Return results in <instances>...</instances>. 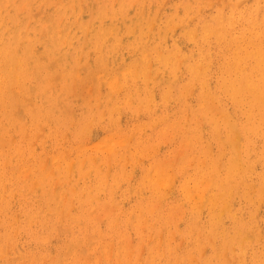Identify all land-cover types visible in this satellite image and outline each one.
Here are the masks:
<instances>
[{
  "label": "rangeland",
  "instance_id": "rangeland-1",
  "mask_svg": "<svg viewBox=\"0 0 264 264\" xmlns=\"http://www.w3.org/2000/svg\"><path fill=\"white\" fill-rule=\"evenodd\" d=\"M7 1H8V3H7ZM14 1H17V2H14ZM22 1H23V3H22ZM4 0V4L2 3V0H0V15L2 14L1 12H3L4 14L3 15H1V17H0V47L2 46V45H4L3 44V42L1 41V40H5V37H6V40H10V42H11V44L13 45V47H15V48H18L19 50H18V53H19V55H18V57L19 58H21V59H25V58H27L28 57V55L26 56L25 54H22V52H23V50H26L27 51V53H29L30 55H31V65L33 66V70H32V72H30L28 69H24V70H21V66L19 65V63H17L16 61H14V65L15 66H13V74H15V76L17 75L18 77H15L14 78V80H13V82L9 85V87H8V93H7V97H6V99H5V102H7L8 104L6 105V107L8 108H6L4 105H3V103L0 101V123L2 122H6V121H8V122H6V123H4V124H0V137H4V139L2 138V141H0L1 142V144L2 145H0V147L2 146V149L0 148V178H2V179H0V202L2 203L1 205H0V208H1V211H2V214L0 215V217L2 218L4 215H5V213L7 212V214H8V217L10 218V220L12 221V223H11V227H10V230L11 231H15L16 229H15V227H17V231H15V232H13L12 234H13V236H12V238H5L4 239V241H3V243H4V245L6 244H8L7 246L5 245V254L4 255H1L0 256V264H4L6 261V263L7 264H14L15 262V264H18V262H20V263H22L23 264V262H22V260L24 261V264H32L31 263V260H32V262H34V260H35V264H41V262H42V264H82V262H83V264H96V263H98V262H95L94 261V258L95 257H97V259H95L96 261H99V264H113V263H115V261H117L116 262V264L118 263V264H129V262L128 263H126L127 262V259H129V261H131L130 262V264H132V261H134L133 259H135V261L133 262V264H138V262H140V264H148L149 263V261H150V257H152V255H151V253L152 254H154V258L152 257L151 258V261H153V263L151 262V264H158V262H159V264H180L179 262H180V257L182 256V255H185V256H187L188 257V255H189V249H190V255H192V253H193V255H194V257H195V260H198V262L196 261V262H193V256H192V258H190V256L188 257V260L189 261H191V262H188V263H191V264H199L200 263V261H202V259H205V258H207V256L209 255V254H207V253H212V251L213 250H216L217 249V247H218V240L216 241V235H215V237H214V244H212L213 243V240H212V237H210V235H209V233L208 232H205L207 229H208V225H210V216L209 217H207L208 216V214L210 215V211H211V207L210 206H215L216 205V203L217 204H219L220 203V200L218 199V197L216 196V194H214V193H212V191H214V188H212L211 186H210V184H211V182H212V180H213V177H214V175H215V173H214V171L212 170V165H211V161H215V163L217 164V162L219 163V164H217V166H215L217 169H218V172L219 173H222L223 171H224V164H225V160H227V158L229 157V155H230V146H229V144H228V142H227V140H226V134L224 135V131L226 130V128L225 127H223V119H222V122L221 121H219V120H221V118H222V115H220L219 116V114H220V112H221V108L224 110V111H227L228 112V114H230V115H232V117L234 118V119H236V120H239V121H243V120H245L246 119V111H248L249 109H250V107H249V105L247 104V103H241V105L239 106V108L237 107H234V105L232 106V104H233V100L230 98V96L229 95H227V94H225V93H222V94H220L218 97H213L212 96V91L213 90H215L216 89V87H217V82L219 81L218 79H219V74L218 73H220L219 71L220 70H218L219 68H218V65L220 66V65H222V62H221V55H222V52H220L221 50H224L223 49V47L225 48V46H224V44H223V42L221 41V39H219L218 38V36L222 33H224L226 30H228V29H234V31H239L240 29H239V26H240V24L242 23L241 21H240V19H237V18H239V16H238V13L240 12V10H241V8L240 7H242V10L241 11H244L243 13H245V12H247V11H249V10H252V12H253V10L254 11H256V12H253L255 15L257 14V12H259L256 16L258 17V22L259 23H261L262 25H264V0H250V2H249V0L247 1H245V0H233V2L234 1H236V2H234V3H236V5L235 4H231L232 6H230V3L229 2H232V0H222L223 2H226V3H224V5H222V7H219L220 5H221V0H218V2H217V0H211L212 2L210 3V4H208V6H207V10H205L206 9V6L205 5H207L206 4V2H208L207 0H177V2H176V0L174 1V0H158L157 2H156V0H151V1H149V0H145V1H143V0H138V3L139 2H143V3H140V5L138 4V3H136L137 2V0H128L129 2H132V3H128L126 0L124 1H122V0H89V2H88V0H75V1H73V0H66V1H63V0H48V1H46V0ZM29 1V2H28ZM41 1V2H40ZM47 3H46V2ZM55 1V2H54ZM60 1H61V3H60ZM71 1V2H70ZM82 1V2H81ZM87 1V2H86ZM95 1V2H94ZM100 1V2H99ZM121 1V2H120ZM135 1V2H134ZM146 1H148L147 3H145ZM169 1H171L170 3H169ZM174 1V2H173ZM192 1H194V2H192ZM205 1V2H204ZM210 1V0H209ZM227 1H228V3H227ZM241 1V2H240ZM36 4H35V3ZM50 2V3H49ZM52 2V3H51ZM58 2V3H57ZM63 2V3H62ZM70 2V3H69ZM75 2V4H73V6H74V8H73V6H72V4L71 3H74ZM113 2V3H112ZM160 2V3H159ZM190 2H191V5H190ZM199 2V3H198ZM222 2V3H223ZM239 2V3H238ZM5 3H6V5H5ZM38 3H40V6L39 5H37ZM46 3V4H45ZM49 3V6L47 5ZM55 3H57V4H55ZM86 3H87V6H86ZM91 3H92V5H91ZM95 3V4H94ZM107 3V4H106ZM110 3H112V5L110 4ZM153 3H155V4H153ZM157 3H159V7H158V4ZM177 3V4H176ZM194 5H193V4ZM203 3V4H202ZM243 3V4H242ZM250 3V4H249ZM3 6H2V5ZM13 4H15V5H17L18 4V6H12ZM33 4H35V5H33ZM43 4V5H42ZM54 4V5H53ZM61 4V5H60ZM71 5V7H70V5ZM124 4H126V7H123V6H125ZM142 4H143V7H142ZM147 4H148V6H147ZM163 4V5H162ZM166 4V5H165ZM185 4H186V6H185ZM189 4V5H188ZM202 4V5H201ZM205 4V5H204ZM214 4V5H213ZM216 4H219V5H216ZM225 4H227V5H225ZM246 4V5H245ZM258 4V5H257ZM11 5V6H10ZM20 5H22V7H23V9L22 10H20L21 9V7L19 8V6ZM24 5V6H23ZM57 5V6H56ZM85 5V6H84ZM88 5H90V6H88ZM122 5V6H121ZM127 5H131V6H127ZM136 5V6H135ZM162 5V6H161ZM165 5V6H164ZM168 5V6H167ZM176 5H177V8H179V9H177L176 8ZM180 5V6H179ZM215 7V8H213V6ZM249 5H251V6H249ZM253 5H255L254 7H253ZM263 5V6H262ZM8 8H6V7ZM10 6V7H9ZM37 6H39V7H37ZM42 6V7H41ZM47 6V7H46ZM54 6V8L52 9V7ZM59 6V7H58ZM65 6H67V8L65 7ZM84 6V7H83ZM123 7V8H120V7ZM134 6H135V8H134ZM138 6V7H137ZM147 6V7H146ZM150 6V7H149ZM153 6H156L155 8H157V9H155L154 8V10H153ZM171 6V7H170ZM189 6V7H188ZM226 6V7H225ZM245 6V7H244ZM259 8H258V7ZM18 7V8H17ZM37 7V8H36ZM44 7V8H43ZM61 7V8H60ZM62 7H64V10H62L63 8ZM89 7V8H88ZM107 7V8H106ZM129 7V8H128ZM142 7V8H141ZM205 9H204V8ZM211 7V8H210ZM237 7V8H236ZM263 9H262V8ZM11 8V9H10ZM13 8V9H12ZM58 10H57V9ZM66 8V9H65ZM76 8V9H75ZM81 8H83V9H81ZM125 8V9H124ZM136 8H139L140 9V11H141V9H143L144 11H142L141 13L138 11V10H135ZM146 8H147V10H146ZM149 8V9H148ZM169 8V9H168ZM185 8V9H184ZM190 8V9H189ZM203 8V9H202ZM208 8H210V9H208ZM220 8H222L221 10H220ZM228 8V9H227ZM239 8V9H238ZM244 8H245V10H244ZM16 9H17V12H15L16 11ZM24 9L26 10V11H24ZM33 9V10H32ZM35 9H37V10H39V11H42L41 13L39 12V13H37L36 11H35ZM41 9V10H40ZM68 9V10H67ZM88 9V10H87ZM104 9V10H103ZM115 9V10H114ZM120 9V10H119ZM134 9V10H133ZM199 9H201L200 11H199ZM239 10V12H238V10ZM5 10V11H4ZM7 10H8V12H7ZM19 10V11H18ZM30 10V11H29ZM81 10V11H80ZM84 10V11H83ZM105 10L108 12H106L107 13V15H106V13H105ZM111 10V11H110ZM156 10V11H155ZM178 10V11H177ZM184 10V11H183ZM195 10H198L199 12H197V11H195ZM203 10V11H202ZM210 10V11H209ZM216 10L218 11L217 12V15L218 16H216L215 15V13H216ZM227 10V11H226ZM231 10V11H230ZM263 10V11H262ZM15 12V14L13 13V12ZM35 11V12H34ZM44 11V12H43ZM61 11H62V14H60L61 13ZM65 11V12H64ZM67 11V12H66ZM87 11H88V13H87ZM134 11V12H133ZM137 11V12H136ZM145 11H146V14H145ZM155 13H154V12ZM159 11V12H158ZM192 11H194V12H192ZM214 11V12H213ZM229 11V12H228ZM25 12V14H23L22 16H21V14L22 13H24ZM53 12V13H52ZM55 12V13H54ZM74 12V13H73ZM78 14H77V13ZM111 12V14H109ZM117 12V13H116ZM127 12V13H126ZM156 14V17H154L155 15L153 14ZM208 14H207V13ZM220 12H222L221 14H220ZM231 12V13H230ZM235 12V13H234ZM237 12V13H236ZM263 12V13H262ZM9 13V14H8ZM14 15H13V14ZM30 13V14H29ZM34 13V15H32V14ZM63 13H65V14H63ZM72 13L74 14V15H72ZM76 13V14H75ZM85 13V14H84ZM96 13H97V15H96ZM102 13V14H101ZM131 13H133V14H131ZM192 13L194 14V16L192 15ZM214 15H213V14ZM224 13H225V15H226V19L225 20H223L224 19ZM233 13V14H232ZM20 14V15H19ZM28 14V15H27ZM41 14V15H40ZM79 14H80V18H79ZM113 14H115V15H113ZM119 14V15H118ZM145 14V15H144ZM159 14H160V16H159ZM176 14V15H175ZM182 14H183V16H186V17H182ZM197 14V15H196ZM203 14V15H202ZM222 14H223V16H222ZM229 14V15H228ZM232 14V16H230ZM10 15V16H9ZM13 15V16H12ZM38 15V16H37ZM48 15H50V16H48ZM190 15H192V17H190ZM205 15V16H204ZM210 15V16H209ZM3 16V17H2ZM18 16V18H16ZM36 16V17H35ZM45 16V17H44ZM53 16H54V19H53ZM58 16V17H57ZM59 16H60V18H59ZM77 16V17H76ZM107 16V18H105ZM119 16H120V19H119ZM149 16V17H148ZM169 16H172V17H169ZM215 16L217 17V18H215ZM219 16H221V17H219ZM236 16V17H235ZM238 16V17H237ZM244 16V15H243ZM19 17H21V18H19ZM63 17H64V20H63ZM94 17V18H93ZM100 17H102L101 19H102V22L104 21V23H102L100 20ZM151 17H153L152 19H154V20H151ZM171 18L170 20L171 21H169V18ZM177 17V18H176ZM180 17H182V18H180ZM196 17V18H195ZM204 17V18H203ZM218 17H219V20H218ZM227 17H230V19L232 20V21H234V22H232L230 19H228ZM232 17L234 18V19H236V20H233L232 19ZM3 18V19H2ZM9 19V20H7V19ZM16 18V19H15ZM29 20H28V19ZM39 18V19H38ZM59 18V20L60 21H58L57 19ZM79 18V19H78ZM105 18V19H104ZM111 18H113L112 20H111ZM115 18H117L116 20H115ZM133 18V19H132ZM166 18H167V20H166ZM175 18V19H174ZM186 18V19H185ZM188 18V19H187ZM191 18V19H190ZM195 18V19H194ZM215 18V19H214ZM221 18V19H220ZM11 19H13V20H11ZM26 19H27V22H26ZM65 19H67V21L65 20ZM73 19V20H72ZM74 19H76V21L74 20ZM78 19V20H77ZM178 21H177V20ZM202 19V20H201ZM211 19H213V20H211ZM5 20H6V22L8 23V26H7V23H5ZM16 22H15V21ZM23 20V23L21 22ZM38 20V21H37ZM41 22H40V21ZM44 21V24H42V27H43V25H44V28H41L39 25H41V23H43V21ZM71 20L74 22V26H72L73 25V22H71ZM93 20V21H92ZM125 20V21H124ZM143 20V21H142ZM153 22V24L151 25V21ZM159 20V21H158ZM176 20V21H175ZM183 20H186V21H183ZM188 20V21H187ZM191 20V21H190ZM194 20V22H193V24H192V21ZM204 20V21H203ZM210 20V21H209ZM215 20V21H214ZM224 22H223V21ZM241 22H239V21ZM36 23H35V22ZM49 21H52V22H49ZM55 21H57L56 23L57 24H55ZM78 21V22H77ZM89 21V22H88ZM96 21V22H95ZM121 21V22H120ZM130 21H131V24H130ZM142 21V22H141ZM162 22V25L164 26V27H160V24H161V22ZM181 21L183 22V23H181ZM190 21V22H189ZM208 21V22H207ZM236 21H238V22H236ZM21 22V23H20ZM48 22H49V24H48ZM54 22V23H53ZM62 22H64V23H62ZM76 22V23H75ZM106 22H109V23H106ZM140 22V23H139ZM157 22H158V24H157ZM163 22H165L166 23V25H165V23H163ZM174 22V23H173ZM177 22L178 23H180V25L179 24H177ZM215 22H216V24H215ZM33 23H35V24H33ZM51 23V24H50ZM61 23V24H60ZM87 23V24H86ZM94 23V24H93ZM114 23H117L116 25H114ZM119 23V24H118ZM172 23H173V25H172ZM188 23H189V25H188ZM194 23H195V25H194ZM200 23V24H199ZM207 23H210V24H208L210 27H211V25H212V27L211 28H214L212 31H213V33H211V32H209V33H207L206 35H202V34H200V30H201V33H202V29H204V27H206L207 25ZM225 23V24H224ZM228 23H229V25H228ZM239 23V24H238ZM6 24V25H5ZM13 24V25H12ZM20 24V25H19ZM23 24V25H22ZM25 24H26V26H25ZM31 24V25H30ZM55 24V25H54ZM64 24V25H63ZM67 24V25H66ZM69 24V25H68ZM87 26H86V25ZM102 26L103 24V26H105V27H101L100 25ZM111 24H113V25H111ZM147 24V25H146ZM155 24V25H154ZM176 24L178 25L177 27H176ZM182 24H185V25H182ZM198 24V25H197ZM237 24V25H236ZM16 25V26H15ZM19 25V26H18ZM38 25V26H37ZM46 25H47V28H46ZM52 26V28H51V26ZM60 25V26H59ZM62 25V26H61ZM80 25V26H79ZM84 25L88 28V26H90L88 29H85L86 27H84ZM98 25V26H97ZM145 25V26H144ZM161 25V26H162ZM170 25V26H169ZM171 25H172V27L174 28H172L171 27ZM213 25H215V26H213ZM218 25V26H217ZM222 27H221V26ZM224 25V26H223ZM232 25V26H231ZM5 28H4V27ZM19 28H18V27ZM28 26H30V27H28ZM56 26H58V27H56ZM64 26V27H63ZM69 26V27H68ZM92 26V27H91ZM113 27V29H112V27ZM124 29H122L121 27ZM134 26H136V27H134ZM143 26V27H142ZM186 26V27H185ZM201 26V27H200ZM7 27V28H6ZM12 27V28H11ZM24 27V29H21V28H23ZM53 27H54V29H53ZM69 29H68V28ZM71 27V28H70ZM93 27H97V28H93ZM120 27V28H119ZM132 27V28H131ZM142 27V28H141ZM145 27V29H143ZM153 29H152V28ZM168 27H169V29L170 28H172V31L171 30H169L168 29ZM176 27V28H175ZM194 27H196L195 28V31L196 32H193V28ZM208 27V26H207ZM217 27V28H216ZM228 27V28H227ZM25 28H26V30H27V32H26V30H25ZM34 28V29H33ZM38 28V29H37ZM60 28V29H59ZM83 28V29H82ZM99 28V29H98ZM102 28V29H101ZM109 28H110V30H109ZM149 28V29H148ZM216 28V29H215ZM31 29V30H30ZM35 29H37V30H35ZM43 29L45 30V31H43ZM58 29V30H57ZM76 29V30H75ZM79 29V30H78ZM80 29H81V31H80ZM87 30L88 32H89V34H88V32L86 31L85 33H84V31L85 30ZM95 31H94V30ZM104 29V31H102ZM176 29V30H175ZM185 29V30H184ZM193 29V30H192ZM239 29V30H238ZM17 30V31H16ZM18 30H19V32H18ZM34 30H35V32H34ZM56 30H57V33H59V32H61V31H63V33H65L67 30V34L65 33L64 35H63V33L61 32L60 34L61 35H59V34H56ZM60 30V31H59ZM78 30V31H77ZM93 30V31H92ZM100 30L102 31V33H99L100 32ZM107 31V33H105L106 31ZM130 30L132 31V32H130ZM145 30V31H144ZM148 30H149V32H148ZM183 30V31H182ZM192 30V31H191ZM30 31V32H29ZM38 31H43V32H45V34H43L42 32V34H40V32H38ZM75 31V32H74ZM80 31V32H79ZM98 32L97 34L95 33V32ZM121 31H123L122 33H121ZM136 31V32H135ZM159 31V32H158ZM171 31V32H170ZM176 31H177V33H176ZM184 31H186V32H184ZM188 31V32H187ZM189 31H191L190 33H189ZM199 31V32H198ZM219 31V32H218ZM221 31H224V32H221ZM15 32H16V34H19V35H16L15 34ZM18 32V33H17ZM34 32V33H33ZM50 32V33H49ZM74 32V33H73ZM78 32V33H77ZM91 32H92V34H93V36H91L92 34H91ZM103 32H104V34H103ZM109 32L111 33V35L109 34ZM125 32H128V33H125ZM135 32V33H134ZM142 32V33H141ZM148 32V33H147ZM151 32V33H150ZM155 32H156V34H155ZM162 32H165V34H161ZM167 32V33H166ZM217 32H218V34H217ZM221 32V33H220ZM47 33H49V34H47ZM72 33V35H70ZM130 33V34H129ZM132 33V34H131ZM148 35H147V34ZM150 33V34H149ZM169 33V34H168ZM173 33V34H172ZM179 33V34H178ZM184 33V34H183ZM195 33L196 34H198L199 33V35L197 36V37H194V36H196L195 35ZM9 34L11 35V34H13V36L12 37H9ZM15 34V35H14ZM25 34V35H24ZM39 34V35H38ZM80 34V35H79ZM99 34V35H98ZM103 34V35H102ZM105 34H107V36L105 35ZM109 34V35H108ZM121 34V35H120ZM125 34V35H124ZM127 34V35H126ZM171 34V35H170ZM189 34V35H188ZM208 34H211V35H208ZM212 34H213V36H212ZM5 35V37H3ZM22 35V36H21ZM26 35H27V39H23V37L25 38L26 37ZM35 35V36H34ZM46 35H47V37H46ZM52 35V36H51ZM56 35V36H55ZM77 35V36H76ZM100 38V40L102 39V38H104L105 37V39H102L104 42L106 41L108 44H106V42L104 43L102 40H101V42L100 43H102V44H99V38L97 37V36ZM123 35V36H122ZM135 35H137V36H135ZM141 35V36H140ZM151 35V36H150ZM156 35V36H155ZM159 35H160V37H159ZM162 35V36H161ZM193 35V36H192ZM200 35H202V36H200ZM218 35V36H217ZM15 36H18V37H15ZM28 36H29V38H28ZM37 36V37H36ZM40 36V37H39ZM49 36H51V37H49ZM57 36H60V37H58V38H60V39H58L57 38ZM66 38H65V37ZM70 38H69V37ZM90 36V37H89ZM101 36H103L102 38H101ZM112 36V37H111ZM119 36H120V38H119ZM170 36V37H169ZM173 36V37H172ZM189 36V37H188ZM190 36H191V38H192V40H194V41H190ZM217 36V37H216ZM34 37V38H33ZM42 37V38H41ZM65 38V39H63V38ZM85 37V38H84ZM128 37V38H127ZM136 37V38H135ZM142 39H141V38ZM172 37V38H171ZM174 37H176V38H174ZM180 37V38H179ZM184 39H183V38ZM200 37V38H199ZM208 37H210V38H208ZM14 38V39H13ZM31 38H33V39H31ZM47 38H48V40L50 41H48L47 40ZM51 38V39H50ZM77 38V39H76ZM87 38V39H86ZM88 38L90 39L89 41H88ZM121 39V40H119V39ZM132 40H131V39ZM135 38V39H134ZM151 38V39H150ZM165 40H164V39ZM205 38H207L206 40H204ZM212 38V39H211ZM216 38V39H215ZM20 39V40H19ZM23 39V40H22ZM65 40V42L63 41V40ZM70 39V40H69ZM79 39V40H78ZM83 39H85V41L86 42H84L83 41ZM93 39H94V41H93ZM98 39V40H97ZM119 40V42H118V40ZM124 39V40H123ZM169 39V40H168ZM183 39V40H182ZM199 39H201V40H199ZM16 40V41H15ZM19 40V41H18ZM31 40V41H30ZM54 40V41H53ZM57 40H58V43H57ZM62 40V41H61ZM67 40L69 41V43H70V45H71V43H73L71 46L69 45V43H68V45H67ZM72 40V41H71ZM97 40V41H96ZM109 40V41H108ZM130 40V42L132 43H127L128 41ZM136 40H138V41H136ZM141 40V41H140ZM143 40V41H142ZM145 40H146V42H148V43H146L145 42ZM160 40H162V41H160ZM187 42H186V41ZM213 40V41H212ZM13 41H15V42H13ZM23 41L25 42L26 41V44H27V46L25 45V44H23ZM49 43H48V42ZM80 41V43H78ZM91 41H93V42H91ZM118 43H117V42ZM156 43H155V42ZM166 41V42H165ZM175 41V42H174ZM182 41H183V43H182ZM200 41V42H199ZM205 41V42H204ZM217 41H220V42H217ZM54 42V43H53ZM62 42V43H61ZM63 42H64V45H62L63 44ZM95 42H96V44H95ZM114 42V43H113ZM121 42V43H120ZM124 42H125V44H124ZM137 42V43H136ZM142 42H143V44H142ZM145 42V43H144ZM149 42H150V46L147 48V46L149 45ZM152 42V43H151ZM160 42H161V44H160ZM176 42H178V43H176ZM199 44H198V43ZM213 42H215V43H213ZM222 42V43H221ZM22 43V44H21ZM65 43H66V46H65ZM94 43V44H93ZM99 45H98V44ZM115 43H117L116 45H115ZM120 43V44H119ZM135 43V44H134ZM140 43H141V45H140ZM167 43L169 44V43H171V44H169V45H167ZM183 45H182V44ZM220 43H221V46H220ZM48 44H50V46H51V48L53 49H51L50 48V46L48 47ZM106 44V45H105ZM122 44V45H121ZM138 44V45H137ZM156 44V45H155ZM157 44H159L160 45V48L158 47L159 45H157ZM166 44V45H165ZM172 44H173V46H172ZM181 44V45H180ZM186 44V45H185ZM206 44V46H202V45H205ZM214 44V45H213ZM215 44H218V45H216L215 46ZM32 45V46H31ZM78 45V46H77ZM93 45H94V47H93ZM123 45H124V47H123ZM155 45V46H154ZM165 45V48H163V46ZM174 45H177V47L176 46H174ZM180 45V46H179ZM195 45V46H194ZM200 47H199V46ZM87 46V47H86ZM100 46V47H99ZM116 46V47H115ZM130 46V47H129ZM136 46H137V48H136ZM139 46H140V48H139ZM144 46V47H143ZM145 46H146V48H145ZM157 46V47H156ZM219 46V47H218ZM26 47V48H25ZM33 47H35V48H33ZM63 47V48H62ZM68 48V49H65L64 50V48ZM70 47H72V48H70ZM81 47V48H80ZM118 47V48H117ZM175 47V48H174ZM184 48L185 50H186V52H185V50L183 51V49L182 48ZM205 47H206V49H205ZM25 48V49H24ZM62 48V49H61ZM77 48V49H76ZM83 48V49H82ZM89 48V49H88ZM94 48V49H93ZM109 50H108V49ZM132 48H134V49H132ZM141 48H142V50L143 51H141L140 52V50H141ZM150 48V50H147V49H149ZM157 48V49H156ZM172 48H174V49H172ZM198 50H197V49ZM37 49H39V50H37ZM40 49H42V50H40ZM52 51H51V50ZM55 49H57V50H55ZM61 49V50H60ZM106 49V50H105ZM151 49L153 50V51H151ZM158 49H160V51H162V52H160ZM161 49H163V50H161ZM170 49V50H169ZM176 49L178 50V51H176ZM179 49L181 50L180 52H179ZM191 49V51L190 52H188L189 50ZM201 49H203L202 51H200ZM208 49H209V51H208ZM214 49V50H213ZM63 50H64V52H63ZM82 50V51H81ZM102 50V51H101ZM104 50V51H103ZM124 50V51H123ZM126 50V51H125ZM134 50V51H133ZM137 50V51H136ZM157 51V52H155V51ZM172 50H175V52H176V54L174 53V52H172ZM194 50V51H193ZM219 50V51H218ZM55 51V52H54ZM72 51V52H71ZM76 51V52H75ZM89 51V52H88ZM107 51L109 52V53H107ZM128 51H130V52H128ZM196 51V52H195ZM205 51V52H204ZM208 53H207V52ZM39 52V53H38ZM54 52V53H53ZM60 52H61V54H60ZM68 52V53H67ZM76 54H75V53ZM87 52H88V54H87ZM99 52V53H98ZM101 52V53H100ZM112 52V53H111ZM128 54H127V53ZM133 52V53H132ZM144 52H145V54H144ZM150 52V53H149ZM153 52V53H152ZM159 52V53H158ZM169 52H171L172 54V56H170L169 54ZM184 52V53H183ZM199 52L201 53V54H199ZM32 53H34V54H32ZM53 53V54H52ZM80 53V54H79ZM94 55H93V54ZM96 53H98V54H96ZM114 53V54H113ZM122 53V54H121ZM161 53V54H160ZM165 55V57H166V54L168 55V57H166L167 59H168V61H167V64L168 65H166V63H165V61H166V58L164 57V56H162L163 54ZM169 53V54H168ZM182 53H183V55H182ZM190 53V54H189ZM206 53L208 54V55H206ZM213 53V54H212ZM37 54V55H36ZM39 54H40V56L41 55H43V57L41 56L40 58H39ZM62 55L61 57H59V55ZM86 54V55H85ZM100 54V55H99ZM101 54H102V56H101ZM110 54H111V56H110ZM117 54V55H116ZM126 54V55H125ZM130 54V55H129ZM142 54H143V56H142ZM149 54H150V56H149ZM160 54V55H159ZM173 54H175L174 56H173ZM182 56V60H184V61H181V63L178 65V59H180L179 58V56ZM192 54V55H191ZM197 54V55H196ZM216 54H219L218 56L216 55ZM24 55L26 56V57H24ZM50 55V56H49ZM58 58H56L55 56ZM75 55H76V57H75ZM81 55V56H80ZM107 57H106V56ZM129 55V56H128ZM140 55V56H139ZM200 55V56H199ZM204 55V56H203ZM38 56V57H37ZM47 57V58H44V57ZM78 56H79V58H78ZM87 56V57H86ZM103 56H105V57H103ZM122 56V57H121ZM137 56V57H136ZM142 56V57H141ZM146 56H148V57H146ZM159 56H161L160 57V60L157 58V57H159ZM176 56H178V59L176 58ZM180 56V57H181ZM35 59H34V58ZM53 57H55L54 58V60H57V61H54L53 59H51V58H53ZM64 57V58H63ZM99 57H101L102 59L104 58V59H106L105 61H103V60H101V58H99ZM111 57H113V58H111ZM114 57H116V58H114ZM130 57V58H129ZM141 57V58H140ZM145 57H146V59H145ZM171 57V58H170ZM198 57V59H196ZM42 58H43V60H42ZM69 58V59H68ZM86 58V59H85ZM124 58V59H123ZM133 58V59H132ZM154 59V61H152L153 59ZM175 58H176V60H175ZM200 58L201 59H203V60H200ZM207 58V59H206ZM220 58V59H219ZM34 59V60H33ZM61 59V60H60ZM78 59V60H77ZM80 59H82V60H80ZM89 59V60H88ZM114 59H116V60H114ZM123 59V60H122ZM126 59V60H125ZM128 59V60H127ZM140 59H142L143 61H144V63L142 62V60H140ZM162 59H164V61L162 60ZM172 59H174V60H172ZM180 59V60H181ZM188 59V60H187ZM218 59V60H217ZM51 60V61H50ZM63 60H65V61H63ZM109 60V61H108ZM114 62H113V61ZM149 60V61H148ZM158 60V61H157ZM197 62H196V61ZM200 60V61H199ZM48 61V62H47ZM52 61H54V63H52ZM68 61V62H67ZM71 61V62H70ZM89 61V62H88ZM100 61H103V62H100ZM198 61H199V63H198ZM219 61V62H218ZM0 62H1V58H0ZM43 62H44V64H43ZM51 62V63H50ZM55 62H56V64H55ZM60 62H62L63 63V65L65 64V66H63L62 64L61 65H59V63ZM77 62V63H76ZM82 62V64H80ZM91 62V63H90ZM93 62H96V63H93ZM106 62V64H104ZM119 62V63H118ZM128 62V63H127ZM132 62H133V65L135 66H133L132 65ZM177 62V64L176 65H173V63L175 64ZM180 62V61H179ZM194 62V63H193ZM200 62H202V63H200ZM221 62V63H220ZM48 63V64H47ZM90 64V66H89V64ZM101 63V64H100ZM107 63H109V64H107ZM147 63H150L149 65L151 66V67H149L148 66V64ZM152 63V64H151ZM159 63V64H158ZM188 63V64H187ZM189 63L191 64V65H195V66H190L189 65ZM193 63V64H192ZM208 63V64H207ZM16 64L18 65V66H16ZM50 64H54L53 65V67H52V65H50ZM67 64H68V66H67ZM87 64H88V66H87ZM118 64V65H117ZM128 64L129 65V72H131V71H133L131 74L128 72V68H126L127 66L126 65ZM131 64V65H130ZM183 64V65H182ZM201 66V67H203V65H204V67L203 68H201V67H199V65ZM208 65V66H206V68H205V65ZM74 65H78V70L80 71V69L81 68H83L84 66H87V67H84L83 69H84V71H87L86 72V74H84L85 72L83 71V69L81 70V72H79V71H77L76 70V66H74ZM80 65H81V67H80ZM99 65V66H98ZM104 65L106 66V67H104ZM117 65V66H116ZM138 65V66H137ZM143 65V66H142ZM159 66V68H158V66ZM166 65V66H165ZM173 67H172V66ZM213 65V66H212ZM43 66V67H42ZM49 66V67H48ZM55 66H58V67H55ZM73 66L75 67V68H73ZM91 66H93V67H91ZM96 66V67H95ZM142 66V67H141ZM146 66H148V67H146ZM162 68H161V67ZM171 66V67H170ZM177 66H181V67H178L177 69L179 70H177L176 69V67ZM189 67V68H191V69H188L187 67ZM15 67V68H14ZM41 67H42V69H41ZM49 69H48V68ZM51 67H52V69H51ZM55 67V68H54ZM60 67H63L62 69H63V71H64V73H61L60 74V76H58L57 75V73L56 72H52V71H54L55 69L57 70V72H59V68ZM65 67H67V68H69V70H67V68H65ZM115 67V68H114ZM119 67V68H118ZM126 70H124L123 68ZM132 67V68H131ZM137 67V68H136ZM143 67H145V69H143ZM154 67V68H153ZM165 67V69H163ZM183 67V68H182ZM186 67V68H185ZM193 67H195L199 72L200 71H203V69H204V72H202V73H199L195 68H193ZM214 67V68H213ZM44 68H46L45 70L47 71H45L44 70ZM98 70V73H100V74H98L97 75V73H96V69ZM104 68V69H103ZM109 68V69H108ZM131 68V69H130ZM136 68V69H135ZM142 68V69H141ZM149 68H151L150 70H149ZM174 68L176 69V70H174ZM193 68V69H192ZM214 70H213V69ZM61 68H60V70H62ZM73 69L74 70H76V75H79L80 74V76H75V75H69V74H72V73H74V71H73ZM86 69V70H85ZM101 69V70H100ZM103 69V70H102ZM112 69V70H111ZM137 69H138V71L140 72V74H139V72L137 71ZM18 70V71H17ZM44 70V71H43ZM49 70H51V72H49L48 73V71ZM55 70V71H56ZM96 70V71H95ZM105 70V71H104ZM115 70H117V71H115ZM123 71L124 70V72L122 73V74H120V71ZM131 70V71H130ZM135 70V71H134ZM142 70H144V71H146V72H143ZM149 70V75L147 74V71ZM155 72H154V71ZM160 70V71H159ZM167 71V73H166V71ZM186 72H185V71ZM190 70H194L195 71V75H196V77H197V79L200 81H198V80H195V81H193L194 80V78L196 79V77H195V75L193 74V73H191V76H190V74H189V72H190ZM207 71V73H205L206 71ZM17 71V72H16ZM66 71V72H65ZM68 71V72H67ZM90 71V72H89ZM95 71V72H94ZM99 71H103L102 73L101 72H99ZM115 71V72H114ZM171 73H170V72ZM173 71H177L176 73H173ZM213 71V72H212ZM215 71H216V73H215ZM61 72V71H60ZM59 72V73H60ZM70 72V73H69ZM78 72H79V74H78ZM109 73L110 74V79H109V74L107 75V73ZM128 72V73H127ZM135 72H138V74H136ZM152 72H154L155 74H157V75H154ZM158 72H160L159 74H158ZM165 72V73H164ZM181 74H180V73ZM184 72V73H183ZM212 72V73H211ZM23 73V74H22ZM27 73V74H26ZM42 73V74H41ZM45 73H47V74H45ZM67 73V74H66ZM82 73V74H81ZM88 73V74H87ZM94 73V74H93ZM115 75V73H117L116 75L118 76H116L115 75V77L116 78H114V80L112 81V79L111 78H113L114 77V75ZM134 73H135V75H138V76H136L137 77V79H136V77L134 78L133 76H134ZM143 73H146V74H143ZM164 73V74H163ZM173 73V74H172ZM178 73V74H177ZM209 73V74H208ZM49 74H51L50 76H49ZM63 74V75H62ZM75 74V73H74ZM84 74V75H83ZM91 74V75H90ZM95 75V76H93V75ZM123 74H125L124 76H121V75H123ZM141 74H143V76L141 75ZM177 76V78H175L176 76ZM188 74V75H187ZM197 74H199V75H197ZM200 74H202V75H200ZM217 74V75H216ZM44 75V76H43ZM66 75V76H65ZM82 75H83V77H82ZM105 75H106V77H105ZM128 75V76H127ZM133 75V76H132ZM152 75H154L155 77H153ZM169 75V76H168ZM185 75H186V77H185ZM210 75V76H209ZM26 76V77H25ZM34 76H37L36 78H38L37 80L38 81H42L43 83L45 82V81H47V82H45L44 84H42L41 82H37V80H36V78H34ZM44 78H43V77ZM46 76V77H45ZM69 76H75L76 77V79H75V77H74V80H73V78L72 77H70V79H69ZM92 76V77H91ZM102 76V77H101ZM142 76V77H141ZM145 76H146V78L149 76V78H150V80L148 79V80H146V78H145ZM152 76V77H151ZM158 76V77H157ZM159 76L162 78H159ZM162 76H165V77H162ZM174 76V77H173ZM184 76V77H183ZM194 76V77H193ZM198 76H201V77H198ZM20 77H21V80H20ZM63 77H65V80H66V83H65V81L63 80L62 81V79H64ZM67 77V78H66ZM79 77H81V79L79 78ZM87 77V78H86ZM90 77H91V79H90ZM94 77H96V79H95V82L96 81H100L99 83L102 85V88H101V85L100 84H98V82H96L97 84H95V82H94ZM97 77H99V78H97ZM119 77L122 79H119ZM129 78V79H124V78ZM132 77V79H130ZM192 77H193V80H192ZM214 77V78H213ZM25 78V79H24ZM53 78V79H52ZM61 80V82H60V80ZM106 80H105V79ZM139 78V79H138ZM145 78V79H144ZM174 78V79H173ZM181 80H180V79ZM189 78H191L190 80H189ZM204 78H205V81H204ZM209 78V79H208ZM33 79V80H32ZM39 79H41V80H39ZM54 79H58L57 81H55V83L52 85H50L49 84V82L48 81H53L54 82ZM72 79V81H74V82H76L77 83V85H76V83H74L75 85H74V87L72 86V88H74V90L75 91H73V89L71 88V86H70V84L72 83V82H70V80ZM83 79V80H82ZM99 79V80H98ZM102 79H103V81H102ZM109 79V81H110V83H112V84H110L109 83V85L107 86V80ZM115 79H117L116 80V82H118L117 84H115ZM120 81H119V80ZM143 79H144V82H145V84H144V82H143ZM160 79V80H159ZM165 81H164V80ZM172 79H173V81H172ZM184 79V80H183ZM79 80V81H78ZM85 80V81H84ZM89 80H91L90 82H89ZM127 81V83H126V81ZM157 80V81H156ZM161 80L162 81H164L163 83L161 82ZM169 80V81H168ZM177 80V81H176ZM214 80V81H213ZM25 81V82H24ZM28 81V82H27ZM51 81V82H52ZM82 81V82H81ZM84 81V82H83ZM93 81V82H92ZM122 81V83H119V82H121ZM147 81V82H146ZM151 81V82H150ZM173 82V84H172V82ZM176 81V82H175ZM179 81H181V82H179ZM184 81H187L186 83L184 82ZM18 82H20L19 84H18ZM31 82H34V84L33 83H31ZM50 82V83H51ZM64 82V83H63ZM68 82H70V83H68ZM79 82H81L82 84H80ZM87 82H89V85H88V83ZM92 82V83H91ZM103 82V83H102ZM106 82V83H105ZM123 82H124V84H126V85H123ZM140 82V83H139ZM152 83V85L150 84V83ZM156 82H158V83H156ZM170 82H171V84H170ZM175 82V83H174ZM178 82V83H177ZM184 82V83H183ZM190 82H191V84H190ZM193 82V83H192ZM201 82H203V83H205V84H203V86H202V84H201ZM206 82H208V83H210V84H207ZM22 83H23V85H22ZM25 83H28V84H25ZM30 83H31V86H30ZM36 83H38V84H36ZM40 83V84H39ZM60 83V84H59ZM78 83L81 85V86H79L78 85ZM106 85H105V84ZM130 83V84H129ZM136 83V84H135ZM141 83H142V86H141ZM156 83V84H155ZM162 84V86H161V84ZM177 83V84H176ZM189 83V84H188ZM196 83H197V85H196ZM200 83V84H199ZM212 83H214V85L212 84ZM16 84V85H15ZM47 84H49L50 86H48ZM58 84L60 85V86H62L63 87V89L65 90V92H64V90L62 91V88H61V90H60V86L58 87ZM62 84V85H61ZM69 86H68V85ZM86 84H87V86H86ZM91 84H92V86H93V89H95V90H93V89H91L92 88V86H91ZM118 84H120V86H121V90L120 89H118L117 90V88H119L120 86L118 85ZM122 84V85H121ZM143 84H144V86H143ZM150 84V85H149ZM171 85L170 87H169V85ZM178 84H183V85H179V86H177L179 89H180V91L183 93L182 94V96H181V93H178L179 92V89L176 87V85H178ZM189 85V87H188V85ZM28 86V88L27 87H23V86ZM46 85H47V87H46ZM56 85V86H55ZM66 85H67V87H66ZM72 85H73V83H72ZM84 85H85V87H86V89H85V87H84ZM97 85H98V88L100 89V91H99V94L97 95L96 93H97ZM105 85V86H104ZM129 85V86H128ZM136 85V86H135ZM138 85V86H137ZM164 85V86H163ZM190 89H187L186 88V86ZM14 86V87H13ZM16 86V87H15ZM19 86V89L20 90H18L17 89V87ZM96 86V87H95ZM110 86V87H109ZM113 86V87H112ZM119 86V87H118ZM126 86H128V87H126ZM133 86V87H132ZM137 87V91H136V88L135 87ZM146 86H147V88H146ZM149 86V87H148ZM150 86H152V87H150ZM158 88H156V87ZM159 86V87H158ZM174 86V87H173ZM209 86V87H208ZM11 87H13V88H11ZM30 87H32V88H34L35 87V89H31ZM45 87V88H44ZM49 87V88H48ZM51 87V88H50ZM53 87V88H52ZM65 87V88H64ZM83 87H84V89H83ZM109 87V88H108ZM114 87H115V89H114ZM126 87V88H125ZM131 87V88H130ZM139 87H141V88H139ZM165 87H166V89H165ZM173 87V89H171ZM183 87V89L185 88L186 90H187V92H186V90L184 91L183 89L181 90V88ZM192 87H194L195 88V90L192 88ZM199 87V88H198ZM206 87V88H205ZM11 88V89H10ZM15 88V89H14ZM24 88H26L25 90H24ZM37 88H38V91L40 92L39 94L43 97H39V94L38 93H36L37 91H35V90H37ZM44 88V89H43ZM70 88V89H69ZM110 88H112V89H110ZM133 88V89H132ZM177 88V89H176ZM193 89V91H192V89ZM203 88V89H202ZM39 89H43V91H45V92H43L42 90H39ZM49 89L51 90V89H53V91L51 92V91H49ZM58 89V90H57ZM72 89V90H71ZM79 89V90H78ZM81 89V90H80ZM91 89V90H90ZM98 89V90H99ZM114 89V90H113ZM126 89H127V91H126ZM129 89V90H128ZM142 89V90H141ZM146 89H147V91H146ZM150 91H149V90ZM153 89V90H152ZM199 89H200V91H199ZM208 89H210V90H208ZM13 90V91H12ZM21 90H23V91H21ZM55 90V91H54ZM59 92H57V91ZM61 91V93H60V91ZM70 90H71V92H73V93H71L70 95H69V93L68 92H70ZM76 90H78V91H76ZM83 90V92H80V91H82ZM111 90H113V91H111ZM138 90H141V92L140 91H138ZM155 90V91H154ZM156 90H158V91H156ZM18 91V92H17ZM31 91V92H30ZM32 91H33V93L35 94H32ZM35 91V92H34ZM86 91V92H85ZM109 91V92H108ZM111 91V92H110ZM170 91V93H169V95H167V94H165V93H168ZM190 91H192V93H189ZM206 91H208L209 93H206L207 95H205L204 93L206 92ZM19 92H20V95H19ZM25 92V93H24ZM46 92H48V93H46ZM51 92V93H50ZM55 92H56V95H55ZM89 94H88V93ZM91 92H92V95H90L91 94ZM96 92V93H95ZM113 92V94H111ZM127 92H129L128 94H127ZM139 92L140 93H142V94H139ZM147 92V94H149V92H151L150 94H149V99H150V102H149V99H147L148 97H146V96H148L147 94H145V93ZM159 92V93H158ZM196 92H198V93H196ZM202 92H203V94H202ZM10 93V94H9ZM22 93V94H21ZM53 93V94H52ZM65 93L66 94H68V95H65ZM76 93V94H75ZM80 93V94H79ZM83 93V94H82ZM94 93L97 95V96H99V97H96V95H95V97L93 96L94 95ZM107 93V94H106ZM108 93H110L111 95H112V97H111V95L109 94V99L108 100H110V101H108L107 100V95H108ZM117 93H119V94H121V95H117ZM125 93V94H124ZM132 93V94H131ZM135 93V94H134ZM143 93L145 94V98H144V95H143ZM157 93V94H156ZM184 93H185V95H184ZM189 93V94H188ZM195 93H196V95H197V98H195L196 97V95H195ZM38 94V95H37ZM43 94V95H42ZM48 94V96L46 97L45 95H47ZM52 96H51V95ZM64 94V95H63ZM73 94V95H72ZM79 94V95H78ZM85 94V95H84ZM103 94H105V95H103ZM155 94V95H154ZM162 94V95H161ZM167 95V96H165V95ZM192 96H191V95ZM200 94H202L205 98V103H204V99H203V96L201 95L200 96ZM15 95V96H14ZM17 95V96H16ZM33 95V98L31 97ZM61 97H63L62 98V100H65L64 98H66V96H67V99L65 100L66 102H64V101H61L62 103V105H60V100H58L57 98H61ZM75 95H76V99L75 98H72V96L73 97H75ZM82 95V97L80 98V96ZM90 95V96H89ZM118 97H116V96ZM127 95H128V97L130 96V98H128L127 97ZM138 95V96H137ZM173 95V96H172ZM194 95V96H193ZM209 95V96H208ZM10 96V97H9ZM12 96V97H11ZM14 96V97H13ZM21 98H19V97ZM25 96H26V98H25ZM27 96L30 98V100L32 99H34V97H35V99L32 101H30L29 99H27ZM50 96V97H49ZM162 96V97H161ZM164 96L165 97H167L166 99H168L169 98V102H168V100H166L165 98H164ZM169 96V97H168ZM172 96V97H171ZM185 96V97H184ZM188 96V97H187ZM199 96V97H198ZM212 97V99H211V97ZM17 97V98H16ZM23 97V98H22ZM38 97V98H37ZM45 97H46V102H45ZM49 97V98H48ZM52 97V98H51ZM54 97V98H53ZM55 97H56V99H55ZM79 97V98H78ZM84 97V98H83ZM90 97V98H89ZM92 97V98H91ZM116 97V98H115ZM122 97V98H121ZM125 97H126V99H127V101H128V103H127V101L125 100ZM143 97V98H142ZM152 99H151V98ZM156 97V98H155ZM182 97V98H181ZM185 99H184V98ZM202 97V98H201ZM207 97H209V98H207ZM9 98V99H8ZM12 98V99H11ZM15 98V99H14ZM25 98V99H24ZM40 98V99H39ZM112 98V99H111ZM136 98V99H135ZM162 98L164 99V100H166V102H164V100H162ZM175 98V99H174ZM178 98V99H177ZM187 98V99H186ZM191 98V99H190ZM8 99V100H7ZM13 101H11V100ZM14 99V100H13ZM18 99H19V101H18ZM23 99V100H22ZM43 99V100H42ZM55 100L54 102H53V100ZM115 99V100H114ZM120 100V102L118 103V101ZM132 99H134L133 101H132ZM143 99V101H140V100H142ZM158 99H159V101H158ZM171 99H173L172 101H171ZM180 99V100H179ZM194 99V100H193ZM203 99V100H202ZM209 99V100H208ZM211 99V100H210ZM217 99V100H216ZM7 100V101H6ZM17 100V101H16ZM25 100H28V101H25ZM38 102H37V101ZM52 102L51 104H50V101ZM69 100H71V101H69ZM74 100H75V102H74ZM82 100V101H81ZM87 100V101H86ZM89 100H90V103H89ZM97 100H99V101H97ZM102 100H103V102H102ZM118 100V101H117ZM124 100L126 101L125 103L128 105H125L123 102H124ZM129 100H131V102H129ZM137 100H139V101H137ZM146 100H148V101H146ZM152 100H154V101H152ZM200 100V101H199ZM212 100H213V107H211V105H212ZM10 101L12 102V103H10ZM17 103H16V102ZM36 101V102H35ZM48 101H49V103H48ZM71 102L70 103V106H69V102ZM76 101H78V102H76ZM81 101V102H80ZM84 101V102H83ZM95 101H97V103L95 102ZM112 101H114V103L112 102ZM122 101V102H121ZM136 101L138 102V103H136ZM146 101V103H144ZM154 102V103H152V102ZM181 101H183V102H181ZM199 101V102H198ZM202 101V103H200ZM229 101V102H228ZM24 102H25V104H24ZM33 102V104H31ZM40 102V103H39ZM55 102H57V103H55ZM67 103L68 105H65L64 103ZM83 102V103H82ZM94 102L96 103V105H97V107H96V105H94V107H93V104H94ZM109 102V103H108ZM135 102V103H134ZM139 102H140V104H139ZM148 102H149V104H148ZM177 102V103H176ZM185 102V103H184ZM194 102V103H193ZM198 102V103H197ZM36 103H39V104H36ZM57 105V108H54V107H56V106H54L53 107V105H55V104ZM72 103H73V105H72ZM76 103V104H75ZM88 103H89V105H88ZM108 103V104H107ZM123 103V104H122ZM151 103H152V105H151ZM168 103H170V104H168ZM188 103V104H187ZM193 103V104H192ZM214 103H216V104H214ZM17 104H21V105H18L17 106ZM41 104V105H40ZM64 104V105H63ZM79 104V105H78ZM90 104L92 105V107L90 106ZM104 104H107L106 105V107H104L105 105ZM119 105V104H121V105H119V106H117L116 105V108H115V111H114V107H113V105ZM136 104H138V105H140V107L141 106H144L143 108L141 107V110H140V108H139V110L137 109L138 108V105H137V108H136ZM143 104V105H142ZM145 104V105H144ZM150 105V106H148V107H145L146 105ZM154 104V105H153ZM172 104V105H171ZM186 106L187 105V107H184V105ZM200 104H203L202 106H204V107H201V106H199ZM207 104H210V105H207ZM218 104V105H217ZM225 104V105H224ZM3 105V106H2ZM46 105V106H45ZM50 105V106H49ZM58 105H60V106H58ZM85 105H88L89 107H90V110H89V113H88V110L86 109L88 106H84ZM100 105V106H99ZM114 105V106H115ZM157 107H156V106ZM161 105H163V107L161 106ZM193 105V106H192ZM214 105H216L217 107H214ZM231 105V106H230ZM248 105V106H247ZM16 106L18 107V109L20 108V113H19V111H17V113H16ZM20 106V107H19ZM31 106H34V108H35V110H33L34 112H30V111H32V109H34L33 107L31 108ZM67 108H66V107ZM68 106H69V109H70V107H71V111H69V110H67L68 109ZM72 106H73V108H72ZM74 106H76V108L74 107ZM99 106V107H98ZM125 106H126V108H125ZM133 106V107H132ZM153 106V107H152ZM160 106V107H159ZM191 106V107H190ZM205 106H207L208 107V109H207V107H205ZM209 106L212 108V110L215 112L216 110H214V108L215 109H218V112L216 111L215 113L211 110V108H209ZM16 108L15 110H11V109H14V108ZM40 107V108H39ZM53 107V108H52ZM80 108V111H78L79 110V108ZM89 107H88V109H89ZM127 107H129V108H127ZM132 107V108H131ZM135 107V108H134ZM219 107H221V108H219ZM42 108V109H41ZM45 110H44V109ZM47 108V109H46ZM78 108V109H77ZM81 108H84V109H81ZM93 108V109H92ZM98 109V110H96V109ZM101 109V111L103 112L104 111V116H103V113L101 114L99 111H100V109ZM103 108H105V110L103 109ZM110 110V111H112L111 113L109 112V111H107L106 112V110H108V109ZM111 108L113 109V110H111ZM125 108V109H124ZM145 108H146V110L147 111H145ZM149 108V109H148ZM153 108V109H152ZM202 108H204V110H202ZM205 108H206V110H205ZM245 108V109H244ZM40 109V110H39ZM52 109V110H51ZM54 109V110H53ZM77 109V110H76ZM92 109V110H91ZM119 109V110H118ZM121 109V110H120ZM136 109V110H135ZM143 109V110H142ZM154 109H156V110H154ZM240 109V110H239ZM6 110H8V112L6 111ZM43 110V111H42ZM60 110H61V112H60ZM129 110V111H128ZM134 110V111H133ZM138 110V111H137ZM159 110V111H158ZM168 110V111H167ZM220 110V111H219ZM242 110V111H241ZM11 111H13V112H15V114L13 113V112H11ZM55 111V112H54ZM78 111V112H77ZM96 111V112H95ZM120 113V114H118V112ZM127 111V112H126ZM136 111H137V113H136ZM143 111V112H142ZM207 111H209V112H207ZM29 112V113H28ZM41 112H44V113H42L41 114ZM48 112V113H47ZM59 112V113H58ZM63 112V113H62ZM69 112V113H68ZM106 112V113H105ZM114 112V113H113ZM123 114H122V113ZM130 112V113H129ZM160 112H162V114L160 113ZM178 112V113H177ZM5 113V114H4ZM13 114V116H12V114ZM31 113V114H30ZM45 113H46V116L47 115H49V116H45L44 117V115H45ZM55 113V114H54ZM59 115H58V114ZM72 113V115H70ZM92 113H95L97 116H99V117H97L95 114H93V115H91ZM182 113V114H181ZM186 113V114H185ZM189 113V114H188ZM196 113H197V115H196ZM211 113H213V114H211ZM234 113V114H233ZM3 114V115H2ZM9 114H10V116H9ZM27 114V115H26ZM33 114V115H32ZM63 114H65V115H63ZM99 114V115H98ZM100 114H101V116H103V118H101L100 119ZM108 114H111V117L108 115ZM117 114V116H119L118 117V119L120 120V123H118V121L119 120H117V119H115L116 121H117V123L121 126V129L119 128V127H115L116 125L118 126V124H114V122L116 123V121L114 120V119H112V117H113V115H114V117L113 118H116L115 117V115ZM132 114V115H131ZM158 114V115H157ZM166 114V116L163 118L162 116H164ZM177 114H178V116H177ZM180 114V115H179ZM7 115H8V117H7ZM40 115V116H39ZM42 115V116H41ZM71 116V118H70V116ZM75 115V116H74ZM123 115H124V118H123ZM126 115V116H125ZM162 115V116H161ZM169 117H168V116ZM172 117H171V116ZM175 115H176V117H175ZM188 115V116H187ZM192 115V116H191ZM195 115H196V117H195ZM201 115V116H200ZM211 115H215L216 117L217 116H219V117H217L216 119H217V121H219L218 123H220V124H218V126H215V125H213V124H211L209 121H210V119H214L215 117L214 116H211ZM5 116V118L7 117L9 120H6V119H4V118H2V117H4ZM20 116V117H19ZM23 116H25V119H24V117ZM37 116H39V118L41 119V117H42V119L40 120ZM55 116V117H54ZM63 116V117H62ZM91 116H94V117H91ZM108 116L110 117V119L113 121H111L112 122V128H110L111 127V122H110V119L108 118ZM140 116V117H139ZM144 118H143V117ZM184 116H187L185 119L184 118H181V117H184ZM198 116V117H197ZM36 117V118H35ZM65 117H66V119H65ZM76 117H78V118H76ZM87 117H89L88 119H87ZM128 117V118H127ZM130 117V118H129ZM157 117V118H156ZM162 117V118H161ZM214 117V118H213ZM21 118V119H20ZM23 118V119H22ZM27 118V119H26ZM76 118V119H75ZM91 118V119H90ZM100 120H99V119ZM139 118H140V120H139ZM146 118V119H145ZM152 118H153V120H152ZM158 118H159V120H158ZM161 118V119H160ZM187 118H188V120H187ZM198 119L199 120V122H198V120H194V119ZM200 118H201V120H200ZM203 118H204V122H203ZM208 118V119H207ZM220 118V119H219ZM242 118V119H241ZM3 119H4V121H3ZM31 119V120H30ZM34 119H35V121H34ZM44 119V120H43ZM49 119V120H48ZM88 120V124L90 123L89 122V119H90V121L92 120V124L90 123L87 127L90 129V132H89V129L86 127L85 128V126L87 125H83L84 124V122H87V120ZM108 119V120H107ZM128 119V120H127ZM133 119H134V121H133ZM177 119V120H176ZM183 119V120H182ZM216 119H214V121H216ZM6 120V121H5ZM16 122H15V121ZM22 120H23V122L24 121H26V122H24V124H22L21 125V127H19L20 125L19 124H17V122L19 121V122H22ZM38 121V123H37V121ZM46 120V121H45ZM67 120V121H66ZM77 120H78V122H77ZM86 120V121H85ZM99 120V121H98ZM123 120L125 121V122H123ZM132 120V121H131ZM136 120V121H135ZM151 120H152V124L150 123L151 122ZM154 120H156V122H154ZM157 120L158 121H160V122H158L157 123ZM173 120H174V124H173ZM34 121V122H33ZM47 121H49V127L45 124V123H47L48 124V122ZM84 121V122H83ZM94 121H95V123H94ZM130 121V124L128 123ZM178 121V122H177ZM179 121H181V122H179ZM192 123H191V122ZM200 121H201V123H200ZM216 121V122H217ZM10 122V123H9ZM18 122V123H19ZM31 122V123H30ZM45 122V123H44ZM69 122H71L70 124H69ZM80 122V123H79ZM83 122V123H82ZM109 122V123H108ZM131 122H133L132 123V125H131ZM137 123V122H140V123H137V125H136V127L134 128V123ZM154 122V123H153ZM185 122V123H184ZM14 125H13V124ZM36 123L38 126L40 125V123H41V125H40V129L39 128H36L37 126H36V124L34 125V124ZM73 123V124H72ZM94 123V124H93ZM108 123V124H107ZM124 124V126H123V124ZM144 123V124H143ZM148 123H149V125H148ZM156 123V124H155ZM181 123V124H180ZM199 123V124H198ZM21 124V123H20ZM33 124V125H32ZM43 124V125H42ZM69 124V125H68ZM105 124V125H104ZM106 124H107V127H106ZM109 124H110V126H109ZM152 126H151V125ZM153 124H155V125H153ZM183 124V125H182ZM185 124V125H184ZM203 124V125H202ZM11 127H10V126ZM29 125V126H28ZM32 125V126H31ZM83 125V127H82V129H86V130H88V134L86 133V130H82V129H80V127ZM92 125V126H91ZM128 126V128H130L131 126L134 128V130L133 131H135L134 133L133 132H131L132 130L131 129H133L132 127L130 128V130L126 127V126ZM131 125V126H130ZM144 125V126H143ZM147 125H148V127H150V129H151V131H153V132H151L150 130H149V128L147 127ZM164 125V128L162 127V126ZM171 125V126H170ZM181 126L180 128H182V131H181V129L178 127H176V126ZM198 125V126H197ZM201 125V126H200ZM14 126V127H13ZM16 126H18V128L16 127ZM22 126H24V127H22ZM48 128H47V127ZM57 127V128H55V127ZM65 126H67V127H65ZM97 126V127H96ZM106 128H105V127ZM122 126H123V129L124 130H122ZM142 126H143V129H142ZM166 126V127H165ZM170 128H169V127ZM173 126H175V127H173ZM213 126V127H212ZM9 127V128H8ZM42 127H44V128H42ZM46 127V128H45ZM61 127V128H60ZM91 127V128H90ZM138 127H140V128H138ZM145 127H147V128H145ZM157 127H159L160 128V130L163 128L164 130H166V131H169V132H171L170 134H169V132H163L166 136H168V135H170V139H171V137H172V140L170 141V140H168V141H170L171 143H168V141H166L167 139H169L168 137H166V136H164V134L163 135H161L162 133V130H161V132L159 131V130H156L155 131V128L156 129H159V128H157ZM162 127V128H161ZM187 127V128H186ZM194 127V128H193ZM207 127V128H206ZM219 127V128H218ZM223 127V128H222ZM12 128V129H11ZM13 128H15V130L17 131V132H14L15 130L13 129ZM23 128L25 129V130H23ZM27 128H28V130H27ZM50 128V129H49ZM52 128V129H51ZM101 128V129H100ZM138 128V129H137ZM144 128H145V130H144ZM168 128H169V130H168ZM173 128V131L171 130ZM174 128H176V129H174ZM200 128H202L203 130H204V132H202L203 130L202 129H200ZM212 128V129H211ZM7 129H8V132H7ZM22 130V132H21V136H18V135H20V134H18L17 135V133H19L21 130ZM31 129H32V131H31ZM47 129H49V130H47ZM55 129V130H54ZM58 129V130H57ZM102 129H104V130H102ZM115 129H116V131H115ZM186 129V130H185ZM195 129V130H194ZM213 129H218V131H216V130H213ZM222 129H225L224 131L222 130ZM5 130H6V132L8 133V134H3V132H5ZM27 130V131H26ZM43 130V131H42ZM51 130V131H50ZM64 130V131H63ZM163 130V131H164ZM175 130V131H174ZM192 130V131H191ZM197 130H198V132H197ZM213 131V133H215V134H213L212 133V131ZM39 131V132H38ZM40 131H42V132H40ZM49 131V132H48ZM69 131V132H68ZM81 131H83L84 133H82ZM113 131V132H112ZM130 131V132H129ZM146 131V132H145ZM148 131V132H147ZM155 131V132H154ZM159 132V133H157V135H156V132ZM178 133H181L182 134V136L180 135V134H178ZM181 131V132H180ZM189 131V132H188ZM11 132V133H10ZM33 132H38V133H41V135H38V137L36 136V135H33L34 133ZM52 132V133H51ZM74 132V134H72ZM114 133L113 135H112V133ZM116 132V133H115ZM175 132V133H174ZM206 132V133H205ZM218 132V133H217ZM22 133H23V135H24V133H25V135H26V133H27V136H25V137H27V138H30V137H34L35 139H29L30 140V142H33V144L35 143V145L33 146V144H32V146H33V150L31 149V147H28L29 145V141H28V139L27 138H23L22 137ZM29 133H31V134H29ZM46 133V134H45ZM54 133V134H53ZM55 133H57L56 135H55ZM61 133V134H60ZM85 133H86V135H85ZM106 133V135H108L107 137H106V135H104ZM110 133H111V135H110ZM122 133H125L124 135H125V137L122 135ZM126 133L128 134H134V135H131V137L129 136L128 137V135L126 136ZM137 133V134H136ZM139 133V134H138ZM141 133V134H140ZM149 133V134H148ZM168 135H167V134ZM173 133H174V135H173ZM9 134H11L10 136H9ZM12 134L14 135V139H15V141L16 142H14V139H13V136H12ZM36 134V133H35ZM44 134V135H43ZM51 134H53L54 136H52ZM65 135L66 137H68V138H66V140H65V137H64V140H63V137H62V135ZM76 134H77V136H76ZM79 134H81V135H79ZM89 134H91V135H89ZM118 134V135H117ZM135 134H136V136H135ZM145 134V135H144ZM146 134H148L147 136H146ZM154 134V135H153ZM159 134V135H158ZM178 134V135H177ZM186 136H185V135ZM192 134V135H191ZM223 134V135H222ZM3 135H5V136H3ZM61 136L62 137V140H63V142L64 143H67V144H64V143H62V140H61V142L59 141V142H57L56 140H60V138L61 137H59V136ZM63 135V136H64ZM73 135V136H72ZM85 135V136H84ZM88 135V136H87ZM116 135V136H115ZM123 136L124 137V140H122L123 138H121V136ZM189 135H191V137H189ZM202 135V136H201ZM204 135V136H203ZM214 135V136H213ZM239 136H238V138L239 137H241L240 139H239V143H243L244 142V136L242 135V134H238ZM16 136H18V137H16ZM36 136V137H35ZM56 136V137H55ZM59 138H58V137ZM79 136L81 137L80 139H79ZM82 136H83V138L84 139H82ZM91 136V137H90ZM105 136V138L104 139H102L103 137ZM118 136V137H117ZM138 136H141V137H138ZM146 136V137H145ZM156 136V137H155ZM160 136H162L163 137V139L166 137L167 139H162ZM174 136H175V138H174ZM185 136V139L184 138H182V137H184ZM189 137V139H188V137ZM201 136V137H200ZM217 136H219V138L217 137ZM10 137H11V139H10ZM42 137H46L45 138V141L44 140H41V139H43ZM53 137V138H52ZM57 138L56 140H55V138ZM70 137H72V138H70ZM79 139V140H76L77 138ZM114 138L115 137V139H118L117 141H121V143L119 144V143H114V141L116 142V140L115 139H112V138ZM120 137V138H119ZM143 137V138H142ZM151 137H152V139H151ZM154 137V138H153ZM7 138H8V140H7ZM17 138V139H16ZM19 138V139H18ZM37 138V139H36ZM88 138L89 140L88 141H86V139ZM125 138H129V139H127V141H126V139ZM130 138H132V139H130ZM136 138H138V139H136ZM140 138V139H139ZM148 138V139H147ZM162 140V142L161 141H159L160 139ZM225 140H224V139ZM10 139V140H9ZM13 139V140H12ZM22 139V140H21ZM27 141H26V140ZM70 141H68V140ZM73 139V140H72ZM100 139H102V140H104L105 142V145H104V143H101L100 145H99V143L97 144L96 142L98 141V142H100ZM105 139H108V140H110V141H108V143H107V141L105 140ZM120 139V140H119ZM144 139V140H143ZM157 139H158V141H157ZM182 139V140H181ZM195 140V142H194V140ZM200 139V140H199ZM33 140V141H32ZM46 140H47V142H46ZM72 140V141H71ZM81 140V142H78V141H80ZM101 140V142H103ZM114 140V141H113ZM146 143H144L143 141ZM146 140V141H145ZM153 140V141H152ZM186 140H190V142L188 143ZM193 140V141H192ZM199 140V141H198ZM251 140L252 141H254V144H255V146H256V148L257 149H259L263 144H264V130L262 129V135H257V136H252V138H251ZM5 141L6 142H9L10 141V143H9V145H8V143L6 144L5 143ZM86 141V142H85ZM111 141H113V145L114 146H112V143H109V142H111ZM124 141H126V143H122V142H124ZM129 141V142H128ZM135 141H138V142H136V143H134ZM141 141H142V143H141ZM181 141H184V142H181ZM11 142H12V144H11ZM18 142V144H19V146H18V144L16 145V143ZM26 142H27V144H26ZM44 142H45V144H44ZM56 142V143H55ZM160 142V144H159V148H155V147H157L158 145V143ZM165 142V143H164ZM181 144H180V143ZM186 142V143H185ZM206 142L211 146H208V144H206ZM41 143V144H40ZM60 144V146H62L63 145V148L62 147H60V146H58V144ZM83 144V143H86V145L85 144H83V147H84V145L85 146H87V144H89L87 147H90V148H87V147H85V148H83L81 145H80V148H79V144ZM92 145H91V144ZM141 143V144H140ZM152 143V144H151ZM153 143H154V148L156 149L155 150V153H153V151H154V148H152V146H153ZM164 143V144H163ZM180 145H179V144ZM183 143H185V144H187V146H185L186 148H184V146H182L181 147V145H183ZM197 143V144H196ZM204 143V144H203ZM220 143V144H219ZM221 143H223V147H222V144ZM227 143V144H226ZM6 144V145H5ZM43 144V145H42ZM46 144H48V145H46ZM75 144L76 145H78V146H75ZM95 144H97V145H99V147L101 148V147H106L107 145V149L109 148V146H110V148H112V151L113 152H110L109 153V151H107V149H106V151L103 149V148H99L98 149V146H97V148H96V146H95ZM122 144V145H121ZM126 144V145H125ZM131 144V145H130ZM148 144V145H147ZM184 144V145H185ZM189 144H191L190 146H192V147H190V149L188 148V146H189ZM200 144H201V146H200ZM226 144V145H225ZM24 145V146H23ZM26 145H28V146H26ZM104 145V146H103ZM119 145V146H118ZM127 147V148H125V146ZM127 145H129V147L127 146ZM134 145V146H133ZM137 147H136V146ZM143 145L144 146H150L152 149L151 150H149L148 151V148H147V146L146 147H144L145 148V150H147V151H145L144 153L142 152L143 151V149H142V147H143ZM152 145V146H151ZM177 145V147H178V145L180 146V148H177V147H175ZM8 146V147H7ZM16 146H18V147H16ZM56 146V147H55ZM69 146H70V148L71 149H69ZM71 146H74V147H71ZM92 146L94 147V148H96V149H93L92 148ZM160 146H162V147H160ZM164 146V147H163ZM208 146V147H207ZM224 146H225V149H224ZM3 147H5V148H3ZM61 149H59V148ZM77 147V149H75L76 150V152L74 151V150H72V149H74V148H76ZM121 149H120V148ZM131 147V148H130ZM132 147H134V148H132ZM140 147H141V149H140ZM149 147V148H150ZM174 147V148H173ZM200 147V148H199ZM217 147H219V148H217ZM18 148H19V150H18ZM21 148V149H20ZM26 148V149H25ZM50 148V149H49ZM65 148H67V150H69V151H67ZM79 148V149H78ZM109 148V149H110ZM116 148L118 149V150H116ZM123 148H125V149H123ZM135 148H138V149H135ZM175 148H177L178 150H177V152H176V150H175ZM207 150H206V149ZM209 148H211V150H209ZM222 148V149H221ZM43 149H45V150H43ZM63 149L65 150V151H67L66 152V155H65V151H63ZM83 151H82V150ZM86 149V150H85ZM92 149V150H91ZM134 151H133V150ZM159 149V150H158ZM164 149H165V151H164ZM174 149V150H173ZM187 149V151L186 152H184L185 150ZM189 149V150H188ZM224 149V150H223ZM4 150V151H3ZM29 150H30V152H29ZM42 150H43V152H42ZM48 150V151H47ZM59 150H60V153H59ZM70 150H72V151H70ZM87 150H89V151H87ZM94 150V151H93ZM103 150V151H102ZM116 150V151H115ZM122 150H123V152H122ZM137 150H138V153L140 154V155H138V153H136L137 152ZM153 150V151H152ZM173 150V151H172ZM180 150V151H179ZM184 150V151H183ZM193 150V151H192ZM218 150H220V151H224V152H221V153H223L222 155H219L218 154ZM22 151H23V153H22ZM33 151V152H32ZM38 151H40L39 152V154L41 155V156H39V154L37 153ZM53 151V152H52ZM80 151V152H79ZM82 151V152H81ZM86 151H87V153H86ZM110 151H111V149H110ZM121 151V152H120ZM131 151H133V152H131ZM136 151V152H135ZM157 151V152H156ZM164 151V152H163ZM168 151H170V152H168ZM178 151H179V153H183L182 155H179V156H177L179 153H178ZM208 151H209V153H208ZM220 151H219V153H220ZM18 152V153H17ZM37 153V156H36V153ZM42 152V153H41ZM49 154H48V153ZM63 152V153H62ZM69 152V153H68ZM141 152V153H140ZM150 152H151V154L152 155H150L149 156V154H150ZM174 152V153H173ZM190 152L191 153H193V154H190ZM9 153V154H8ZM14 153V154H13ZM29 153V154H28ZM73 153H75V154H73ZM96 153V154H95ZM101 153H102V156H101ZM104 153H105V155H104ZM108 153V154H107ZM114 153V154H113ZM164 153H166V154H164ZM168 153V154H167ZM172 153V154H171ZM205 153H206V155H205ZM208 153V154H207ZM23 154V155H22ZM28 154V155H27ZM32 154V155H31ZM57 155L56 157H54L53 155ZM58 154H59V156H58ZM61 154L63 155L62 157H61ZM77 154V155H76ZM80 154V155H79ZM88 154H90V155H92L93 154V156H90L89 157V155ZM126 154V155H125ZM129 154V155H128ZM134 156V158L132 157V155ZM162 156H161V155ZM174 154H175V158H173L174 157ZM198 154V155H197ZM201 154H203V155H201ZM9 155V156H8ZM35 155V156H34ZM47 155V156H46ZM53 157H52V156ZM69 156V157H66V156ZM74 155V156H73ZM79 155V156H78ZM107 155V156H106ZM120 155V156H119ZM138 155V156H137ZM142 155V156H141ZM143 155H146V156H143ZM147 155H148V157H147ZM170 155V160L171 161H168L170 164H172L171 166H173V168H168V167H170V164L168 165V164H166V166L165 167H167V165H168V167H167V169H166V171H167V175L170 173H172L173 175H176V176H173L172 174V178H173V180H172V178L168 175L164 180V182H166V180H167V183H165L166 185H168V180L169 179H171V181L169 182V183H171V185L169 184L168 186H169V189H168V186H166L165 184H163V185H165V186H163L164 188H162L161 189V185L159 186H156L157 185V181H159L160 180V178H161V172L163 171V169L165 170V167L163 166V169L161 170L160 169V167L159 166H161L162 165V163H161V161H163V159L164 158H166V159H169L167 156H169ZM172 155V156H171ZM189 157L190 155L193 157L194 156V158H190L189 157V159L191 160L192 159V161H189V159H187V157ZM210 155V156H209ZM212 155H214L213 157H212ZM218 155L220 156V158L218 157ZM6 156V157H5ZM28 156V157H27ZM42 156H44V157H42ZM82 156V157H81ZM84 156V157H83ZM95 156V158H93ZM113 156V157H112ZM128 156V157H127ZM140 156L142 157L141 159H142V161L140 162ZM204 158H203V157ZM216 156V157H215ZM16 157V158H15ZM47 159H46V158ZM53 158V160L51 161V159ZM80 159H79V158ZM93 159H92V158ZM126 157L128 158L127 159V163L129 164H125V166L122 164L121 165V162L122 163H124V160H125V163H126ZM131 157H132V162H130V159H131ZM135 157H137V158H139L138 160H139V163H138V161L136 160L137 158H135ZM143 157H145V158H143ZM151 159H150V158ZM161 157V158H160ZM163 157V158H162ZM171 157H172V159L174 160H172L171 159ZM176 157H179L178 158V160L177 161H175V159H177ZM199 157H201L204 161H202L201 160V158H199ZM212 157V158H211ZM218 157V158H217ZM248 157H249V159H250V161H251V163H252V166H254L253 167V172H252V175H251V178H250V180H249V182L251 183H255L256 182V174L257 173H259L260 172V170H261V164H260V161H259V159H258V157H257V155L255 154V152H251L249 155H248ZM4 158H6V159H4ZM8 158V159H7ZM12 158V159H11ZM33 158V159H32ZM42 158V159H41ZM50 158V159H49ZM55 158V159H54ZM62 160L60 163H59V161H60V159ZM64 158H66V159H64ZM78 158V159H77ZM83 158H84V160H83ZM102 158V159H101ZM105 158H109V159H107L106 161H107V163H104V161H105ZM147 158V159H146ZM153 158V159H152ZM184 160V161H182V159ZM205 158H207V159H205ZM208 158H209V160H211V161H209L208 160ZM215 158V159H214ZM223 158V159H222ZM226 158V159H225ZM18 159V160H17ZM29 159V160H28ZM46 161H45V160ZM69 159H71V161H72V159H73V162H71L70 161V165L72 164V168H71V166L70 167H67V165L69 164L68 163V160ZM118 159H120L119 161H118ZM134 159V160H133ZM145 159V160H144ZM165 159V161H167ZM219 159V160H218ZM35 160V161H34ZM50 160V161H49ZM56 160V161H55ZM59 160V161H58ZM65 160V161H64ZM78 160H80V164L78 163ZM83 161V163H82V161ZM94 160V161H93ZM103 160V161H102ZM109 160V161H108ZM115 160H117V161H115ZM137 162H136V161ZM29 161V162H28ZM45 162V163H43V164H45L44 165V167L42 168L41 166L43 165H41L40 166V162L42 163V162ZM55 161V162H54ZM86 161V162H85ZM113 161V162H112ZM144 161V162H143ZM149 163H148V162ZM154 161V162H153ZM156 161H159L158 163H155ZM198 161H202L201 163H202V165L203 166H201V164H200V162H198ZM209 163V165H207V162ZM15 162V164H13ZM23 162H28V163H23ZM34 162H37V163H34ZM52 162V164L50 165V163ZM53 162H54V164H53ZM94 162V163H93ZM118 162V163H117ZM136 163V165H135V163ZM152 162V163H151ZM164 162V161H163ZM167 162V163H168ZM171 162H173V163H171ZM182 163V164H184V162L186 163V162H188V164H185V165H183V167H182V164H180V163ZM192 163V164H189V163ZM197 162H198V164H197ZM223 162V163H222ZM257 164H256V163ZM2 163H4L3 165H2ZM21 163H23L24 164V166L23 165H21ZM29 163H30V165H29ZM34 165H32V164ZM57 163H59V165H56ZM63 163H65V164H63ZM76 164V167H75V165L74 164ZM91 163V164H90ZM96 163H98V164H102V165H97ZM108 163H109V165H110V167H108L109 165H108ZM117 163V164H116ZM133 163V164H132ZM146 163V164H145ZM157 164V166L155 165V164ZM222 163V164H221ZM25 164H26V166H25ZM36 164V165H35ZM83 164H84V166H83ZM86 164H88V166H86ZM93 164V165H92ZM96 164V165H95ZM121 165V167H119L120 165ZM131 164V165H130ZM152 165V166H156V168L157 167H159V168H157L156 170H157V172H156V170L154 171L155 173H158V170H159V173L160 174H155V173H152L151 174V172H152V170H153V168L150 166V165ZM30 166V167H32V168H29L28 166ZM58 168V170H56V168H55V166ZM63 165H65V166H63ZM74 165V166H73ZM79 165V166H78ZM112 165V166H111ZM115 165V166H114ZM135 166V168H131V167H133V166ZM141 167H140V166ZM148 165H149V168H147L148 167ZM159 165V166H158ZM194 165V166H193ZM198 165V166H197ZM206 165V167L204 168V166ZM220 165V166H219ZM221 165H223V166H221ZM257 165V166H256ZM38 166H40V169H38L39 167ZM51 166H53V167H51ZM69 166V165H68ZM77 166H78V168H77ZM80 166H82V167H80ZM85 166H86V169H84L85 168ZM96 167L97 166V168H93V167ZM114 166V167H113ZM194 168H193V167ZM208 166H210V167H208ZM5 167V168H4ZM12 167L14 168V167H16V168H14L13 170L14 171H12ZM19 167V168H18ZM20 167H22L21 169H20ZM24 167V168H23ZM63 167H65L66 169H64ZM80 167V168H79ZM90 168L89 170H88V168ZM108 167V168H107ZM162 167V166H161ZM176 167H180V169H178V168H176ZM185 167L186 168H188V169H185ZM208 167V168H207ZM258 167V168H257ZM41 168L43 169V170H41ZM47 168H48V170H49V168L51 169L52 168V174L51 175H53V176H51L50 175V172L47 170ZM68 168V169H67ZM69 168H70V170L71 171H73V173L74 172H76L77 174H73L72 172H70L69 171ZM76 168V169H75ZM82 168H83V170H82ZM107 168V169H106ZM114 168V169H113ZM122 168H123V170L125 171V173H127V174H130V178H128L129 176H127V174H125V176H121V174L122 175H124V172L122 173ZM126 168V169H125ZM139 170H138V169ZM155 168V167H154ZM193 168V169H192ZM15 169H20V170H22V171H15ZM28 169H29V171H28ZM32 169H34V171L32 170ZM79 169H81V170H79ZM103 169V170H102ZM111 169V170H110ZM120 171H119V170ZM145 169V170H144ZM146 169H149V170H147L146 171ZM173 171H172V170ZM185 169V170H184ZM204 169H206V170H204ZM216 169V170H217ZM24 170H27V172H25ZM30 170H31V172H30ZM41 170V171H40ZM44 170L45 171H47V173H45L44 174ZM55 170H56V172H55ZM60 170V171H59ZM66 170V171H65ZM75 170V171H74ZM89 171L88 172V174L90 173L91 175H90V177H88L89 175L87 174V176H86V174L85 173H87V171ZM93 170V171H92ZM95 170V171H94ZM109 170H110V172H109ZM115 170V172L116 173H114L113 171ZM118 170V171H117ZM128 170H130V172H132V173H130ZM169 170L171 171V172H169ZM179 170H180V172L181 171H183V173L181 172H179ZM204 170V171H203ZM213 172H212V171ZM9 171V172H8ZM12 171V172H11ZM58 171H59V174H60V176H58L59 174H58ZM69 171V173L67 174L66 172H68ZM80 171V172H79ZM84 173H83V172ZM104 171V172H103ZM106 171V172H105ZM128 171V172H127ZM166 171H165V173H164V171H163V173L165 174H163L164 176H166ZM198 171V172H197ZM200 171H202V172H200ZM209 171V172H208ZM24 172H25V174H24ZM38 172H39V174H38ZM103 172V173H102ZM139 172V173H138ZM146 172V173H145ZM149 172H150V174H149ZM169 172V173H168ZM199 172H200V174H199ZM212 174H211V173ZM12 173V174H11ZM14 173H15V175H14ZM20 173V174H19ZM56 173V175H54ZM72 173V174H71ZM79 173H80V175H79ZM94 173V174H93ZM101 173H102V176H104V178H106V177H109L108 175H110V177L109 178H107L106 179V183H104L103 181H101L102 180V176H101ZM107 174V176L106 175H103V174ZM119 173V174H118ZM141 173H142V176H141ZM144 173V174H143ZM190 175L189 177L187 176L188 174ZM195 173H197V174H195ZM202 173V174H201ZM11 176H10V175ZM17 174H18V176H17ZM24 174V175H23ZM29 174V175H28ZM34 174H37V175H34ZM43 174H44V176H43ZM66 174H67V176H66ZM84 175V176H86V177H78L77 179H75V177H77V176H81V175ZM100 174V175H99ZM181 174V175H180ZM199 174V175H198ZM205 174V175H204ZM208 174V175H207ZM211 174V175H210ZM255 174V175H254ZM33 175L35 176V177H33ZM47 175V176H46ZM68 175H69V177H71L70 179H69V177H68ZM75 175V176H74ZM96 175L98 176V179H96V180H99V181H94L95 183L96 182H98V183H96L95 184V188L93 187L94 186V184H92L93 183V180H95V177H96ZM111 175H113L112 177H111ZM117 175L119 176V177H117ZM134 175V176H133ZM144 175H146V177L144 176ZM151 175H153V176H151V179H152V182H151V179L149 178V179H147L146 180V178L147 177H150ZM158 177V179H156L157 177ZM162 175V176H163ZM184 175H186V176H184ZM193 175H196V176H194L193 177ZM197 175L199 176V177H201L202 175H204L203 177H202V179H199V177L197 178ZM23 176V177H22ZM26 176V177H25ZM49 176H50V178H49ZM92 176V177H91ZM106 176V177H105ZM126 176H127V178H126ZM138 176V177H137ZM159 176H160V178H159ZM192 176V177H191ZM208 176H209V178H208ZM210 176H213V177H210ZM44 177V178H43ZM53 177V178H52ZM59 177H61V178H59ZM101 177V178H100ZM115 177L116 178H118V181H117V179H116V182L114 181V179H115ZM136 177V178H135ZM154 177H156V178H154V179H156V180H154L153 181V178ZM168 177H169V179H168ZM187 177V178H186ZM205 177H207V179H210L209 180V182H210V184H209V182H206V183H208L206 186H202L204 183L203 182H205V181H203L204 179L203 178H205ZM253 177H255V178H253ZM35 178V179H34ZM65 178L67 179L66 181H65ZM111 178H113V179H111ZM124 178V179H123ZM143 178H144V180H143ZM199 179V180H197V183H196V180H194V179ZM253 178V179H252ZM36 180V181H32V183H31V180ZM44 179H45V181H44ZM48 179V180H47ZM79 179V180H78ZM87 179H89V181L87 180ZM91 179V180H90ZM101 179V180H100ZM120 179H123L124 181H122V180H120ZM126 179H127V181L130 183L129 185H128V182L126 181ZM132 179V180H131ZM140 179V180H139ZM162 179H163V177H162ZM160 180V181H162L161 183H164L163 182V180ZM189 179V180H188ZM206 179V180H207ZM212 179V180H211ZM255 179V180H254ZM3 180V181H2ZM29 180H30V183H29ZM37 180H38V182L40 181V182H42V181H44V182H42V183H38L37 182ZM64 180V181H63ZM71 180V181H70ZM78 180V182H76V181ZM120 180V181H119ZM183 180H188V181H186V183H188V185L190 184L191 185V188H190V185L188 186L186 183V185H187V187H189L190 189H188L187 187H186V185L184 184V183H182V182H185V181H183ZM193 180H194V182L197 184H195L194 182H193ZM26 181V182H25ZM67 181H68V183H67ZM73 181V182H72ZM137 181H139V182H137ZM141 181H143V182H141ZM160 181L158 182V184H160ZM172 181H173V183H172ZM180 181H181V183H180ZM190 181V182H189ZM202 181V184L200 185V184H198V182H201ZM2 182L3 183H5V185H3L2 184ZM9 182V183H8ZM37 183L39 186H43L44 187V189H43V187H42V189H43V191H42V189L39 187V186H37V184H35L36 185V189H35V186L33 185V183ZM51 182H52V184H51ZM64 182H66V183H64ZM91 183L90 185H89V183ZM100 182V183H99ZM114 182V183H113ZM137 182V183H136ZM150 182V183H149ZM26 183V184H25ZM71 183L73 184V185H71ZM83 183H85V184H83ZM103 183H104V185H103ZM122 184V185H120V184ZM132 183V184H131ZM138 183H140V185L138 184ZM146 183V184H145ZM149 183V184H148ZM177 183V184H176ZM179 183H180V185H179ZM21 184H22V187H21ZM29 184H31V185H29ZM42 184V185H41ZM47 184V185H46ZM66 184V185H65ZM84 186H83V185ZM112 185V187L113 188H111V185ZM117 184V185H116ZM118 184L120 185V186H118ZM135 184V186H133L132 187V185H134ZM184 184V185H183ZM192 184H194V187H197V190H196V188L194 189H192V187H193V185ZM20 185V186H19ZM44 185H46V186H44ZM48 185H49V187H48ZM67 185H69V186H67ZM87 185V186H86ZM91 187H89V186ZM97 185H101L99 188H98V186ZM129 187H128V186ZM137 185V186H136ZM142 185V186H141ZM147 185H149V186H147ZM181 185H183L182 187H183V190L182 189H180V188H182V187H180ZM3 188H2V187ZM34 186V187H33ZM61 186H62V190L60 189V191H59V193H60V195H58V194H56L57 192H58V189L59 188H61ZM97 186V187H96ZM103 186H104V188H103ZM117 186V187H116ZM139 186H141V189H140V187ZM146 186H147V188H151V189H147L146 188ZM184 186L189 190V193H192V191H193V193H192V196L190 197V195H189V193H187V197H188V199H191V200H188L187 199V197H186V192H187V189L186 188H184ZM202 186V187H201ZM19 187H20V190H19ZM28 189H27V188ZM48 187V189H46ZM64 187H66V188H64ZM69 187H74L75 189L74 190H78L77 192L76 191H72L73 189H71V188H69ZM81 187H83V188H81ZM89 187V188H88ZM116 187V188H115ZM118 187H120V188H118ZM159 187V189L157 190V188ZM199 187H201V189L199 188ZM203 187H205V189L203 188ZM212 189H211V188ZM16 188H18V189H16ZM30 188V189H29ZM34 188V189H33ZM52 188L54 189V190H52ZM64 188V189H63ZM97 188V189H96ZM117 188H118V190H117ZM124 188V189H123ZM129 188V189H128ZM131 188H133V189H131ZM136 188V189H135ZM139 188V189H138ZM144 188H146V189H144ZM152 188H154L155 189V194H154V189H152ZM166 188H167V190H166ZM172 188V191L170 190ZM174 188H176V189H174ZM203 188V189H202ZM25 189H27L29 192L27 193V192H25L26 190ZM40 189V190H39ZM67 189H68V191H67ZM83 189H85V190H83ZM88 189V190H87ZM94 189V190H93ZM100 189V190H99ZM116 190V192L115 191H113V190ZM129 190V192H131V193H129V192H127L128 190ZM143 189H144V192L142 193V191H143ZM165 190V191H167V192H165V191H162V190ZM184 189H186V190H184ZM191 189H192V191H191ZM200 189V191L201 192H203V194L201 195V198L199 197V199L198 200H195L194 201V199L193 198H196V193L198 192V193H200L198 190ZM208 189H210L211 191H209L210 192V194L212 193L213 194V196L214 197H217L216 199L214 198L213 200H217L216 201V203H214L213 204V200H212V205H209V206H207L209 203L207 202V201H205V200H203L202 199V197L203 196H209L210 194H209V192H207V191H205V190H208ZM2 190V191H1ZM15 190V191H14ZM46 190H49L50 191V193H49V191H48V193L50 194V195H44V193L45 194H47V191ZM71 190V191H70ZM86 190H87V192H86ZM104 190V191H103ZM110 190H112V191H110ZM125 190H127L126 192H125ZM139 190H141V191H139ZM175 190H177L176 192H175ZM195 190V191H194ZM240 190V189H239ZM20 192V193H17V192ZM61 191H65L64 193L66 194V196H65V194H62L61 193ZM82 191V192H81ZM84 191H85V193L86 194H83L84 193ZM89 191V192H88ZM92 191H95V193L94 192H92ZM98 191V192H97ZM100 191V192H99ZM109 191L111 192V193H109ZM135 191H139L140 192V194L139 193H136L137 194V196H136V194L134 193ZM152 191V193L154 194H150L149 195V192H151ZM159 193H158V192ZM174 191V192H173ZM181 191H186L185 193L183 192V193H181ZM191 191V192H190ZM24 192V193H23ZM38 192H40V193H38ZM42 192V193H41ZM76 192V193H75ZM92 192V193H91ZM133 192V193H132ZM147 192V193H146ZM162 192H164V194H162ZM196 192V193H195ZM215 192V191H214ZM4 193V195L2 196V194ZM12 194V196H14V197H11V195L10 194ZM17 193V194H16ZM54 194V196L52 195V194ZM90 195H89V194ZM97 193V195H99L98 197L99 198H93L94 197V195ZM112 193H114V195H112ZM123 193V194H122ZM127 193V194H126ZM158 193V194H157ZM168 193V194H167ZM179 193V194H178ZM208 193V194H207ZM23 194V195H22ZM56 194V195H55ZM69 194V195H68ZM82 194V195H81ZM135 196H134V195ZM142 194V195H141ZM160 194H161V197H160ZM167 194V195H166ZM175 194V195H174ZM181 194H183V195H181ZM195 194V195H194ZM63 195V196H62ZM77 195V196H76ZM89 195V196H88ZM92 195V197H90ZM111 195V196H110ZM117 195V196H116ZM164 195H166V196H164ZM179 195V196H178ZM197 195H200V194H197ZM43 196H45L44 198H45V200H43L44 198H43ZM47 196H49L48 198H46ZM52 197V199L54 200V201H56V203L55 202H53V200L52 201H50V198ZM59 198H58V197ZM64 196L66 197L65 199L67 200H65V199H63L64 198ZM81 196H82V198H81ZM104 196V197H103ZM116 196V197H115ZM122 196V197H121ZM129 196V197H128ZM132 196V197H131ZM162 196H164V197H162ZM168 196H170V197H168ZM211 196V195H210ZM10 199H9V198ZM63 197V198H62ZM71 198V207L69 206L70 204H69V202H68V198ZM88 197H89V201H88ZM111 197H113L114 198V200L116 201L117 199H120L119 201H121L122 199V202H119V201H117V204H116V202H114V200H112V198ZM121 197V198H120ZM151 197V198H150ZM176 197V198H175ZM184 197V198H183ZM193 197V198H192ZM11 198H13V200L11 199ZM14 198H17V199H15V201H14ZM35 198V199H34ZM43 198V199H42ZM77 198V199H76ZM79 198V199H78ZM90 198H91V200H90ZM116 198V199H115ZM125 198V199H124ZM128 198V199H127ZM130 198V199H129ZM147 198V199H146ZM150 198V199H149ZM158 199V201H157V199ZM161 198V199H160ZM165 199L166 201H164L163 199ZM183 198V199H182ZM185 198L187 199V201L185 200ZM237 198V199H236ZM257 197H253V199H255L254 200V202L252 203V204H248V205H246V204H244V202H237V201H239V199H238V197H235L234 198V201H231L230 202V205H231V208H230V212H231V216L233 217V216H235V217H233V218H237V217H240L241 215H243L244 216V213H242V212H248L249 210H252V212H254L253 213V216L252 217H248V216H245V218L247 219V220H249V218H250V220L253 222V224H254V228L255 229H257V231L260 233V229L262 230V233H260V240H259V242H258V244H257V246H256V244H254V247L255 248H257V247H259V244L261 245V243H263L264 242V221H263V219H264V209H263V207H264V197L263 198H261V200H263V201H261L260 199V201L258 200V199H256ZM7 199H9V200H7ZM47 199V200H46ZM49 199V200H48ZM63 199V200H62ZM76 199V200H75ZM80 199H81V201H80ZM106 199V200H105ZM113 201V202H111V200ZM137 199V200H136ZM142 199H143V202H142ZM145 199V200H144ZM154 199V205H155V207L157 206V204L158 203H156V202H160L158 205L159 206H157L156 208L155 207H153V204H151V203H153V200ZM170 199V200H169ZM176 199H177V201H176ZM182 199V200H181ZM7 200V201H6ZM65 200V202H68V203H66L65 204V202H63ZM126 201V203H125V201ZM128 200V201H127ZM136 200V201H135ZM160 200V201H159ZM185 200V201H184ZM195 202V205H194V203H193V201ZM199 200H200V202L202 201V203H200V205L202 204V206H205V207H202V206H198V204H199ZM258 200V201H257ZM34 201V202H33ZM45 202L46 204H45V209H46V205H49L51 208H53V206H55V204H56V207H54L55 208V210L57 209L58 210V213H57V210L55 211L54 210V208L53 209H51V210H49V213L47 212L46 213V215H44V216H41L42 217V219L43 220H41V223L39 224V222L38 221H36V218L35 217H31V216H29L27 213H26V210L29 208V207H31L32 209H36V206H35V204L37 203V202ZM46 201H48V202H46ZM91 201V202H90ZM144 201H145V203L147 202V204L145 205V203H144ZM148 201H150V204L151 205H148ZM152 201V202H151ZM179 201H181V203L179 202ZM183 201V202H182ZM191 201H192V203L193 204H191ZM196 201H197V203H196ZM240 201H242V200H240ZM14 202V203H13ZM64 203V204H62L61 205V203ZM79 204H78V203ZM93 202V203H92ZM167 202V203H166ZM219 202V203H218ZM237 202V203H236ZM257 202H259V205L257 206L256 205V203ZM262 202V203H261ZM8 203H11V204H8ZM48 203V204H47ZM104 203H107L108 204V206H107V204H104ZM110 203V204H109ZM113 205H112V204ZM118 203L120 204V205H118ZM121 203H123V204H121ZM144 205H143V204ZM166 203V204H165ZM168 203H170V204H168ZM175 203V205L173 206V204ZM186 203V204H185ZM13 204V205H12ZM15 204H17V205H15ZM52 204H54L53 206H52ZM69 204V205H68ZM75 204V205H74ZM92 204V205H91ZM135 204H137V205H140V206H136ZM164 204V205H163ZM171 204H172V206L174 207V210L172 209V207H171ZM176 204H178L177 206H176ZM181 204V205H180ZM183 204H185V206L183 205ZM189 204H191V206L192 205H194V206H190ZM242 206H241V205ZM253 204H255V206L253 205ZM91 205V206H90ZM103 205V206H102ZM113 207H112V206ZM117 205V206H116ZM123 205V208L121 207ZM125 205V206H124ZM126 205H128L127 207H126ZM137 207V209H136V207ZM143 205V206H142ZM179 205H180V207L181 208H179ZM6 206V207H5ZM16 206V207H15ZM60 206H63L64 208H66V210H64V208H62V207H60ZM69 206V210L67 211V207ZM76 206H78V207H76ZM81 206V207H80ZM84 206H85V209H86V211H85V209H84ZM89 206L91 207L90 209H89ZM93 206V207H92ZM101 206H102V208H101ZM104 206H105V211H107L105 214H103L104 212ZM148 206H152V209L153 210H151V208H148ZM165 206V207H164ZM169 206V207H168ZM207 206V207H206ZM240 206V207H239ZM247 208H246V207ZM7 207H9V208H7ZM72 207H74V209L72 208ZM80 207V208H79ZM108 207V208H107ZM121 207V208H120ZM129 207H130V209L132 208V210H129V212L131 211V213H127L128 211V209H129ZM140 207H142V209L140 208ZM159 207V209L157 210V211H155L157 208ZM164 207V208H163ZM171 207V208H170ZM184 207H185V210H183V211H179V210H177V209H184ZM195 207H196V209H195ZM198 207V208H197ZM210 207V209H208ZM242 207V208H241ZM245 209H244V208ZM258 207V210L256 209ZM58 208H60V211H59V209ZM78 208V209H77ZM95 208H97V209H95ZM128 208V209H127ZM138 208H140L141 210H138ZM147 208V209H146ZM162 208V209H161ZM169 208H170V210H169ZM188 208V209H187ZM192 208V209H191ZM200 208V209H199ZM237 210H235V209ZM240 208V209H239ZM262 208V209H261ZM13 209V210H12ZM81 209H82V211H81ZM89 209V210H88ZM99 209V210H98ZM101 209H103V211L101 210ZM107 209V210H106ZM122 209V210H121ZM144 209V210H143ZM150 210V212L151 213H149V210ZM173 211H172V210ZM195 209V210H194ZM204 209V210H203ZM240 211H239V210ZM255 209V210H254ZM262 210V212H260L261 210ZM12 210V211H11ZM72 210V211H71ZM95 210V211H94ZM97 210L99 211L98 213H97ZM113 210V211H112ZM146 210V212H144ZM148 210V211H147ZM160 210V211H159ZM165 210V211H164ZM169 210V211H168ZM188 210V211H187ZM194 210V212L195 211H197V213L195 212H192ZM199 210V211H198ZM208 210V211H207ZM243 210V211H242ZM246 210V211H245ZM6 211V212H5ZM14 211H15V213H14ZM51 211H53V212H51ZM67 212L68 213V215L66 214L65 215V213L64 212ZM75 211L77 212V213H75ZM102 211V212H101ZM110 211H112L111 213H110ZM137 211H141L140 213H138V214H140V215H138L137 214ZM163 211V212H162ZM172 211V212H171ZM177 211V212H176ZM178 211H179V214H180V212H181V215H183V216H179L178 215ZM234 211H236V212H234ZM258 212V213H256V212ZM13 212V213H12ZM56 214H55V213ZM82 212H85L84 214L82 213ZM118 212H120V213H118ZM133 212V213H132ZM136 212V213H135ZM144 212V213H143ZM158 212H160V213H158ZM169 212H171V215H170V213ZM182 212H183V214H182ZM199 212V213H198ZM208 214H207V213ZM241 214H240V213ZM19 213V214H18ZM54 213V214H53ZM64 214V215H61V214ZM91 213H94V215L92 214L91 215ZM102 213L103 214V217H102V214H101V217L102 218H98L99 216H100V214ZM146 213V214H145ZM168 215V213H169V215L167 216L166 214ZM172 213H175V215H177V216H175L174 214H172ZM185 213V214H184ZM189 213V214H188ZM201 213H203V215L201 214ZM233 213V214H232ZM237 214V217H236V214ZM13 214V215H12ZM58 214V215H57ZM99 214V215H98ZM111 214V215H110ZM114 214H116V215H114ZM119 214V215H118ZM128 214H136L135 215V217H134V215L132 216H130L129 215V218H130V220H131V222H130V220H128V223H127V219H129L128 218V216H126V215H128ZM141 214H142V216H141ZM156 214V215H155ZM158 214H161L160 216L158 215ZM163 214V215H162ZM165 214V215H164ZM254 214H256L255 216H254ZM258 214V215H257ZM16 215H17V217H16ZM72 215V216H71ZM77 215H79V216H77ZM88 215V216H87ZM91 215V216H90ZM144 215V216H143ZM197 215H200V218L197 216ZM12 216H14V219H12ZM63 216H65V217H62ZM74 216V217H73ZM117 218L116 220L114 219L115 217ZM122 216V217H121ZM138 216V217H137ZM145 216H147V217H145ZM163 216H165V217H163ZM172 216V217H171ZM173 216H174V218L176 217V218H178L177 220H176V218L174 219L173 218ZM179 216V217H178ZM186 216V217H185ZM194 216H196V220H197V217L199 218L198 219V221H197V223H198V226H195V227H191L190 225V221H191V219L194 217ZM204 216V217H203ZM260 216V217H259ZM263 218H262V217ZM46 217H48V218H46ZM61 217V218H60ZM69 217H72V220L70 221V218ZM79 219H78V218ZM80 217H81V221H79L80 220ZM97 217V220L95 219ZM108 217V218H107ZM131 217H134V219H132ZM141 217H145V219H146V221H145V219H142ZM184 217V218H183ZM231 217V218H232ZM4 218H5V220H8V218L6 217V216H4ZM7 218V219H6ZM32 218V219H31ZM54 218H56V221H55V219ZM57 218H58V220H59V223H58V220H57ZM66 218V219H65ZM68 218V219H67ZM141 218V219H140ZM164 218H166V219H164ZM170 218V219H169ZM174 220H173V219ZM181 218V219H180ZM223 218H224V216H223ZM232 218V219H233ZM260 218V219H259ZM74 219V220H73ZM75 219H77L79 222H77V223H74V221H77V220H75ZM93 219V220H92ZM126 219V220H125ZM141 221V220H144L145 222V225L143 226L142 224H144V223H142V222H138L139 220ZM160 219V220H159ZM164 219V220H163ZM183 219H184V221H183ZM190 219V221L189 222H186L187 220H189ZM201 219V220H200ZM203 219V220H202ZM232 219H229V217H226L225 219H222V225L223 226H229L231 223H232ZM259 219V220H258ZM14 220V221H13ZM16 220V221H15ZM18 220V221H17ZM31 220V221H30ZM33 220V221H32ZM61 220V221H60ZM99 220V221H98ZM113 222H112V221ZM116 221V224H115V221ZM137 220V221H136ZM148 220H150V221H148ZM166 220V221H165ZM170 220V222H167V221H169ZM172 220V221H171ZM206 220V221H205ZM229 220H231V221H229ZM258 220V221H257ZM29 221V222H28ZM73 221V222H72ZM97 221V222H96ZM101 221V222H100ZM152 221H154V222H152ZM158 221H159V223H158ZM179 221H180V223H179ZM203 221V222H202ZM226 221V222H225ZM257 221V222H256ZM259 221H261V222H259ZM262 221H263V223H262ZM65 222L67 223H69L70 222V225H69V229H70V231H69V229H67V226H68V224L66 225L65 224ZM80 222L82 223V224H80ZM83 222H85V223H83ZM132 222H135V223H133L132 224ZM173 222H175L179 227H178V229H180V231L179 230H177V228L175 227V225H174V223ZM209 224H208V223ZM27 223H29V227L28 226H23V225H25V224H27ZM59 225H58V224ZM99 223V224H98ZM110 223H113V224H111V225H109ZM137 223H139V224H137ZM142 223V224H141ZM150 223V224H149ZM153 223V224H152ZM188 223V224H187ZM206 223V224H205ZM228 223H230L229 225H228ZM18 224V225H17ZM65 225L66 226V229H65V227H63V225ZM142 225V228L144 229V231L142 232L141 230H143V229H141V225ZM152 224V225H151ZM183 224H185V226L183 225ZM255 224H258V225H255ZM15 225H17V226H15ZM54 225V226H53ZM58 225V226H57ZM109 225V226H108ZM124 225H127L126 227L124 226ZM137 225V226H136ZM159 225H161L160 227V229H162V230H160L159 229ZM176 225V226H177ZM189 225V226H188ZM263 227H262V226ZM60 226V227H59ZM74 226V227H73ZM82 226V227H81ZM100 226H101V230H100ZM117 226V227H116ZM136 226V227H135ZM169 226V227H168ZM203 226V227H202ZM55 227V228H54ZM59 227V228H58ZM65 229V231H64V229ZM97 227H99V228H97ZM107 227H109V228H107ZM111 227V228H110ZM116 227V228H115ZM148 227V228H147ZM153 227V228H152ZM171 227V228H170ZM173 227H174V229H173ZM190 228H191V230H190ZM258 228H260V229H258ZM56 229V230H55ZM63 230V231H60V230ZM72 229V230H71ZM132 229V230H131ZM140 229V231H137V230H139ZM153 229V231L151 232L150 230H152ZM189 229V230H188ZM197 229H199V230H197ZM20 230V231H19ZM102 231V232H104L103 233V237H101V234L100 233H102V232H100V231ZM129 231V235H131V233H132V235L131 236H129V238H128V236H127V234L128 233H124V232H128ZM147 230V231H146ZM150 232H149V231ZM156 230H157V232H156ZM162 232L160 235L158 234L160 231ZM170 230H173L174 232H170ZM56 231V232H55ZM118 231V232H117ZM121 231H123V233L121 232ZM179 231V232H178ZM188 231H190V233L188 232ZM61 232V233H60ZM63 232V233H62ZM96 232H97V234H96ZM121 232V233H120ZM138 232V233H137ZM148 232V233H147ZM154 232V233H153ZM165 232H167L166 233V235H165ZM186 232H188L189 233V235L186 233ZM16 233V234H15ZM141 233V237H142V240H141V237H140V234ZM147 233V234H146ZM149 233L151 234L149 237H148V235H149ZM157 233V234H156ZM171 234V233H174V235L173 234H171L172 236H171V239H170V242H169V240H167V242H165L166 241V239H169V238H167V236H168V234ZM197 233H199V234H197ZM22 234V235H21ZM41 234V235H40ZM47 234H48V236H50V237H47L48 239H46V237H45V235L47 236ZM57 234H59V235H56ZM84 235V236H82V235ZM89 234H93L92 235V237L89 235ZM100 236H99V235ZM109 234H111V236H112V238H111V236L109 235ZM156 234V235H155ZM170 234H169V236H170ZM186 234V235H185ZM261 234H263V237L261 236ZM55 235V236H54ZM81 235V236H80ZM89 237H88V236ZM94 235H98V237H99V239L98 238H95V236ZM104 235H106V236H104ZM120 235V236H119ZM125 235V236H124ZM135 235V236H134ZM147 235V236H146ZM158 235V236H157ZM162 235V236H161ZM195 235H196V237H195ZM197 235L198 236H200V241L199 242H196V243H194L195 241H198V238L199 237H197ZM206 235V236H205ZM16 236V237H15ZM28 236V237H27ZM52 236V237H51ZM72 236H73V238L74 239H72ZM76 237V239H75V237ZM93 236H94V239H93ZM123 236V237H122ZM127 236V238L128 239H130L129 241L131 242V240H132V243L130 244L132 247H128L127 245H129V243L127 242V244L125 243L126 242V240H128L127 238H126V240H125V238L124 237H126ZM146 236V237H145ZM157 236V237H156ZM160 236V238H161V240H159V241H161V246H163V251H161V249H162V247H159L160 246V243L158 242V250H159V252L158 251H156L155 250V247H156V249H157V243L155 242V241H158V237ZM176 236V237H175ZM211 238H209V237ZM18 237H20V239L18 238ZM88 237V238H87ZM91 237V239L90 240H88V242H86L87 241V239H89ZM97 237V236H96ZM117 237H119V238H117ZM148 237V238H147ZM164 237V238H163ZM174 237V238H173ZM184 239H182V238ZM189 237V238H188ZM209 239H208V238ZM17 238V239H16ZM31 238V239H30ZM52 238V239H51ZM71 238V239H70ZM79 238V239H78ZM84 238H86V240L84 239ZM122 238V239H121ZM131 238H134V240L133 239H131ZM139 239V241H138V239ZM154 238V239H153ZM159 238V239H160ZM179 238H181V239H179ZM193 238H196V239H193ZM262 238H263V240H262ZM15 239V240H14ZM46 239V240H45ZM50 239V240H49ZM83 239V240H82ZM112 239V240H111ZM149 239V240H148ZM155 239H157V240H155ZM165 239V240H164ZM6 240H7V242H6ZM21 240V241H20ZM70 240V241H69ZM79 240V241H78ZM105 240H107V241H105V245H104V241ZM109 240H111V241H113L112 242V244L110 243L111 241H109ZM116 240H118V242L116 241ZM125 240V241H124ZM137 240V241H136ZM144 240H148V244L147 243H144L145 241ZM152 240H154L153 242H154V244H153V246H152ZM178 240V241H177ZM188 240V241H187ZM209 240H212V242H211V245H212V247H211V245H210V243H209ZM17 241V242H16ZM24 243H23V242ZM51 241V242H50ZM77 241V242H76ZM109 241V242H108ZM143 241V242H142ZM152 242V243H149V242ZM164 241V242H163ZM177 241V242H176ZM183 243H182V242ZM188 243H187V242ZM201 241H204V243L203 242H201ZM12 242H14V244H12ZM72 242H74L75 244H73ZM97 242V245H94L95 243ZM101 242H103V243H101ZM120 242H121V246H125V253H126V251H129L130 250V252H131V254L130 255H128V252L125 254L124 252H123V249H121L122 247H120ZM122 242H124V244L122 243ZM179 242V244H181L182 243V245H178L177 243ZM181 242V243H180ZM186 242V243H185ZM217 242V243H216ZM70 243V244H69ZM79 243H80V245H79ZM86 243H87V245H86ZM92 243V244H91ZM94 243V244H93ZM109 243V244H108ZM114 243H116V245H117V247H116V245L114 244ZM155 243H156V245H155ZM169 243V245H168V247H167V244ZM185 243V244H184ZM197 243H202L201 245H200V247L203 245V244H205V246H202V249H203V247H205L203 250H202V252L201 253H199V250H198V244ZM72 244V245H71ZM81 244H82V247L84 248L85 247V245H86V255H88L90 252V255H89V259H88V257L86 256L85 257V255H84V253H82V252H80L81 250H79V248H80V246H81ZM111 244V245H110ZM141 245L142 247H138L139 245ZM144 245V247H143V245ZM173 244V245H172ZM174 244H175V246H174ZM184 244V245H183ZM193 244H195V245H193ZM251 244H252V242H251ZM29 245H30V247H31V245L33 246L32 248H30L29 247ZM47 245V246H46ZM92 245V246H91ZM102 245H104L105 247H102ZM113 245H115V246H113ZM119 245V246H118ZM138 245V246H137ZM146 245V246H145ZM179 246V248H178V246ZM210 245V246H209ZM9 246V247H8ZM13 246V247H12ZM20 248H19V247ZM72 246H74L73 248H72ZM95 246V247H94ZM102 248H101V247ZM108 246V247H107ZM110 246V247H109ZM147 246H151V249H150V247H147ZM173 246H174V248H173ZM214 246V247H213ZM8 247V248H7ZM11 247V248H10ZM69 247H71V248H69ZM98 247V248H97ZM119 247H120V252H118V255H116V253H117V249H118V251H119ZM127 247V248H126ZM237 246H235L234 248L235 249H233V251L235 252V253H238V251H237V248H236ZM12 248H14V250L12 249ZM25 248V249H24ZM64 248H65V250H64ZM69 248V249H68ZM75 248V249H74ZM82 248V249H83ZM88 248H93V249H88ZM99 248H101V250L102 249H105V251L104 250H99ZM108 248V249H107ZM116 248V249H115ZM124 248V247H123ZM139 248V249H138ZM149 248V249H148ZM161 248V249H160ZM197 248V249H196ZM207 248V249H206ZM211 248V249H210ZM12 249V250H11ZM71 249H74V251L73 250H71ZM77 249V250H76ZM95 249V250H94ZM96 249H97V251H96ZM109 249H111V250H109ZM144 249V250H143ZM169 249V250H168ZM192 249V250H191ZM73 253H71L70 251ZM79 250V251H78ZM89 250H93V251H90L89 252ZM109 250L110 251V255H108V253H107V251ZM116 250V251H115ZM136 250H137V252H136ZM143 250V251H142ZM196 250V251H195ZM206 250V251H205ZM69 252V253H67V252ZM78 251V252H77ZM99 251V252H98ZM108 251V252H109ZM114 251V252H113ZM205 251V252H204ZM10 254H9V253ZM67 253V256H65L66 255V253ZM84 252V251H83ZM95 252V253H94ZM106 252V253H105ZM129 252V253H130ZM151 252V253H150ZM169 252V253H168ZM204 252V253H203ZM7 253H8V255H7ZM76 253V254H75ZM99 253V254H98ZM150 253V254H149ZM198 253H199V255H198ZM203 253V254H202ZM68 254L70 255L69 256V258L67 259V257H68ZM94 254V255H93ZM101 256V257H99L98 258V256ZM104 254H106V255H104ZM200 254H202V255H200ZM244 254L246 255L245 257L247 258V259H249V253H246L245 251H244ZM65 257H64V256ZM83 255V257H85L86 259H83L82 257H79V256H82ZM114 255V256H113ZM135 255V256H134ZM159 255H160V258H159ZM198 255V256H197ZM30 256V257H29ZM42 256H44L45 258H43ZM49 256V257H48ZM62 256L64 257V258H62ZM72 256L74 257V259H71L72 258ZM94 256V257H93ZM103 256H105V257H103ZM106 256H109L108 258L106 257ZM117 256H118V259H119V261L120 262H118V260H117ZM128 256H130V257H128ZM199 256H201V257H199ZM206 256V257H205ZM24 257L26 258V259H24ZM40 257H42V258H40ZM77 257H79L80 258V260H79V258H77ZM124 257V258H123ZM125 257H127V259L125 258ZM175 257L177 258V260L179 261V262H177L176 263V261H175ZM226 259L228 260V261H231L233 264L235 263V260L234 259H232L231 257H230V255L228 254V253H226ZM228 257H230V258H228ZM34 260H33V259ZM81 258H82V260H81ZM101 258V259H100ZM106 260H105V259ZM111 258H115L116 260L115 261H113V259H111ZM158 258H159V260H158ZM166 258H167V260H166ZM190 258V259H189ZM31 259V260H30ZM62 259H64V260H62ZM88 259V260H87ZM192 259V260H191ZM231 259V260H230ZM42 260V261H41ZM47 260V261H46ZM85 260V261H84ZM89 262V263H84V262H87V261ZM112 260V261H111ZM142 260H143V262H142ZM157 260V261H156ZM13 261H14V263H13ZM28 261H30V262H28ZM82 261V262H81ZM156 261V262H155ZM166 261V262H165ZM175 263H174V262ZM234 261V262H233ZM62 262H65V263H62ZM95 262V263H94ZM168 262V263H167ZM19 263V264H20Z\"/></svg>",
  "mask_w": 264,
  "mask_h": 264
},
{
  "label": "bare ground",
  "instance_id": "bare-ground-1",
  "mask_svg": "<svg viewBox=\"0 0 264 264\" xmlns=\"http://www.w3.org/2000/svg\"><path fill=\"white\" fill-rule=\"evenodd\" d=\"M19 1H20V0H19ZM21 1H22V0H21ZM29 1H30V0H29ZM29 1H28V2H29ZM31 1H32V0H31ZM41 1H42V0H41ZM41 1H40V2H41ZM46 1H48V0H46ZM46 1H45V2H46ZM52 1H53V0H52ZM63 1H66V0H63ZM73 1H75V0H73ZM112 1H113V0H112ZM122 1H123V0H122ZM124 1H125V0H124ZM126 1H127L128 3H132V2H129L128 0H126ZM143 1H145V0H143ZM149 1H151V0H149ZM157 1H158V0H156V2H157ZM174 1H175V0H174ZM174 1H173V2H174ZM195 1H196V0H195ZM198 1H199V0H198ZM200 1H201V0H200ZM207 1H208V2H206L207 5L204 4V5L206 6V9L203 7L205 10H207V6H208V4H210V3L212 2L211 0H210V1L207 0ZM238 1H239V0H238ZM245 1H246V0H245ZM247 1H248V0H247ZM14 2H17V1H14ZM54 2H55V1H54ZM70 2H71V1H70ZM70 2H69V3H70ZM81 2H82V1H81ZM86 2H87V1H86ZM88 2H89V0H88ZM94 2H95V1H94ZM99 2H100V1H99ZM120 2H121V1H120ZM134 2H135V1H134ZM147 2H148V1H146L145 3H147ZM170 2H171V1H169V3H170ZM176 2H177V0H176ZM192 2H194V1H192ZM204 2H205V1H204ZM209 2H210V3H209ZM217 2H218V0H217ZM222 2H223V1L221 0V5H220L219 7H222V5H224V3H226V2H223V3H222ZM234 2H236V1H234ZM234 2H233V0H232V2H229V3H230V6H232L233 4L236 5V3H234ZM240 2H241V1H240ZM249 2H250V0H249ZM2 3L4 4V0H2ZM7 3H8V1H7ZM22 3H23V1H22ZM34 3H35V2H34ZM46 3H47V2H46ZM46 3H45V4H46ZM49 3H50V2H49ZM49 3L47 4L48 6H49ZM51 3H52V2H51ZM57 3H58V2H57ZM57 3H55V4H57ZM60 3H61V1H60ZM62 3H63V2H62ZM112 3H113V2H112ZM112 3H110V4L112 5ZM136 3H138V0H137ZM140 3H143V2H139L138 4L140 5ZM159 3H160V2H159ZM159 3H157V4H158V7L160 6ZM177 3H178V2H177ZM177 3H176V4H177ZM198 3H199V2H198ZM227 3H228V1H227ZM232 3H233V4H232ZM238 3H239V2H238ZM23 4H24V3H23ZM35 4H36V3H35ZM35 4H33V5H35ZM71 4H72V6H73V4H75V2H74V3H71ZM94 4H95V3H94ZM106 4H107V3H106ZM143 4H144V3H143ZM143 4H142V7H143ZM153 4H155V3H153ZM192 4H193V3H192ZM202 4H203V3H202ZM202 4H201V5H202ZM231 4H232V5H231ZM242 4H243V3H242ZM249 4H250V3H249ZM1 5H2V4H1ZM5 5H6V3H5ZM37 5L40 6V3H38ZM42 5H43V4H42ZM53 5H54V4H53ZM60 5H61V4H60ZM69 5H70V4H69ZM91 5H92V3H91ZM124 5H125V6H123V7H126V4H124ZM162 5H163V4H162ZM162 5H161V6H162ZM165 5H166V4H165ZM165 5H164V6H165ZM188 5H189V4H188ZM190 5H191V2H190ZM193 5H194V4H193ZM210 5H211V4H210ZM213 5H214V4H213ZM213 5H212V6H213ZM216 5H219V4H216ZM225 5H227V4H225ZM245 5H246V4H245ZM257 5H258V4H257ZM2 6H3V5H2ZM10 6H11V5H10ZM10 6H9V7H10ZM12 6H13V7H14V6H18V4H17V5L13 4ZM23 6H24V5H23ZM39 6H37V7H39ZM56 6H57V5H56ZM84 6H85V5H84ZM84 6H83V7H84ZM86 6H87V3H86ZM88 6H90V5H88ZM121 6H122V5H121ZM127 6H131V5H127ZM135 6H136V5H135ZM135 6H134V8H135ZM147 6H148V4H147ZM147 6H146V7H147ZM167 6H168V5H167ZM179 6H180V5H179ZM185 6H186V4H185ZM227 6H228V5H227ZM249 6H251V5H249ZM254 6H255V5H253V7H254ZM262 6H263V5H262ZM5 7H6V6H5ZM20 7H21L20 10H22V9H23L22 5H20L19 8H20ZM37 7H36V8H37ZM41 7H42V6H41ZM46 7H47V6H46ZM58 7H59V6H58ZM65 7L67 8V6H65ZM70 7H71V5H70ZM119 7H120V6H119ZM123 7H120V8H123ZM137 7H138V6H137ZM142 7H141V8H142ZM149 7H150V6H149ZM155 7H156V6H153V10H154ZM158 7H157V8H158ZM170 7H171V6H170ZM188 7H189V6H188ZM225 7H226V6H225ZM228 7H229V6H228ZM242 7H243V6H242ZM242 7H240L241 10H242ZM244 7H245V6H244ZM257 7H258V6H257ZM0 8H1V7H0ZM6 8H7V7H6ZM14 8H15V7H14ZM17 8H18V7H17ZM43 8H44V7H43ZM53 8H54V6L52 7V9H53ZM60 8H61V7H60ZM62 8H63L62 10H64V7H62ZM66 8H65V9H66ZM73 8H74V6H73ZM88 8H89V7H88ZM106 8H107V7H106ZM128 8H129V7H128ZM157 8H155V9H157ZM176 8H177V5H176ZM203 8H202V9H203ZM210 8H211V7H210ZM210 8H208V9H210ZM213 8H215V7L213 6ZM236 8H237V7H236ZM258 8H259V7H258ZM261 8H262V7H261ZM7 9H8V8H7ZM10 9H11V8H10ZM12 9H13V8H12ZM56 9H57V8H56ZM75 9H76V8H75ZM81 9H83V8H81ZM124 9H125V8H124ZM138 9H139V8H136L135 10H138ZM148 9H149V8H148ZM168 9H169V8H168ZM177 9H179V8H177ZM184 9H185V8H184ZM189 9H190V8H189ZM221 9H222V8H220V10H221ZM227 9H228V8H227ZM238 9H239V8H238ZM238 9H237V10H238ZM262 9H263V8H262ZM32 10H33V9H32ZM36 10H37V9H35V11H36ZM40 10H41V9H40ZM57 10H58V9H57ZM67 10H68V9H67ZM87 10H88V9H87ZM103 10H104V9H103ZM114 10H115V9H114ZM119 10H120V9H119ZM133 10H134V9H133ZM146 10H147V8H146ZM157 10H158V9H157ZM200 10H201V9H199V11H200ZM241 10H240V12H239V10H238V12H239V13H238L239 18H237V19H240V21L242 22V23H241V22L238 20V21L241 23L240 26H239V29H240V30L238 29L239 31L237 32V31H234V29H233V30H232V29H228V30H226L225 32H224V31H221V32H224L223 34L220 32L221 34H220L219 36L217 35L218 38L221 39V41L223 42L225 48L223 47L224 50H221V51H220V52H222V55H221V62H222V61H223V62H222V65H220V66L218 65V68H219L218 70H220V71H219L220 73H218V74H219L220 76H219V79H218L219 81L217 82V87H216V89L212 91V96H213V97H218L220 94L225 93V94L229 95L230 98L233 100V104H232V106L234 105V107H236V108L238 107V108H239V106L241 105V103H243V104H244V103H247V104L249 105L250 109H249L248 111H246V119L243 120V121H242V120L239 121V120L234 119V118L232 117V115L228 114L227 111H224L221 107H219V108H221V112H220L219 116L222 115V118H221V120H219V121L222 122V119H223V127L226 128V130H225V129H222V130H223V131L225 130V131H224V132H225L224 135L226 134V140H227V142H228V144H229V146H230V148H229V149H230V155H229V157L227 158V160H225L226 162H225V164H224V171H223L222 173H219V172H218V169H219V168L217 169V168L215 167V166H217V164H219L218 162H219L220 160L218 159L219 161H218L217 164H216L215 161H211V160H209V158H208V160L212 162V163H211V165H212L211 167H212V170L214 171L215 175H214V177H213V176H210V177H213V180L211 179V180H212L211 184H210V182H209L210 179H207V177L203 178V179H204L203 181H205V182H203L204 184L202 185V186H206V185L208 184V183H206V182H209L210 186H211L212 188H214V191H215V192L212 191V193L216 194V196H217L218 199L220 200V203L218 202L219 204L216 203L217 200H213L214 198L216 199L217 197H214L212 193L210 194V192H209V191H211L210 189L205 190V191L209 192V194H210L211 196H210V195H209V196H208V195H207V196L205 195V196L202 197L203 200H205V201H207V202L209 203L207 206L212 205V200H213V204L216 203L215 206H214V205H213V206H210V207H211L210 215L206 212V213L208 214L207 217L210 216V225H208L209 227H208V229H207L205 232H208V233H209L210 237H212V240L214 239V237H215V235H216L215 238H216V241L218 240L217 242H218L219 245H218V247H217L216 250H213V251H212V253H207V254H209V255L207 256V258L202 259V261H200L199 264H233L231 261H228V260L226 259V258H227V257H226V253H228V254L230 255V257H231L232 259L235 260V263H234V264H264V242L261 243V245L259 244V247H257V248L254 247V244H256V243L258 244V242H259V240H260V233H262V230H261L260 228H258V229H260V233H259V232L257 231V229L254 228V224H253V222L250 220V218H249V220H247V219L245 218V216H248V217L250 216V217H252L254 212H252V210H249L248 212H242V213H244V216L241 215L240 217H237V214L235 213L237 218H233V217H235V216L232 217V216H231V212H230V208H231V205H232V204L230 205V202H231V201H234V198H235V197H238V199H239V201H237V202H244V204H246V205H248V204H252V203L254 202L255 199H253V197H257L256 199H258V200H259V199L261 200V198L264 197V144H263L259 149H257L256 146H255V144H254V141L251 140L252 136L262 135V129L264 130V25H262L261 23H259L258 20H257L258 17H257L256 15H257L259 12H257L256 15L253 13V12H256L257 10H256V11L253 10V12H252V10H249V11H247V12H245V13H243L244 11H241ZM244 10H245V8H244ZM263 10H264V9H263ZM263 10H262V11H263ZM4 11H5V10H4ZM18 11H19V10H18ZM24 11H26V10L24 9ZM29 11H30V10H29ZM35 11H34V12H35ZM80 11H81V10H80ZM83 11H84V10H83ZM107 11H108V10H107ZM107 11L105 10V13H106ZM110 11H111V10H110ZM138 11L141 13V12L144 11V10L141 9V11H140V9H139ZM155 11H156V10H155ZM177 11H178V10H177ZM183 11H184V10H183ZM195 11L199 12L198 10H195ZM202 11H203V10H202ZM209 11H210V10H209ZM221 11H222V10H221ZM226 11H227V10H226ZM230 11H231V10H230ZM7 12H8V10H7ZM12 12H13V11H12ZM15 12H17V9H16ZM15 12H13V13L15 14ZM36 12H37V13H39V12L41 13L42 11L37 10ZM43 12H44V11H43ZM64 12H65V11H64ZM66 12H67V11H66ZM133 12H134V11H133ZM136 12H137V11H136ZM153 12H154V11H153ZM153 12H152V13H153ZM158 12H159V11H158ZM192 12H194V11H192ZM213 12H214V11H213ZM217 12H218V11L216 10V13H215L216 16H218V15H217ZM228 12H229V11H228ZM263 12H264V11H263ZM263 12H262V13H263ZM1 13H2L1 15L4 14L3 12H1ZM13 13H12V14H13ZM52 13H53V12H52ZM54 13H55V12H54ZM73 13H74V12H73ZM73 13H72V15H74ZM76 13H77V12H76ZM76 13H75V14H76ZM87 13H88V11H87ZM107 13H108V12H107ZM107 13H106V15H107ZM116 13H117V12H116ZM126 13H127V12H126ZM154 13H155V12H154ZM154 13H153V14H154ZM199 13H200V12H199ZM206 13H207V12H206ZM208 13H209V12H208ZM208 13H207V14H208ZM221 13H222V12H220V14H221ZM230 13H231V12H230ZM234 13H235V12H234ZM236 13H237V12H236ZM8 14H9V13H8ZM14 14H13V15H14ZM23 14H25V12L22 13L21 16H22ZM29 14H30V13H29ZM31 14H32V13H31ZM60 14H62V11H61ZM63 14H65V13H63ZM77 14H78V13H77ZM84 14H85V13H84ZM101 14H102V13H101ZM109 14H111V12H110ZM131 14H133V13H131ZM145 14H146V11H145ZM145 14H144V15H145ZM212 14H213V13H212ZM232 14H233V13H232ZM232 14H231L230 16H232ZM259 14H260V13H259ZM1 15H0V17H1ZM13 15H12V16H13ZM19 15H20V14H19ZM27 15H28V14H27ZM32 15H34V13H33ZM40 15H41V14H40ZM65 15H66V14H65ZM96 15H97V13H96ZM113 15H115V14H113ZM118 15H119V14H118ZM154 15H155L154 17H156V14H154ZM175 15H176V14H175ZM192 15L194 16L193 13H192ZM192 15H190V17H192ZM196 15H197V14H196ZM202 15H203V14H202ZM213 15H214V14H213ZM228 15H229V14H228ZM243 15H244V16H243ZM9 16H10V15H9ZM37 16H38V15H37ZM48 16H50V15H48ZM159 16H160V14H159ZM204 16H205V15H204ZM209 16H210V15H209ZM216 16H215V18H217ZM222 16H223V14H222ZM224 16H225V17H224ZM224 16H223V17H224L223 20L226 19V15H225V13H224ZM238 16H237V17H238ZM2 17H3V16H2ZM35 17H36V16H35ZM44 17H45V16H44ZM57 17H58V16H57ZM76 17H77V16H76ZM148 17H149V16H148ZM169 17H172V16H169ZM169 17H168V18H169ZM182 17H186V16H183V14H182ZM182 17H180V18H182ZM219 17H221V16H219ZM219 17H218V20H219ZM235 17H236V16H235ZM235 17H234V18H235ZM16 18H18V16H17ZM16 18H15V19H16ZM19 18H21V17H19ZM59 18H60V16H59ZM59 18L57 19L58 21H60V20L62 19V18H61V19L59 20ZM79 18H80V14H79ZM79 18H78V19H79ZM93 18H94V17H93ZM101 18H102V17H100V19H101ZM105 18H107V16H106ZM105 18H104V19H105ZM152 18H153V17H151V20H154V19H152ZM176 18H177V17H176ZM195 18H196V17H195ZM195 18H194V19H195ZM203 18H204V17H203ZM215 18H214V19H215ZM221 18H222V17H221ZM221 18H220V19H221ZM227 18L230 19V17H227ZM234 18L232 17L233 20H236V19H234ZM2 19H3V18H2ZM6 19H7V18H6ZM27 19H28V18H27ZM27 19H26V22H27ZM38 19H39V18H38ZM53 19H54V16H53ZM78 19H77V20H78ZM112 19H113V18H111V20H112ZM116 19H117V18H115V20H116ZM119 19H120V16H119ZM132 19H133V18H132ZM170 19H171V18H169V21H171ZM174 19H175V18H174ZM182 19H183V18H182ZM185 19H186V18H185ZM187 19H188V18H187ZM190 19H191V18H190ZM7 20H9V19H7ZM11 20H13V19H11ZM28 20H29V19H28ZM63 20H64V17H63ZM65 20L67 21V19H65ZM72 20H73V19H72ZM72 20H71V22H73ZM74 20L76 21V19H74ZM113 20H114V19H113ZM151 20H150V21H151ZM166 20H167V18H166ZM176 20H177V19H176ZM176 20H175V21H176ZM201 20H202V19H201ZM211 20H213V19H211ZM223 20H222V21H223ZM230 20H231V19H230ZM14 21H15V20H14ZM37 21H38V20H37ZM39 21H40V20H39ZM42 21H43V20H42ZM92 21H93V20H92ZM100 21L102 22V19H101ZM124 21H125V20H124ZM142 21H143V20H142ZM142 21H141V22H142ZM158 21H159V20H158ZM167 21H168V20H167ZM177 21H178V20H177ZM183 21H186V20H183ZM187 21H188V20H187ZM190 21H191V20H190ZM190 21H189V22H190ZM203 21H204V20H203ZM209 21H210V20H209ZM214 21H215V20H214ZM231 21H232V20H231ZM238 21H236V22H238ZM15 22H16V21H15ZM21 22L23 23V20H22ZM21 22H20V23H21ZM34 22H35V21H34ZM40 22H41V21H40ZM49 22H52V21H49ZM49 22H48V24H49ZM56 22H57V21H55V24L58 23V22H57V23H56ZM77 22H78V21H77ZM88 22H89V21H88ZM95 22H96V21H95ZM120 22H121V21H120ZM151 22H152V21H151ZM160 22H161V21H160ZM193 22H194V20L192 21V24H193ZM207 22H208V21H207ZM223 22H224V21H223ZM232 22H234V21H232ZM0 23H1V22H0ZM5 23H7L6 20H5ZM35 23H36V22H35ZM35 23H33V24H35ZM53 23H54V22H53ZM62 23H64V22H62ZM75 23H76V22H75ZM102 23H104V21H103ZM106 23H109V22H106ZM139 23H140V22H139ZM163 23H165V22H163ZM173 23H174V22H173ZM173 23H172V25H173ZM181 23H183V22L181 21ZM42 24H44V21H43V23H41V25H39L41 28H44V25H43V27H42ZM50 24H51V23H50ZM55 24H54V25H55ZM60 24H61V23H60ZM64 24H65V23H64ZM64 24H63V25H64ZM86 24H87V23H86ZM86 24H85V25H86ZM93 24H94V23H93ZM109 24H110V23H109ZM116 24H117V23H114V25H116ZM118 24H119V23H118ZM130 24H131V21H130ZM152 24H153V22L151 23V25H152ZM157 24H158V22H157ZM177 24L180 25V23H178V22H177ZM177 24H176V27L178 26ZM199 24H200V23H199ZM208 24H210V23H207V24H206L208 27H207V26L204 27V29H202V33H201V30H200V34H202V35H203V34L206 35L207 33L211 32V31L214 29V28H211L212 25H211V27H210ZM215 24H216V22H215ZM224 24H225V23H224ZM238 24H239V23H238ZM5 25H6V24H5ZM12 25H13V24H12ZM19 25H20V24H19ZM19 25H18V26H19ZM22 25H23V24H22ZM30 25H31V24H30ZM66 25H67V24H66ZM68 25H69V24H68ZM85 25H84V27L87 26V25H86V26H85ZM99 25H100V24H99ZM103 25H104V24H103ZM103 25H102V26H103ZM111 25H113V24H111ZM146 25H147V24H146ZM154 25H155V24H154ZM161 25H162V22H161V24H160V27H164L163 25H162V26H161ZM165 25H166V23H165ZM172 25H171V27H172ZM182 25H185V24H182ZM188 25H189V23H188ZM194 25H195V23H194ZM197 25H198V24H197ZM228 25H229V23H228ZM236 25H237V24H236ZM7 26H8V23H7ZM15 26H16V25H15ZM18 26H17V27H18ZM25 26H26V24H25ZM37 26H38V25H37ZM50 26H51V25H50ZM52 26H53V25H52ZM52 26H51V28H52ZM59 26H60V25H59ZM61 26H62V25H61ZM72 26H74V22H73V25H72ZM79 26H80V25H79ZM97 26H98V25H97ZM100 26H101V25H100ZM102 26H101V27H102ZM144 26H145V25H144ZM166 26H167V25H166ZM169 26H170V25H169ZM195 26H196V25H195ZM213 26H215V25H213ZM217 26H218V25H217ZM220 26H221V25H220ZM223 26H224V25H223ZM231 26H232V25H231ZM3 27H4V26H3ZM26 27H27V26H26ZM28 27H30V26H28ZM56 27H58V26H56ZM63 27H64V26H63ZM68 27H69V26H68ZM68 27H67V28H68ZM89 27H90V26H88V28H89ZM91 27H92V26H91ZM103 27H105V26H103ZM111 27H112V26H111ZM120 27H121V26H120ZM120 27H119V28H120ZM122 27H123V26H122ZM122 27H121V28H122ZM134 27H136V26H134ZM142 27H143V26H142ZM142 27H141V28H142ZM176 27H175V28H176ZM185 27H186V26H185ZM200 27H201V26H200ZM221 27H222V26H221ZM4 28H5V27H4ZM6 28H7V27H6ZM11 28H12V27H11ZM18 28H19V27H18ZM46 28H47V25H46ZM70 28H71V27H70ZM88 28L86 27L85 29H88ZM93 28H97V27H93ZM131 28H132V27H131ZM151 28H152V27H151ZM172 28H173V27H172ZM172 28L169 29V27H168V29L171 30V31H172ZM195 28H196V27L193 28L194 30L192 29L193 32H196V31H195ZM216 28H217V27H216ZM216 28H215V29H216ZM227 28H228V27H227ZM21 29H24V27L21 28ZM33 29H34V28H33ZM37 29H38V28H37ZM37 29H35V30H37ZM44 29H45V28H44ZM44 29H43V31H45ZM47 29H48V28H47ZM53 29H54V27H53ZM59 29H60V28H59ZM68 29H69V28H68ZM82 29H83V28H82ZM85 29H84V30H85ZM98 29H99V28H98ZM101 29H102V28H101ZM112 29H113V27H112ZM122 29H123V28H122ZM143 29H145V27H144ZM148 29H149V28H148ZM152 29H153V28H152ZM173 29H174V28H173ZM25 30H26V28H25ZM30 30H31V29H30ZM35 30H34V32H35ZM57 30H58V29H57ZM57 30H56V34H59V35H61L60 33H61V32L63 33V31H64V30H63V31L57 33ZM75 30H76V29H75ZM78 30H79V29H78ZM78 30H77V31H78ZM88 30H89V29H88ZM93 30H94V29H93ZM93 30H92V31H93ZM109 30H110V28H109ZM123 30H124V29H123ZM175 30H176V29H175ZM184 30H185V29H184ZM192 30H191V31H192ZM16 31H17V30H16ZM43 31H41V32H42L43 34H45V32H43ZM59 31H60V30H59ZM67 31H68V30H67ZM67 31L65 32L66 34H67ZM80 31H81V29H80ZM80 31H79V32H80ZM86 31H87V30H85L84 33H85ZM94 31H95V30H94ZM102 31H104V29H103ZM102 31L100 30L99 33H102ZM105 31H106V30H105ZM144 31H145V30H144ZM171 31H170V32H171ZM182 31H183V30H182ZM191 31H189V33H190ZM18 32H19V30H18ZM18 32H17V33H18ZM26 32H27V30H26ZM29 32H30V31H29ZM34 32H33V33H34ZM38 32H40V31H38ZM41 32H40V34H42ZM74 32H75V31H74ZM74 32H73V33H74ZM87 32H88V31H87ZM89 32H90V31H89ZM89 32H88V34H89ZM122 32H123V31H121V33H122ZM130 32H132V31L130 30ZM135 32H136V31H135ZM135 32H134V33H135ZM148 32H149V30H148ZM148 32H147V33H148ZM158 32H159V31H158ZM184 32H186V31H184ZM187 32H188V31H187ZM198 32H199V31H198ZM218 32H219V31H218ZM218 32H217V34H218ZM49 33H50V32H49ZM49 33H47V34H49ZM65 33H63V35H64ZM77 33H78V32H77ZM95 33L97 34L98 32L96 31ZM105 33H107V31H106ZM125 33H128V32H125ZM141 33H142V32H141ZM147 33H146V34H147ZM150 33H151V32H150ZM150 33H149V34H150ZM166 33H167V32H166ZM176 33H177V31H176ZM211 33H213V31H212ZM15 34H16V32H15ZM15 34H14V35H15ZM91 34H92V32H91ZM93 34H94V33H93ZM93 34H92L91 36H93ZM103 34H104V32H103ZM103 34H102V35H103ZM109 34L111 35L110 32H109ZM109 34H108V35H109ZM129 34H130V33H129ZM131 34H132V33H131ZM155 34H156V32H155ZM161 34L163 35V34H165V32H162ZM168 34H169V33H168ZM172 34H173V33H172ZM178 34H179V33H178ZM183 34H184V33H183ZM16 35H19V34H16ZM24 35H25V34H24ZM38 35H39V34H38ZM70 35H72V33H71ZM79 35H80V34H79ZM98 35H99V34H98ZM105 35L107 36V34H105ZM120 35H121V34H120ZM124 35H125V34H124ZM126 35H127V34H126ZM147 35H148V34H147ZM162 35H161V36H162ZM170 35H171V34H170ZM188 35H189V34H188ZM195 35H196V36H194V37H197V36L199 35V33H198V34L195 33ZM202 35H200V36H202ZM208 35H211V34H208ZM12 36H13V34H11V35L9 34V37H12ZM21 36H22V35H21ZM34 36H35V35H34ZM51 36H52V35H51ZM51 36H49V37H51ZM55 36H56V35H55ZM76 36H77V35H76ZM96 36H97V35H96ZM122 36H123V35H122ZM135 36H137V35H135ZM140 36H141V35H140ZM150 36H151V35H150ZM155 36H156V35H155ZM192 36H193V35H192ZM212 36H213V34H212ZM217 36H216V37H217ZM3 37H5V35H4ZM15 37H18V36H15ZM36 37H37V36H36ZM39 37H40V36H39ZM46 37H47V35H46ZM58 37H60V36H57V38H58ZM64 37H65V36H64ZM68 37H69V36H68ZM89 37H90V36H89ZM97 37H98V36H97ZM99 37H100V36H99ZM99 37H98V38H99ZM102 37H103V36H101V38H102ZM111 37H112V36H111ZM159 37H160V35H159ZM169 37H170V36H169ZM172 37H173V36H172ZM172 37H171V38H172ZM188 37H189V36H188ZM202 37H203V36H202ZM28 38H29V36H28ZM33 38H34V37H33ZM33 38H31V39H33ZM41 38H42V37H41ZM51 38H52V37H51ZM51 38H50V39H51ZM62 38H63V37H62ZM65 38H66V37H65ZM65 38H63V39H65ZM69 38H70V37H69ZM84 38H85V37H84ZM119 38H120V36H119ZM119 38H118V39H119ZM127 38H128V37H127ZM135 38H136V37H135ZM135 38H134V39H135ZM140 38H141V37H140ZM174 38H176V37H174ZM179 38H180V37H179ZM182 38H183V37H182ZM190 38H191V36H190ZM192 38H193V37H192ZM192 38L190 39V41H194V40H195V39L192 40ZM199 38H200V37H199ZM208 38H210V37H208ZM13 39H14V38H13ZM23 39H27V35H26L25 38L23 37ZM23 39H22V40H23ZM58 39H60V38H58ZM63 39H62V40H63ZM76 39H77V38H76ZM86 39H87V38H86ZM102 39H105V37L102 38ZM102 39H101V40H102ZM118 39H117V40H118ZM130 39H131V38H130ZM141 39H142V38H141ZM150 39H151V38H150ZM163 39H164V38H163ZM165 39H166V38H165ZM165 39H164V40H165ZM183 39H184V38H183ZM183 39H182V40H183ZM203 39H204V38H203ZM206 39H207V38H205L204 40H206ZM211 39H212V38H211ZM215 39H216V38H215ZM10 40H11V39H10ZM10 40H6V37H5V40H1V41L3 42L4 45H2V46L0 47V58H1V62H0V101L3 103V105H4L5 107H6V105L8 104L7 102H5V99H6V97H7V93H8V87H9V85L13 82L14 78H15V77H18L17 75L15 76V74H13V66H15V65L13 64L14 61H16L17 63H19V65L21 66V70L28 69L30 72H32V70H33V66L31 65V64H32V63H31V60H32V59H31V55H30L29 53H27L26 50H23L22 54H25L26 56L28 55V57L25 58V59H21V58H19V57H18V55H19L18 50H19V49L13 47V45H12L11 42H10ZM19 40H20V39H19ZM19 40H18V41H19ZM47 40H48V38H47ZM62 40H61V41H62ZM69 40H70V39H69ZM78 40H79V39H78ZM89 40H90V39L88 38V41H89ZM97 40H98V39H97ZM97 40H96V41H97ZM101 40H100V38H99V41H98L99 44H102V43H100ZM119 40H121V39H119ZM119 40H118V42H119ZM123 40H124V39H123ZM131 40H132V39H131ZM168 40H169V39H168ZM199 40H201V39H199ZM207 40H208V39H207ZM15 41H16V40H15ZM15 41H13V42H15ZM30 41H31V40H30ZM48 41H49V40H48ZM48 41H47V42H48ZM53 41H54V40H53ZM63 41L65 42V40H63ZM71 41H72V40H71ZM83 41L86 42L85 39H83ZM93 41H94V39H93ZM93 41H91V42H93ZM102 41H103V40H102ZM108 41H109V40H108ZM136 41H138V40H136ZM140 41H141V40H140ZM142 41H143V40H142ZM160 41H162V40H160ZM185 41H186V40H185ZM212 41H213V40H212ZM49 42H50V41H49ZM49 42H48V43H49ZM64 42H63L62 45H64ZM103 42H104V41H103ZM105 42H106V41H105ZM105 42H104V43H105ZM116 42H117V41H116ZM118 42H117V43H118ZM129 42H130V40H129L127 43H129ZM131 42H132V41H131ZM131 42H130V43H131ZM145 42H146V40H145ZM145 42H144V43H145ZM154 42H155V41H154ZM156 42H157V41H156ZM156 42H155V43H156ZM165 42H166V41H165ZM174 42H175V41H174ZM186 42H187V41H186ZM199 42H200V41H199ZM204 42H205V41H204ZM217 42H220V41H217ZM222 42H221V43H222ZM53 43H54V42H53ZM57 43H58V40H57ZM61 43H62V42H61ZM68 43H69V41L67 40V45H68ZM78 43H80V41H79ZM113 43H114V42H113ZM117 43H115V45H116ZM120 43H121V42H120ZM120 43H119V44H120ZM136 43H137V42H136ZM146 43H148V42H146ZM151 43H152V42H151ZM176 43H178V42H176ZM182 43H183V41H182ZM182 43H181V44H182ZM197 43H198V42H197ZM213 43H215V42H213ZM221 43H220V46H221ZM21 44H22V43H21ZM23 44H25V45L27 46L26 41H25V42L23 41ZM72 44H73V43H71V45H72ZM93 44H94V43H93ZM95 44H96V42H95ZM97 44H98V43H97ZM99 44H98V45H99ZM106 44H108V43L106 42ZM106 44H105V45H106ZM124 44H125V42H124ZM131 44H132V43H131ZM134 44H135V43H134ZM142 44H143V42H142ZM160 44H161V42H160ZM169 44H171V43H169ZM169 44L167 43V45H169ZM181 44H180V45H181ZM198 44H199V43H198ZM69 45H70V43H69ZM71 45H70V46H71ZM121 45H122V44H121ZM137 45H138V44H137ZM140 45H141V43H140ZM155 45H156V44H155ZM155 45H154V46H155ZM157 45H159V44H157ZM165 45H166V44H165ZM165 45L163 46V48H165ZM180 45H179V46H180ZM182 45H183V44H182ZM185 45H186V44H185ZM213 45H214V44H213ZM216 45H218V44H215V46H216ZM31 46H32V45H31ZM49 46H50V44H48V47H49ZM65 46H66V43H65ZM77 46H78V45H77ZM149 46H150V42H149V45L147 46V48H148ZM172 46H173V44H172ZM174 46L177 47V45H174ZM194 46H195V45H194ZM198 46H199V45H198ZM202 46L204 47V46H206V44H205V45H202ZM86 47H87V46H86ZM93 47H94V45H93ZM99 47H100V46H99ZM115 47H116V46H115ZM123 47H124V45H123ZM129 47H130V46H129ZM143 47H144V46H143ZM156 47H157V46H156ZM158 47L160 48V45H159ZM199 47H200V46H199ZM218 47H219V46H218ZM25 48H26V47H25ZM25 48H24V49H25ZM33 48H35V47H33ZM50 48H51V46H50ZM62 48H63V47H62ZM62 48H61V49H62ZM70 48H72V47H70ZM80 48H81V47H80ZM117 48H118V47H117ZM136 48H137V46H136ZM139 48H140V46H139ZM145 48H146V46H145ZM174 48H175V47H174ZM174 48H172V49H174ZM181 48H182V47H181ZM184 48H185V47H184ZM184 48H182L183 51L185 50ZM51 49H52V48H51ZM51 49H50V50H51ZM61 49H60V50H61ZM65 49H68V48L65 47L64 50H65ZM76 49H77V48H76ZM82 49H83V48H82ZM88 49H89V48H88ZM93 49H94V48H93ZM107 49H108V48H107ZM132 49H134V48H132ZM137 49H138V48H137ZM156 49H157V48H156ZM196 49H197V48H196ZM205 49H206V47H205ZM37 50H39V49H37ZM40 50H42V49H40ZM52 50H53V49H52ZM52 50H51V51H52ZM55 50H57V49H55ZM64 50H63V52H64ZM68 50H69V49H68ZM105 50H106V49H105ZM108 50H109V49H108ZM147 50H150V48L147 49ZM158 50L160 51V49H158ZM158 50H157V51H158ZM161 50H163V49H161ZM169 50H170V49H169ZM197 50H198V49H197ZM202 50H203V49H201L200 51H202ZM213 50H214V49H213ZM81 51H82V50H81ZM101 51H102V50H101ZM103 51H104V50H103ZM123 51H124V50H123ZM125 51H126V50H125ZM133 51H134V50H133ZM136 51H137V50H136ZM141 51H143L142 48H141L140 52H141ZM151 51H153V50L151 49ZM154 51H155V50H154ZM157 51H155V52H157ZM176 51H178V50L176 49ZM180 51H181V50L179 49V52H180ZM190 51H191V49H190L188 52H190ZM193 51H194V50H193ZM208 51H209V49H208ZM218 51H219V50H218ZM54 52H55V51H54ZM54 52H53V53H54ZM71 52H72V51H71ZM75 52H76V51H75ZM75 52H74V53H75ZM88 52H89V51H88ZM88 52H87V54H88ZM128 52H130V51H128ZM160 52H162V51H160ZM172 52H174V53L176 54L175 50H172ZM185 52H186V50H185ZM195 52H196V51H195ZM204 52H205V51H204ZM206 52H207V51H206ZM38 53H39V52H38ZM53 53H52V54H53ZM67 53H68V52H67ZM98 53H99V52H98ZM98 53H96V54H98ZM100 53H101V52H100ZM107 53H109V52L107 51ZM111 53H112V52H111ZM126 53H127V52H126ZM130 53H131V52H130ZM132 53H133V52H132ZM149 53H150V52H149ZM152 53H153V52H152ZM158 53H159V52H158ZM169 53H170V54H169ZM169 53H168V54H169L170 56H172V55H171L172 53H171V52H169ZM183 53H184V52H183ZM183 53H182V55H183ZM207 53H208V52H207ZM207 53H206V55H208ZM32 54H34V53H32ZM60 54H61V52H60ZM75 54H76V53H75ZM79 54H80V53H79ZM92 54H93V53H92ZM113 54H114V53H113ZM121 54H122V53H121ZM127 54H128V53H127ZM144 54H145V52H144ZM160 54H161V53H160ZM160 54H159V55H160ZM162 54H163V53H162ZM175 54H173V56H174ZM189 54H190V53H189ZM199 54H201V53L199 52ZM212 54H213V53H212ZM25 55H24V57H26ZM36 55H37V54H36ZM58 55H59V54H58ZM85 55H86V54H85ZM93 55H94V54H93ZM99 55H100V54H99ZM116 55H117V54H116ZM125 55H126V54H125ZM129 55H130V54H129ZM129 55H128V56H129ZM177 55H178V54H177ZM191 55H192V54H191ZM196 55H197V54H196ZM216 55L218 56L219 54H216ZM41 56L43 57V55H41ZM41 56H40V54H39V58H40ZM49 56H50V55H49ZM54 56H55V55H54ZM61 56H62V55H59V57H61ZM80 56H81V55H80ZM101 56H102V54H101ZM105 56H106V55H105ZM105 56H103V57H105ZM110 56H111V54H110ZM139 56H140V55H139ZM142 56H143V54H142ZM142 56H141V57H142ZM149 56H150V54H149ZM162 56L165 57L164 54H163ZM178 56H179V55H178ZM178 56H176L177 59H178ZM180 56H181V55H180ZM180 56H179V58L181 59L182 56H181V57H180ZM183 56H184V55H183ZM199 56H200V55H199ZM203 56H204V55H203ZM37 57H38V56H37ZM55 57H56V56H55ZM55 57H53V58H51V59L54 60ZM75 57H76V55H75ZM86 57H87V56H86ZM106 57H107V56H106ZM121 57H122V56H121ZM136 57H137V56H136ZM141 57H140V58H141ZM146 57H148V56H146ZM146 57H145V59H146ZM160 57H161V56H159V57H157V58L160 60ZM166 57H168L167 54H166ZM166 57H165V58H166ZM33 58H34V57H33ZM44 58H47V57L45 56ZM56 58H57V57H56ZM56 58H55V59H56ZM63 58H64V57H63ZM78 58H79V56H78ZM99 58H101V57H99ZM111 58H113V57H111ZM114 58H116V57H114ZM129 58H130V57H129ZM170 58H171V57H170ZM176 58H175V60H176ZM34 59H35V58H34ZM34 59H33V60H34ZM57 59H58V58H57ZM68 59H69V58H68ZM85 59H86V58H85ZM103 59H104V58H103ZM103 59L101 58V60H103ZM123 59H124V58H123ZM123 59H122V60H123ZM132 59H133V58H132ZM152 59H153V58H152ZM180 59L177 60V61H178V65L181 63V61H184V60H185V59L182 60L183 58H182L181 60H180ZM196 59H198V57H197ZM203 59H204V58H203ZM203 59L200 58V60H203ZM206 59H207V58H206ZM219 59H220V58H219ZM42 60H43V58H42ZM60 60H61V59H60ZM77 60H78V59H77ZM80 60H82V59H80ZM88 60H89V59H88ZM105 60H106V59H104L103 61H105ZM114 60H116V59H114ZM125 60H126V59H125ZM127 60H128V59H127ZM140 60H142V59H140ZM162 60L164 61V59H162ZM172 60H174V59H172ZM187 60H188V59H187ZM200 60H199V61H200ZM217 60H218V59H217ZM50 61H51V60H50ZM54 61H57V60H54ZM54 61H52V63H54ZM63 61H65V60H63ZM103 61H100V62H103ZM108 61H109V60H108ZM112 61H113V60H112ZM148 61H149V60H148ZM152 61H154V59H153ZM157 61H158V60H157ZM167 61H168V59L166 58V61H165L166 65L169 64V63L167 64ZM179 61H180V62H179ZM195 61H196V60H195ZM199 61H198V63H199ZM47 62H48V61H47ZM67 62H68V61H67ZM70 62H71V61H70ZM88 62H89V61H88ZM113 62H114V61H113ZM142 62L144 63L143 60H142ZM196 62H197V61H196ZM218 62H219V61H218ZM221 62H220V63H221ZM50 63H51V62H50ZM76 63H77V62H76ZM90 63H91V62H90ZM93 63H96V62H93ZM118 63H119V62H118ZM127 63H128V62H127ZM193 63H194V62H193ZM193 63H192V64H193ZM200 63H202V62H200ZM43 64H44V62H43ZM47 64H48V63H47ZM55 64H56V62H55ZM61 64L63 65L62 62L59 63V65H61ZM80 64H82V62H81ZM88 64H89V63H88ZM88 64H87V66H88ZM100 64H101V63H100ZM104 64H106V62H105ZM107 64H109V63H107ZM147 64H148L149 67H151V66L149 65L150 63H147ZM151 64H152V63H151ZM158 64H159V63H158ZM176 64H177V62H176L175 64L173 63V65H176ZM187 64H188V63H187ZM207 64H208V63H207ZM207 64L205 65V68H206V66H208ZM50 65H52V67H53L54 64H50ZM56 65H57V64H56ZM117 65H118V64H117ZM117 65H116V66H117ZM125 65H126V64H125ZM130 65H131V64H130ZM132 65H133V62H132ZM166 65H165V66H166ZM182 65H183V64H182ZM189 65H190V66H195L196 64H195V65H194V64L191 65V64L189 63ZM198 65H199V64H198ZM200 65H201V64H200ZM200 65H199V67H201ZM16 66H18V65L16 64ZM63 66H65V64H64ZM67 66H68V64H67ZM74 66H76V70L79 71L78 68H77L78 65H74ZM74 66H73V68H75ZM87 66H84V67H87ZM89 66H90V64H89ZM98 66H99V65H98ZM126 66H127L126 68H128V72H129V65L127 64ZM133 66H134V65H133ZM137 66H138V65H137ZM142 66H143V65H142ZM142 66H141V67H142ZM148 66H146V67H148ZM157 66H158V65H157ZM171 66H172V65H171ZM171 66H170V67H171ZM212 66H213V65H212ZM42 67H43V66H42ZM42 67H41V69H42ZM48 67H49V66H48ZM48 67H47V68H48ZM52 67H51V69H52ZM55 67H58V66H55ZM55 67H54V68H55ZM80 67H81V65H80ZM84 67H83V68H84ZM91 67H93V66H91ZM95 67H96V66H95ZM104 67H106V66L104 65ZM134 67H135V66H134ZM160 67H161V66H160ZM172 67H173V66H172ZM178 67H181V66H177L176 69H177ZM186 67H187V66H186ZM186 67H185V68H186ZM195 67H196V66H195ZM195 67H193V68H195ZM203 67H204V65H203ZM203 67H201V68H203ZM14 68H15V67H14ZM60 68L62 69L63 67H60ZM60 68H59V72L61 71L60 73L57 72L58 69H57V70L55 69L56 71L54 70V71H52V72H53V73L56 72L57 75L60 76L61 73H64L63 69L60 70ZM65 68H67V67H65ZM83 68H81L79 72H81V70H82ZM114 68H115V67H114ZM118 68H119V67H118ZM122 68H123V67H122ZM131 68H132V67H131ZM131 68H130V69H131ZM136 68H137V67H136ZM136 68H135V69H136ZM153 68H154V67H153ZM158 68H159V66H158ZM161 68H162V67H161ZM182 68H183V67H182ZM187 68H188V69H191V68H189V67H187ZM193 68H192V69H193ZM213 68H214V67H213ZM213 68H212V69H213ZM45 69H46V68H44V70H45ZM48 69H49V68H48ZM95 69H96V68H95ZM103 69H104V68H103ZM103 69H102V70H103ZM108 69H109V68H108ZM123 69H124V68H123ZM141 69H142V68H141ZM143 69H145V67H143ZM150 69H151V68H149V70H150ZM163 69H165V67H164ZM176 69L174 68V70H176ZM195 69H196V68H195ZM44 70H43V71H44ZM67 70H69V68H67ZM76 70L73 69V71H74L75 74L72 73V74H69V75L80 76L79 72H78L79 75H76ZM85 70H86V69H85ZM96 70H97V69H96ZM96 70H95V71H96ZM100 70H101V69H100ZM111 70H112V69H111ZM124 70H125V69H124ZM124 70H123V71H120V70H119V71H120V74H122V73L124 72ZM149 70L147 71V74H148V75H149ZM177 70H178V69H177ZM196 70H197V69H196ZM198 70H199V69H198ZM198 70H197V71H198ZM213 70H214V69H213ZM17 71H18V70H17ZM17 71H16V72H17ZM45 71H46V70H45ZM83 71H84V69H83ZM95 71H94V72H95ZM104 71H105V70H104ZM115 71H117V70H115ZM115 71H114V72H115ZM125 71H126V70H125ZM130 71H131V70H130ZM134 71H135V70H134ZM137 71H138V69H137ZM139 71H140V70H139ZM139 71H138V72H139ZM142 71H143V72H146V71H144V70H142ZM153 71H154V70H153ZM159 71H160V70H159ZM165 71H166V70H165ZM167 71H168V70H167ZM167 71H166V73H167ZM178 71H179V70H178ZM184 71H185V70H184ZM205 71H206V70H205ZM46 72H47V71H46ZM49 72H51V70H49L48 73H49ZM65 72H66V71H65ZM67 72H68V71H67ZM84 72H85L84 74H86L87 71H84ZM89 72H90V71H89ZM99 72H101V71H99ZM102 72H103V71H102ZM102 72H101V73H102ZM128 72H127V73H128ZM132 72H133V71H131V72H129V73L131 74ZM138 72H135V73L138 74ZM154 72H155V71H154ZM154 72H152V73H153L154 75H157V74H155ZM169 72H170V71H169ZM176 72H177V71H176ZM176 72L173 71V73H176ZM185 72H186V71H185ZM198 72H199V71H198ZM202 72H204V69H203V71H200L199 73H202ZM212 72H213V71H212ZM212 72H211V73H212ZM69 73H70V72H69ZM96 73H97V75L100 74V73H98V70L96 71ZM106 73H107V72H106ZM109 73H110V72H109ZM109 73H107V75H108ZM135 73H134V76L132 75L134 78H135L136 76H138V75H135ZM159 73H160V72H158V74H159ZM164 73H165V72H164ZM164 73H163V74H164ZM170 73H171V72H170ZM173 73H172V74H173ZM179 73H180V72H179ZM183 73H184V72H183ZM191 73L194 74L195 71H194V70H190V72H189L190 76H191ZM205 73H207V71H206ZM215 73H216V71H215ZM22 74H23V73H22ZM26 74H27V73H26ZM41 74H42V73H41ZM45 74H47V73H45ZM66 74H67V73H66ZM81 74H82V73H81ZM84 74H83V75H84ZM87 74H88V73H87ZM93 74H94V73H93ZM93 74H92V75H93ZM112 74H113V73H112ZM116 74H117V73H115V75H116ZM132 74H133V73H132ZM139 74H140V72H139ZM143 74H146V73H143ZM143 74H141V75L143 76ZM177 74H178V73H177ZM177 74H176V75H177ZM180 74H181V73H180ZM202 74H203V73H202ZM202 74H200V75H202ZM208 74H209V73H208ZM50 75H51V74H49V76H50ZM62 75H63V74H62ZM83 75H82V77H83ZM90 75H91V74H90ZM100 75H101V74H100ZM113 75H114V74H113ZM115 75H114L113 78H111L112 81L114 80V78H116ZM117 75H118V74H117ZM117 75H116V76H117ZM124 75H125V74H123V75H121V76H124ZM154 75H152V76L155 77ZM174 75H175V74H174ZM176 75H175V76H176ZM187 75H188V74H187ZM194 75H195V74H194ZM197 75H199V74H197ZM216 75H217V74H216ZM43 76H44V75H43ZM43 76H42V77H43ZM65 76H66V75H65ZM75 76H73V77H72V76H69V79H70V77H72L73 80H74V77H75ZM93 76H95V75H93ZM111 76H112V75H111ZM111 76H110V74H109V79H110ZM125 76H126V75H125ZM125 76H124V77H125ZM127 76H128V75H127ZM142 76H141V77H142ZM152 76H151V77H152ZM168 76H169V75H168ZM177 76H178V75H177ZM177 76H176L175 78H177ZM209 76H210V75H209ZM25 77H26V76H25ZM36 77H37V76H34V78H36ZM45 77H46V76H45ZM60 77H61V76H60ZM91 77H92V76H91ZM91 77H90V79H91ZM101 77H102V76H101ZM105 77H106V75H105ZM117 77H118V76H117ZM124 77H123V78H124ZM143 77H144V76H143ZM157 77H158V76H157ZM162 77H165V76H162ZM173 77H174V76H173ZM183 77H184V76H183ZM185 77H186V75H185ZM193 77H194V76H193ZM193 77H192V80H193ZM195 77H196V75H195ZM198 77H201V76H198ZM43 78H44V77H43ZM63 78H64V79H62V81L64 80L65 83H66L65 77H63ZM66 78H67V77H66ZM79 78L81 79V77H79ZM86 78H87V77H86ZM97 78H99V77H97ZM145 78H146V76H145ZM145 78H144V79H145ZM155 78H156V77H155ZM159 78H161V77L159 76ZM186 78H187V77H186ZM201 78H202V77H201ZM213 78H214V77H213ZM24 79H25V78H24ZM37 79H38V78H36V80H37ZM52 79H53V78H52ZM58 79H59V78H58ZM58 79H54V82H53L52 80H51L52 82H51V81H48V82H49V84L51 85L52 83L54 84L55 81H57ZM75 79H76V77H75ZM95 79H96V77H94V79H93L94 82H95ZM99 79H100V78H99ZM99 79H98V80H99ZM104 79H105V78H104ZM109 79L107 80V86H108L109 83H110ZM119 79H121V78L119 77ZM119 79H118V80H119ZM124 79H126V78H124ZM127 79H129V78H127ZM127 79H126V80H127ZM130 79H132V77H131ZM136 79H137V77H136ZM138 79H139V78H138ZM144 79H143V82H144ZM148 79L150 80L149 76L146 78V80H148ZM161 79H162V78H161ZM173 79H174V78H173ZM173 79H172V81H173ZM179 79H180V78H179ZM190 79H191V78H189V80H190ZM208 79H209V78H208ZM20 80H21V77H20ZM32 80H33V79H32ZM39 80H41V79H39ZM59 80H60V79H59ZM59 80H58V81H59ZM82 80H83V79H82ZM105 80H106V79H105ZM116 80H117V79H115V81H114L115 84L118 83V82H116ZM121 80H122V79H121ZM126 80H125V81H126ZM159 80H160V79H159ZM163 80H164V79H163ZM180 80H181V79H180ZM183 80H184V79H183ZM195 80H198L197 77H196V79L194 78L193 81H195ZM78 81H79V80H78ZM84 81H85V80H84ZM84 81H83V82H84ZM90 81H91V80H89V82H90ZM102 81H103V79H102ZM119 81H120V80H119ZM156 81H157V80H156ZM164 81H165V80H164ZM164 81L161 80L162 83H163ZM168 81H169V80H168ZM172 81H171V82H172ZM176 81H177V80H176ZM176 81H175V82H176ZM198 81H199V80H198ZM204 81H205V78H204ZM213 81H214V80H213ZM24 82H25V81H24ZM27 82H28V81H27ZM37 82H41L42 84H44V83L47 82V81H45V82L43 83L42 81H38V80H37ZM50 82H51V83H50ZM60 82H61V80H60ZM70 82L73 83V85H72V83L70 84L71 88H72V86L74 87V85H75L74 83H76V82L72 81V79L70 80ZM70 82H68V83H70ZM81 82H82V81H81ZM81 82H79V83L82 84ZM89 82H87L88 85H89ZM92 82H93V81H92ZM92 82H91V83H92ZM96 82H98V81H96ZM96 82H95V84H97ZM99 82H100V81H99ZM99 82H98V84L101 83V82H100V83H99ZM146 82H147V81H146ZM150 82H151V81H150ZM150 82H149V83H150ZM171 82H170V84H171ZM175 82H174V83H175ZM179 82H181V81H179ZM184 82L186 83L187 81H184ZM184 82H183V83H184ZM199 82H200V81H199ZM19 83H20V82H18V84H19ZM31 83L34 84V82H31ZM31 83H30V86H31ZM61 83H62V82H61ZM63 83H64V82H63ZM79 83H78V85L81 86ZM102 83H103V82H102ZM105 83H106V82H105ZM105 83H104V84H105ZM119 83H122V81L119 82ZM126 83H127V81H126ZM139 83H140V82H139ZM152 83H153V82H152ZM152 83H150V84L152 85ZM156 83H158V82H156ZM156 83H155V84H156ZM177 83H178V82H177ZM177 83H176V84H177ZM192 83H193V82H192ZM202 83H203V82H201V84H202ZM206 83H207V84H210V83H208V82H206ZM25 84H28V83H25ZM36 84H38V83H36ZM39 84H40V83H39ZM49 84H47V85L50 86ZM53 84H52V85H53ZM55 84H56V83H55ZM59 84H60V83H59ZM59 84H58V87L60 86ZM110 84H112V83H110ZM129 84H130V83H129ZM135 84H136V83H135ZM144 84H145V82H144ZM144 84H143V86H144ZM150 84H149V85H150ZM160 84H161V83H160ZM172 84H173V82H172ZM172 84H171V85H172ZM188 84H189V83H188ZM188 84H187V85H188ZM190 84H191V82H190ZM199 84H200V83H199ZM203 84H205V83H203ZM203 84H202V86H203ZM212 84L214 85V83H212ZM15 85H16V84H15ZM22 85H23V83H22ZM44 85H45V84H44ZM47 85H46V87H47ZM61 85H62V84H61ZM67 85H68V84H67ZM67 85H66V87H67ZM76 85H77V83H76ZM76 85H75V86H76ZM100 85H101V84H100ZM102 85H103V84H102ZM102 85H101V88H102ZM105 85H106V84H105ZM105 85H104V86H105ZM118 85L120 86V84H118ZM121 85H122V84H121ZM123 85H126V84H124V82H123ZM168 85H169V84H168ZM171 85H169V87H170ZM179 85H183V84H178V85H176V87L179 86ZM196 85H197V83H196ZM205 85H206V84H205ZM53 86H54V85H53ZM55 86H56V85H55ZM68 86H69V85H68ZM86 86H87V84H86ZM91 86H92V84H91ZM119 86H118V87H119ZM128 86H129V85H128ZM128 86H126V87H128ZM135 86H136V85H135ZM135 86H134V87H135ZM137 86H138V85H137ZM141 86H142V83H141ZM161 86H162V84H161ZM163 86H164V85H163ZM185 86H186V85H185ZM13 87H14V86H13ZM13 87H11V88H13ZM15 87H16V86H15ZM23 87H27V88H28L27 85H26V86L24 85ZM84 87H85V85H84ZM84 87H83V89H84ZM95 87H96V86H95ZM109 87H110V86H109ZM109 87H108V88H109ZM112 87H113V86H112ZM126 87H125V88H126ZM132 87H133V86H132ZM148 87H149V86H148ZM150 87H152V86H150ZM155 87H156V86H155ZM158 87H159V86H158ZM173 87H174V86H173ZM173 87H172L171 89H173ZM188 87H189V85H188ZM188 87L186 86L187 89H189ZM208 87H209V86H208ZM11 88H10V89H11ZM30 88H31L32 90L35 89V87H34V88L30 87ZM44 88H45V87H44ZM44 88H43V89H44ZM48 88H49V87H48ZM50 88H51V87H50ZM52 88H53V87H52ZM61 88H62V91H63L64 89H63L62 86H60V90H61ZM64 88H65V87H64ZM99 88H100V87H99ZM99 88H98V85H97V90H96L97 93L95 92L97 95L99 94V91H100ZM120 88H121V86H120L119 88H117V90L120 89ZM128 88H129V87H128ZM130 88H131V87H130ZM135 88H136V91H137V87H135ZM139 88H141V87H139ZM146 88H147V86H146ZM156 88H157V87H156ZM177 88H178V87H177ZM177 88H176V89H177ZM192 88L195 90L194 87H192ZM192 88H191V89H192ZM198 88H199V87H198ZM205 88H206V87H205ZM14 89H15V88H14ZM17 89L20 90V89H19V86L17 87ZM25 89H26V88H24V90H25ZM28 89H29V88H28ZM43 89H39V90H42V91H43ZM69 89H70V88H69ZM72 89H73V91H75L74 88H72ZM72 89H71V90H72ZM85 89H86V87H85ZM91 89H93V86H92ZM91 89H90V90H91ZM98 89H99V90H98ZM102 89H103V88H102ZM110 89H112V88H110ZM114 89H115V87H114ZM114 89H113V90H114ZM132 89H133V88H132ZM157 89H158V88H157ZM165 89H166V87H165ZM178 89H179V88H178ZM182 89H183V87L181 88V90H182ZM193 89H192V91H193ZM202 89H203V88H202ZM51 90L53 91V89H51ZM51 90L49 89V91H51ZM57 90H58V89H57ZM57 90H56V91H57ZM60 90H59V91H60ZM71 90H70V92H68L69 95H70L71 93H73V92H71ZM78 90H79V89H78ZM78 90H76V91H78ZM80 90H81V89H80ZM86 90H87V89H86ZM93 90H95V89H93ZM113 90H111V91H113ZM120 90H121V89H120ZM128 90H129V89H128ZM141 90H142V89H141ZM141 90H138V91L141 92ZM148 90H149V89H148ZM152 90H153V89H152ZM183 90L185 91L186 89L184 88ZM189 90H190V89H189ZM208 90H210V89H208ZM12 91H13V90H12ZM21 91H23V90H21ZM35 91H37L36 93H38V94L41 92V91H40V92L38 91V88H37V90H35ZM35 91H34V92H35ZM52 91H51V92H52ZM54 91H55V90H54ZM111 91H110V92H111ZM121 91H122V90H121ZM126 91H127V89H126ZM146 91H147V89H146ZM149 91H150V90H149ZM154 91H155V90H154ZM156 91H158V90H156ZM192 91H190L189 93H192ZM199 91H200V89H199ZM17 92H18V91H17ZM30 92H31V91H30ZM43 92H45V91H43ZM51 92H50V93H51ZM57 92H58V91H57ZM64 92H65V90H64ZM80 92H83V90L80 91ZM85 92H86V91H85ZM108 92H109V91H108ZM140 92H139V94H142V93H140ZM186 92H187V90H186ZM24 93H25V92H24ZM41 93H42V92H41ZM46 93H48V92H46ZM58 93H59V92H58ZM60 93H61V91H60ZM87 93H88V92H87ZM95 93H94V95H93L94 97H95V95H96ZM128 93H129V92H127V94H128ZM144 93H145V92H144ZM144 93H143V95H144V98H145V94H147V92H146L145 94H144ZM150 93H151V92H149V94H150ZM158 93H159V92H158ZM169 93H170V91H169L168 93H165V94L169 95ZM178 93H181V96H182V94H183V93L180 91V89H179V92H178ZM189 93H188V94H189ZM196 93H198V92H196ZM196 93H195V95H196ZM206 93H209V92L206 91L204 94L207 95ZM9 94H10V93H9ZM21 94H22V93H21ZM32 94H34L33 91H32ZM38 94H37V95H38ZM52 94H53V93H52ZM61 94H62V93H61ZM73 94H74V93H73ZM73 94H72V95H73ZM75 94H76V93H75ZM79 94H80V93H79ZM79 94H78V95H79ZM82 94H83V93H82ZM88 94H89V93H88ZM106 94H107V93H106ZM109 94H110V93H108L107 97L109 96ZM111 94H113V92H112ZM111 94H110V95H111ZM118 94H119V93H117V95H118ZM124 94H125V93H124ZM131 94H132V93H131ZM134 94H135V93H134ZM149 94H147L148 96H146V97H148L147 99H149ZM156 94H157V93H156ZM165 94H164V95H165ZM202 94H203V92H202ZM202 94H200V96H201ZM19 95H20V92H19ZM34 95H35V94H34ZM42 95H43V94H42ZM50 95H51V94H50ZM55 95H56V92H55ZM63 95H64V94H63ZM65 95H68V94L65 93ZM84 95H85V94H84ZM90 95H92V92H91ZM90 95H89V96H90ZM97 95H96V97H99V96H97ZM103 95H105V94H103ZM119 95H121V94H119ZM128 95H129V94H128ZM128 95H127V97H128ZM154 95H155V94H154ZM161 95H162V94H161ZM167 95H165V96H167ZM184 95H185V93H184ZM190 95H191V94H190ZM14 96H15V95H14ZM14 96H13V97H14ZM16 96H17V95H16ZM40 96H41V95L39 94V97H40ZM45 96L47 97L48 94L45 95ZM51 96H52V95H51ZM59 96H60V95H59ZM115 96H116V95H115ZM121 96H122V95H121ZM130 96H131V95H130ZM130 96H129L128 98H130ZM137 96H138V95H137ZM165 96H164V98L166 99L167 97H165ZM172 96H173V95H172ZM172 96H171V97H172ZM191 96H192V95H191ZM193 96H194V95H193ZM202 96H203V95H202ZM208 96H209V95H208ZM9 97H10V96H9ZM11 97H12V96H11ZM18 97H19V96H18ZM31 97L33 98V95H32ZM41 97H42V96H41ZM46 97H45V102L48 100V99L46 100ZM49 97H50V96H49ZM49 97H48V98H49ZM60 97H61V96H60ZM63 97H64V96H63ZM63 97H61L60 99L57 98L58 100H60V101H59V102H60V105H62V104H61V103H62L61 101L66 102L65 100L67 99V96H66V98H64L65 100H62ZM81 97H82V95L80 96V98H81ZM96 97H95V98H96ZM109 97H110V96H109ZM109 97L107 98V100L109 99ZM111 97H112V95H111ZM116 97H117V96H116ZM116 97H115V98H116ZM161 97H162V96H161ZM168 97H169V96H168ZM184 97H185V96H184ZM184 97H183V98H184ZM187 97H188V96H187ZM198 97H199V96H198ZM210 97H211V96H210ZM16 98H17V97H16ZM19 98H20V97H19ZM22 98H23V97H22ZM25 98H26V96H25ZM25 98H24V99H25ZM37 98H38V97H37ZM42 98H43V97H42ZM51 98H52V97H51ZM53 98H54V97H53ZM72 98H75V99H76V95H75V97L72 96ZM78 98H79V97H78ZM83 98H84V97H83ZM89 98H90V97H89ZM91 98H92V97H91ZM117 98H118V97H117ZM121 98H122V97H121ZM142 98H143V97H142ZM150 98H151V97H150ZM155 98H156V97H155ZM181 98H182V97H181ZM195 98H197V95H196ZM201 98H202V97H201ZM204 98H205V97L203 96V99H204ZM207 98H209V97H207ZM8 99H9V98H8ZM8 99H7V100H8ZM11 99H12V98H11ZM11 99H10V100H11ZM14 99H15V98H14ZM14 99H13V100H14ZM20 99H21V98H20ZM27 99L30 100V98H29L28 96H27ZM34 99H35V97H34ZM34 99H33V100H34ZM39 99H40V98H39ZM55 99H56V97H55ZM111 99H112V98H111ZM135 99H136V98H135ZM151 99H152V98H151ZM174 99H175V98H174ZM177 99H178V98H177ZM184 99H185V98H184ZM186 99H187V98H186ZM190 99H191V98H190ZM203 99H202V100H203ZM205 99H206V98H205ZM205 99H204V103H205V101H206ZM211 99H212V97H211ZM211 99H210V100H211ZM7 100H6V101H7ZM22 100H23V99H22ZM31 100H32V99H31ZM31 100H30V101H31ZM33 100H32V101H33ZM42 100H43V99H42ZM52 100H53V99H52ZM114 100H115V99H114ZM118 100H119V99H118ZM118 100H117V101H118ZM125 100L127 101L126 97H125ZM125 100H124L123 103H124L125 105H127V104L125 103V102H126ZM133 100H134V99H132V101H133ZM162 100H164V99L162 98ZM166 100H168V102H169V98L166 99ZM166 100H164V102H166ZM172 100H173V99H171V101H172ZM179 100H180V99H179ZM193 100H194V99H193ZM208 100H209V99H208ZM216 100H217V99H216ZM11 101H12V100H11ZM11 101H10V103L13 102V101H12V102H11ZM16 101H17V100H16ZM16 101H15V102H16ZM18 101H19V99H18ZM25 101H28V100H25ZM36 101H37V100H36ZM36 101H35V102H36ZM49 101H50V100H49ZM49 101H48V103H49ZM54 101H55V100H53V102H54ZM69 101H71V100H69ZM69 101H68V102H69ZM81 101H82V100H81ZM81 101H80V102H81ZM86 101H87V100H86ZM97 101H99V100H97ZM97 101H95V102L97 103ZM108 101H110V100H108ZM137 101H139V100H137ZM137 101H136V103H138ZM140 101H143V99L140 100ZM146 101H148V100H146ZM146 101H145L144 103H146ZM152 101H154V100H152ZM152 101H151V102H152ZM158 101H159V99H158ZM199 101H200V100H199ZM199 101H198V102H199ZM33 102H34V101H33ZM33 102H32L31 104H33ZM37 102H38V101H37ZM64 102H63V103H64ZM71 102H72V101H71ZM71 102H69V106H70V103H71ZM74 102H75V100H74ZM76 102H78V101H76ZM83 102H84V101H83ZM83 102H82V103H83ZM95 102H94V104H93V107H94V105H96ZM102 102H103V100H102ZM112 102L114 103V101H112ZM119 102H120V100L118 101V103H119ZM121 102H122V101H121ZM129 102H131V100H129ZM149 102H150V99H149ZM149 102H148V104H149ZM181 102H183V101H181ZM198 102H197V103H198ZM228 102H229V101H228ZM16 103H17V102H16ZM39 103H40V102H39ZM39 103H36V104H39ZM51 103H52V102L50 101V104H51ZM55 103H57V102H55ZM55 103H54V104H55ZM89 103H90V100H89ZM89 103H88V105H89ZM108 103H109V102H108ZM108 103H107V104H108ZM123 103H122V104H123ZM127 103H128V101H127ZM134 103H135V102H134ZM152 103H154V102H152ZM152 103H151V105H152ZM176 103H177V102H176ZM184 103H185V102H184ZM193 103H194V102H193ZM193 103H192V104H193ZM200 103H202V101H201ZM24 104H25V102H24ZM64 104H65V105H68L67 103H64ZM64 104H63V105H64ZM75 104H76V103H75ZM97 104H98V103H97ZM107 104H104V105H105L104 107H106ZM139 104H140V102H139ZM148 104H147L145 107L150 106V105H148ZM168 104H170V103H168ZM187 104H188V103H187ZM214 104H216V103H214ZM3 105H2V106H3ZM18 105H21V104H17V106H18ZM40 105H41V104H40ZM60 105H58V106H60ZM72 105H73V103H72ZM78 105H79V104H78ZM88 105H85V106H88ZM114 105H115V104H114ZM114 105H113V107H114V111H115V108H116V105H117V104H116L115 106H114ZM119 105H121V104H119ZM119 105H117V106H119ZM137 105H138V104H136V108H137ZM142 105H143V104H142ZM144 105H145V104H144ZM153 105H154V104H153ZM171 105H172V104H171ZM183 105H184V104H183ZM202 105H203V104H200L199 106L204 107V106H202ZM207 105H210V104H207ZM217 105H218V104H217ZM224 105H225V104H224ZM248 105H247V106H248ZM17 106H16L17 109L13 107L14 109H11V110H15V109H16V113H17V111H19L20 108H21V107L19 106L20 108L18 109ZM45 106H46V105H45ZM49 106H50V105H49ZM54 106H56V107H54ZM69 106H68V109H67V110L71 111V110H70L71 107H70V109H69ZM83 106H84V105H83ZM85 106H84V107H85ZM90 106L92 107L91 104H90ZM99 106H100V105H99ZM99 106H98V107H99ZM127 106H128V105H127ZM155 106H156V105H155ZM161 106L163 107V105H161ZM192 106H193V105H192ZM230 106H231V105H230ZM0 107H1V106H0ZM32 107L34 108V106H31V108H32ZM53 107H54V108H57V105L55 104V105H53ZM53 107H52V108H53ZM65 107H66V106H65ZM74 107L76 108V106H74ZM88 107H89V106H88ZM88 107H87L86 109L88 110V113H89L90 107H89V109H88ZM96 107H97V105H96ZM132 107H133V106H132ZM132 107H131V108H132ZM141 107L143 108L144 106H141ZM141 107H140V105H138V108H137V109L139 110V108H140V110H141ZM152 107H153V106H152ZM156 107H157V106H156ZM159 107H160V106H159ZM184 107H187V105H186V106L184 105ZM190 107H191V106H190ZM205 107H207V106H205ZM211 107H213V100H212V105H211ZM211 107L209 106V108H211ZM214 107H217V106L214 105ZM6 108H7V107H6ZM8 108H9V107H8ZM8 108H7V109H8ZM39 108H40V107H39ZM66 108H67V107H66ZM72 108H73V106H72ZM78 108H79V107H78ZM78 108H77V109H78ZM125 108H126V106H125ZM125 108H124V109H125ZM127 108H129V107H127ZM134 108H135V107H134ZM217 108H218V107H217ZM41 109H42V108H41ZM43 109H44V108H43ZM46 109H47V108H46ZM77 109H76V110H77ZM81 109H84V108H81ZM92 109H93V108H92ZM92 109H91V110H92ZM95 109H96V108H95ZM99 109H100V108H99ZM101 109H102V108H101ZM101 109H100V111H99L100 113L102 112ZM103 109L105 110V108H103ZM107 109H108V108H107ZM148 109H149V108H148ZM152 109H153V108H152ZM207 109H208V107H207ZM244 109H245V108H244ZM33 110H35V108L32 109V111H30V112H34ZM39 110H40V109H39ZM44 110H45V109H44ZM51 110H52V109H51ZM53 110H54V109H53ZM96 110H98V109H96ZM111 110H113V109L111 108ZM118 110H119V109H118ZM120 110H121V109H120ZM135 110H136V109H135ZM138 110H137V111H138ZM142 110H143V109H142ZM154 110H156V109H154ZM202 110H204V108H202ZM205 110H206V108H205ZM211 110H212V108H211ZM214 110H216V111L218 112V109H215V108H214ZM239 110H240V109H239ZM0 111H1V110H0ZM6 111L8 112V110H6ZM42 111H43V110H42ZM78 111H80V108H79ZM78 111H77V112H78ZM107 111H109L110 113L112 112V111H110L109 109L106 110V112H107ZM128 111H129V110H128ZM133 111H134V110H133ZM137 111H136V113H137ZM145 111H147L146 108H145ZM158 111H159V110H158ZM167 111H168V110H167ZM212 111H213V110H212ZM216 111H215V112H216ZM219 111H220V110H219ZM241 111H242V110H241ZM11 112H13V111H11ZM54 112H55V111H54ZM60 112H61V110H60ZM95 112H96V111H95ZM106 112H105V113H106ZM117 112H118V111H117ZM126 112H127V111H126ZM142 112H143V111H142ZM207 112H209V111H207ZM213 112H214V111H213ZM215 112H214V113H215ZM13 113L15 114V112H13ZM19 113H20V111H19ZM28 113H29V112H28ZM34 113H35V112H34ZM42 113H44V112H41V114H42ZM47 113H48V112H47ZM58 113H59V112H58ZM58 113H57V114H58ZM62 113H63V112H62ZM68 113H69V112H68ZM102 113H103V116H104V111H103ZM102 113H101V114H102ZM113 113H114V112H113ZM121 113H122V112H121ZM129 113H130V112H129ZM160 113L162 114V112H160ZM177 113H178V112H177ZM218 113H219V112H218ZM4 114H5V113H4ZM11 114H12V113H11ZM30 114H31V113H30ZM54 114H55V113H54ZM93 114H95V113H92L91 115H93ZM101 114H100V119L103 118V116H101ZM118 114H120V113L118 112ZM122 114H123V113H122ZM181 114H182V113H181ZM185 114H186V113H185ZM188 114H189V113H188ZM211 114H213V113H211ZM233 114H234V113H233ZM2 115H3V114H2ZM26 115H27V114H26ZM32 115H33V114H32ZM42 115H43V114H42ZM42 115H41V116H42ZM58 115H59V114H58ZM63 115H65V114H63ZM70 115H72V113H71ZM70 115H69V116H70ZM95 115H96V114H95ZM98 115H99V114H98ZM108 115L111 117V114H108ZM131 115H132V114H131ZM157 115H158V114H157ZM162 115H163V114H162ZM162 115H161V116H162ZM179 115H180V114H179ZM196 115H197V113H196ZM196 115H195V117H196ZM9 116H10V114H9ZM12 116H13V114H12ZM39 116H40V115H39ZM39 116H37V117L39 118ZM45 116H46V113H45L44 117H45ZM47 116H49V115H47ZM47 116H46V117H47ZM74 116H75V115H74ZM96 116H97V115H96ZM109 116H108V118L110 119ZM125 116H126V115H125ZM165 116H166V114H165L164 116H162V117L164 118ZM167 116H168V115H167ZM170 116H171V115H170ZM177 116H178V114H177ZM187 116H188V115H187ZM187 116H184V117H181V118H184V119H185ZM191 116H192V115H191ZM200 116H201V115H200ZM211 116H214V117H215V118L213 117L214 119H216L217 117H219V116L216 117L215 115H211ZM7 117H8V115H7ZM7 117H6V118H7ZM19 117H20V116H19ZM23 117H24V119H25V116H23ZM46 117H45V118H46ZM54 117H55V116H54ZM62 117H63V116H62ZM91 117H94V116H91ZM97 117H99V116H97ZM113 117H114V115H113ZM113 117H112V119H114V120H115V119L119 120V119H118L119 116H117V114L115 115L116 118H113ZM139 117H140V116H139ZM142 117H143V116H142ZM162 117H161V118H162ZM168 117H169V116H168ZM171 117H172V116H171ZM175 117H176V115H175ZM197 117H198V116H197ZM2 118L6 119L5 116L2 117ZM8 118H9V117H8ZM8 118H7L6 120H9ZM35 118H36V117H35ZM70 118H71V116H70ZM76 118H78V117H76ZM76 118H75V119H76ZM88 118H89V117H87V119H88ZM94 118H95V117H94ZM123 118H124V115H123ZM127 118H128V117H127ZM129 118H130V117H129ZM143 118H144V117H143ZM156 118H157V117H156ZM161 118H160V119H161ZM4 119H3V121H4ZM20 119H21V118H20ZM22 119H23V118H22ZM26 119H27V118H26ZM39 119H40V118H39ZM41 119H42V117H41ZM41 119H40V120H41ZM65 119H66V117H65ZM87 119H86V120H87ZM90 119H91V118H90ZM90 119H89V122L91 123L92 120L90 121ZM98 119H99V118H98ZM100 119H99V120H100ZM145 119H146V118H145ZM207 119H208V118H207ZM214 119H210L209 122H210L211 124L215 125V126H218V124H220V123H218L219 121H217V119H216V121H217V122H216V121H214ZM219 119H220V118H219ZM241 119H242V118H241ZM1 120H2V119H1ZM1 120H0V121H1ZM6 120H5V121H6ZM30 120H31V119H30ZM43 120H44V119H43ZM48 120H49V119H48ZM86 120H85V121H86ZM99 120H98V121H99ZM107 120H108V119H107ZM127 120H128V119H127ZM139 120H140V118H139ZM152 120H153V118H152ZM152 120H151V122H150L151 124H152ZM158 120H159V118H158ZM158 120H157V123L161 121V120H160V121H158ZM176 120H177V119H176ZM182 120H183V119H182ZM187 120H188V118H187ZM194 120L196 121V120H198V119L195 118ZM200 120H201V118H200ZM14 121H15V120H14ZM34 121H35V119H34ZM34 121H33V122H34ZM36 121H37V120H36ZM45 121H46V120H45ZM66 121H67V120H66ZM111 121H112V120L110 119V122H111ZM115 121H116V120H115ZM131 121H132V120H131ZM133 121H134V119H133ZM135 121H136V120H135ZM6 122H8V121H6ZM6 122H3V123L1 122L0 124H4V123H6ZM15 122H16V121H15ZM18 122H19V121H18ZM18 122H17V124H19V125H20L19 127H21V125L24 124V122H26V121L23 122V120H22V122H19V123H18ZM47 122H48V124L45 123V122H44V123L49 127V121H47ZM77 122H78V120H77ZM83 122H84V121H83ZM83 122H82V123H83ZM112 122H113V121H112ZM112 122H111V127H110V128H112V126H113V125H112ZM123 122H125V121L123 120ZM154 122H156V120H154ZM154 122H153V123H154ZM177 122H178V121H177ZM179 122H181V121H179ZM190 122H191V121H190ZM198 122H199V120H198ZM203 122H204V118H203ZM9 123H10V122H9ZM20 123H21V124H20ZM30 123H31V122H30ZM37 123H38V121H37ZM70 123H71V122H69V124H70ZM79 123H80V122H79ZM90 123H89V124H90ZM94 123H95V121H94ZM94 123H93V124H94ZM108 123H109V122H108ZM108 123H107V124H108ZM118 123H120V120L118 121ZM118 123H117V121H116V123L114 122V124H118ZM128 123L130 124V121H129ZM132 123H133V122H131V125H132ZM137 123H140V122H137ZM137 123H136V122L134 123V125H135L134 128L136 127ZM184 123H185V122H184ZM191 123H192V122H191ZM200 123H201V121H200ZM12 124H13V123H12ZM14 124H15V123H14ZM14 124H13V125H14ZM33 124H34V123H33ZM33 124H32V125H33ZM35 124H36V123H35ZM35 124H34V125H35ZM38 124H39V123H38ZM69 124H68V125H69ZM72 124H73V123H72ZM86 124H87V125H86ZM89 124H88V120H87V122H84L83 125H84V126L86 125V126H85V128H86ZM91 124H92V123H91ZM107 124H106V127H107ZM122 124H123V123H122ZM124 124H125V123H124ZM124 124H123V126H124ZM143 124H144V123H143ZM151 124H150V125H151ZM155 124H156V123H155ZM155 124H153V125H155ZM173 124H174V120H173ZM180 124H181V123H180ZM198 124H199V123H198ZM4 125H5V124H4ZM24 125H25V124H24ZM32 125H31V126H32ZM40 125H41V123H40ZM40 125L38 126V125L36 124V126H37L36 128H39ZM42 125H43V124H42ZM70 125H71V124H70ZM83 125L80 127V129H82ZM104 125H105V124H104ZM131 125H130V126H131ZM148 125H149V123H148ZM148 125H147V127H148ZM182 125H183V124H182ZM182 125H181V126H182ZM184 125H185V124H184ZM202 125H203V124H202ZM9 126H10V125H9ZM28 126H29V125H28ZM47 126H46V127H47ZM91 126H92V125H91ZM109 126H110V124H109ZM123 126H122V130L125 129V128L123 129ZM125 126H126V125H125ZM143 126H144V125H143ZM143 126H142V129H143ZM151 126H152V125H151ZM151 126H150V127H151ZM161 126H162V125H161ZM170 126H171V125H170ZM181 126H178V125H177L176 127H177V128H178V127L180 128ZM197 126H198V125H197ZM200 126H201V125H200ZM10 127H11V126H10ZM13 127H14V126H13ZM16 127L18 128V126H16ZM22 127H24V126H22ZM46 127H45V128H46ZM48 127H47V128H48ZM54 127H55V126H54ZM65 127H67V126H65ZM96 127H97V126H96ZM104 127H105V126H104ZM106 127H105V128H106ZM115 127H119V128L121 129V126H120L119 124H118V126L116 125ZM126 127L128 128V126H126ZM131 127H132V126H131ZM131 127H130V128H131ZM147 127H145V128H147ZM150 127H148V128H149V130L151 131ZM162 127L164 128V125H163ZM162 127H161V128H162ZM165 127H166V126H165ZM168 127H169V126H168ZM173 127H175V126H173ZM212 127H213V126H212ZM223 127H222V128H223ZM8 128H9V127H8ZM42 128H44V127H42ZM55 128H57V127H55ZM60 128H61V127H60ZM85 128L82 129V130H83V131L86 130ZM87 128H88V127H87ZM90 128H91V127H90ZM130 128H128V129L130 130ZM132 128H133V127H132ZM134 128L131 129V130H132L131 132H133V133L135 132V131H133ZM138 128H140V127H138ZM138 128H137V129H138ZM145 128H144V130H145ZM157 128H159V127H157ZM163 128L161 129L162 132H161L160 128H159V129H156V128H155V131H156V130H159V131L162 133L161 135H163L165 132H169V131L164 130L165 128H164V129H163ZM169 128H170V127H169ZM169 128H168V130H169ZM186 128H187V127H186ZM193 128H194V127H193ZM206 128H207V127H206ZM218 128H219V127H218ZM11 129H12V128H11ZM13 129L15 130V128H13ZM18 129H19V128H18ZM39 129H40V128H39ZM49 129H50V128H49ZM49 129H47V130H49ZM51 129H52V128H51ZM88 129H89V128H88ZM100 129H101V128H100ZM174 129H176V128H174ZM180 129H181V131H182V128H180ZM200 129H202V128H200ZM211 129H212V128H211ZM0 130H1V129H0ZM20 130H21V129H20ZM23 130H25V129L23 128ZM27 130H28V128H27ZM27 130H26V131H27ZM54 130H55V129H54ZM57 130H58V129H57ZM102 130H104V129H102ZM125 130H126V129H125ZM163 130H164V131H163ZM171 130L173 131V128H172ZM185 130H186V129H185ZM194 130H195V129H194ZM202 130H203V129H202ZM213 130H216V129H213ZM31 131H32V129H31ZM42 131H43V130H42ZM42 131H40V132H42ZM50 131H51V130H50ZM63 131H64V130H63ZM83 131H81V132L84 133ZM115 131H116V129H115ZM155 131H154V132H155ZM174 131H175V130H174ZM181 131H180V132H181ZM191 131H192V130H191ZM211 131H212V130H211ZM216 131H218V129H217ZM7 132H8V129H7ZM7 132H6V130H5V132H3V134H5V133L8 134L9 132H8V133H7ZM14 132H17V131L15 130ZM21 132H22V130H21L19 133H17V135L20 134V135H18V136H21ZM38 132H39V131H38ZM38 132H33V133H34L33 135H36V136L38 137V135H41V133H38ZM48 132H49V131H48ZM68 132H69V131H68ZM89 132H90V129H89ZM112 132H113V131H112ZM112 132H111V133H112ZM129 132H130V131H129ZM145 132H146V131H145ZM147 132H148V131H147ZM151 132H153V131H151ZM163 132H164V133H163ZM176 132H177V131H176ZM188 132H189V131H188ZM197 132H198V130H197ZM202 132H204V130H203ZM10 133H11V132H10ZM35 133H36V134H35ZM42 133H43V132H42ZM51 133H52V132H51ZM86 133L88 134V130H86ZM86 133H85V135H86ZM90 133H91V132H90ZM111 133H110V135H111ZM115 133H116V132H115ZM157 133H159V132L157 131V132H156V135H157ZM170 133H171V132H169V134H170ZM174 133H175V132H174ZM174 133H173V135H174ZM177 133H178V132H177ZM205 133H206V132H205ZM212 133H213V131H212ZM217 133H218V132H217ZM29 134H31V133H29ZM45 134H46V133H45ZM53 134H54V133H53ZM53 134H51V135L54 136ZM56 134H57V133H55V135H56ZM60 134H61V133H60ZM72 134H74V132H73ZM113 134H114V133H112V135H113ZM124 134H125V133H122V135L125 137ZM136 134H137V133H136ZM136 134H135V136H136ZM138 134H139V133H138ZM140 134H141V133H140ZM148 134H149V133H148ZM148 134H146V136H147ZM166 134H167V133H166ZM178 134H180V135L182 136L181 133H178ZM178 134H177V135H178ZM213 134H215V133H213ZM238 134H242V135L244 136V142H243V143H239V139H240L241 137L238 138V136H239ZM10 135H11V134H9V136H10ZM43 135H44V134H43ZM63 135H64V134H63ZM63 135H62L63 140H64V137H65V140H66V138L69 137V136L66 137L65 135H64V136H63ZM79 135H81V134H79ZM85 135H84V136H85ZM89 135H91V134H89ZM104 135H106V133H105ZM117 135H118V134H117ZM127 135H128V137H129V136L131 137V135H134V134H129V133L127 134V133H126V136H127ZM144 135H145V134H144ZM153 135H154V134H153ZM158 135H159V134H158ZM167 135H168V134H167ZM184 135H185V134H184ZM191 135H192V134H191ZM191 135H189V137H191ZM222 135H223V134H222ZM3 136H5V135H3ZM12 136H13V139H14V135H13V134H12ZM18 136H16V137H18ZM23 136H24V137H23ZM25 136H27V133H26V135H25V133H24V135H23V133H22V137H23V138H27V137H25ZM36 136H35V137H36ZM58 136H59V135H58ZM58 136H57V137H58ZM72 136H73V135H72ZM76 136H77V134H76ZM87 136H88V135H87ZM107 136H108V135H106V137H107ZM113 136H114V135H113ZM115 136H116V135H115ZM120 136H121V135H120ZM123 136H121V138H123L122 140H124V137H123ZM146 136H145V137H146ZM164 136H166V135L164 134ZM168 136H169V137H168ZM168 136H166V137H168L169 139H167L166 137H165L164 139H167L166 141H168V140L171 141L173 136L171 137V139H170V135H168ZM185 136H186V135H185ZM185 136L182 137V138L185 139ZM201 136H202V135H201ZM201 136H200V137H201ZM203 136H204V135H203ZM213 136H214V135H213ZM55 137H56V136H55ZM55 137H54V138H55ZM59 137H61V136H59ZM59 137H58V138H59ZM62 137L60 138V140H56L57 138H55V140H56L57 142H59V141L61 142ZM90 137H91V136H90ZM117 137H118V136H117ZM138 137H141V136H138ZM155 137H156V136H155ZM160 137L163 139L162 136H160ZM187 137H188V136H187ZM189 137H188V139H189ZM217 137L219 138V136H217ZM2 138L4 139V137H0V141H2ZM32 138L35 139L34 137H30V138H27V139H28V141L30 142L29 139H32ZM42 138H43V139H41V140H44V141H45V138H46V137H42ZM52 138H53V137H52ZM70 138H72V137H70ZM76 138H77V137H76ZM80 138H81V137L79 136V139H80ZM104 138H105V136H104L102 139H104ZM111 138H112V137H111ZM119 138H120V137H119ZM142 138H143V137H142ZM153 138H154V137H153ZM174 138H175V136H174ZM10 139H11V137H10ZM10 139H9V140H10ZM13 139H12V140H13ZM16 139H17V138H16ZM18 139H19V138H18ZM36 139H37V138H36ZM68 139H69V138H68ZM68 139H67V140H68ZM79 139L77 138L76 140H79ZM82 139H84L83 136H82ZM85 139H86V138H85ZM102 139H100V142L97 141L96 143H97V144L99 143V145H100L101 143H104L105 141L102 140ZM112 139H115V137L112 138ZM125 139H126V141H127V139H129V138H125ZM130 139H132V138H130ZM136 139H138V138H136ZM139 139H140V138H139ZM147 139H148V138H147ZM151 139H152V137H151ZM159 139H160V138H159ZM164 139H163V140H164ZM223 139H224V138H223ZM7 140H8V138H7ZM21 140H22V139H21ZM25 140H26V139H25ZM63 140H62V143H64ZM72 140H73V139H72ZM72 140H71V141H72ZM88 140H89V139L87 138L86 141H88ZM101 140H102L103 142H101ZM105 140L107 141V143H108V141H110V140H108V139H105ZM115 140H116V142L113 140L114 143H119V142L121 143V141H117L118 139H115ZM119 140H120V139H119ZM143 140H144V139H143ZM143 140H142V141H143ZM181 140H182V139H181ZM193 140H194V139H193ZM193 140H192V141H193ZM199 140H200V139H199ZM199 140H198V141H199ZM224 140H225V139H224ZM26 141H27V140H26ZM32 141H33V140H32ZM68 141H69V140H68ZM86 141H85V142H86ZM113 141L109 142V143H112V146H114V145H113V144H114ZM126 141H124V142H122V143L124 144V143H126ZM142 141H141V143H142ZM145 141H146V140H145ZM152 141H153V140H152ZM157 141H158V139H157ZM159 141L162 142L161 139H160ZM170 141H168V143H171ZM186 141H187V142H188V141L190 142V140H186ZM14 142H16L15 139H14ZM33 142H34V141H33ZM33 142H30V143L28 144L29 146H28V145H26V146L31 147L32 144H33ZM46 142H47V140H46ZM69 142H70V141H69ZM78 142H81V140L78 141ZM128 142H129V141H128ZM136 142H138V141H135L134 143H136ZM143 142H144V141H143ZM181 142H184V141H181ZM189 142H188V143H189ZM194 142H195V140H194ZM263 142H264V141H263ZM5 143H6V144L8 143V145H9L10 141H9V142H6V141H5ZM31 143H32V144H31ZM55 143H56V142H55ZM120 143H119V144H120ZM141 143H140V144H141ZM144 143H145V142H144ZM164 143H165V142H164ZM164 143H163V144H164ZM179 143H180V142H179ZM179 143H178V144H179ZM185 143H186V142H185ZM185 143H183V145H181V147L184 146V148H186L185 146H187V144H185ZM6 144H5V145H6ZM11 144H12V142H11ZM17 144H18V142L16 143V145H17ZM26 144H27V142H26ZM40 144H41V143H40ZM44 144H45V142H44ZM57 144H58V143H57ZM64 144H67V143H64ZM83 144L86 145V143H83ZM83 144L80 143V144H79V148H80V145L83 147ZM90 144H91V143H90ZM92 144H93V143H92ZM92 144H91V145H92ZM97 144H95V146H96V148H97V146H98V149H99L100 147H99V145H97ZM145 144H146V143H145ZM151 144H152V143H151ZM159 144H160V142L157 144L158 146L155 147L156 149L159 148ZM180 144H181V143H180ZM180 144H179V145H180ZM184 144H185V145H184ZM196 144H197V143H196ZM203 144H204V143H203ZM206 144H208V143L206 142ZM209 144H210V143H209ZM209 144H208V146L211 145V144H210V145H209ZM219 144H220V143H219ZM221 144H222V147H223V143H221ZM226 144H227V143H226ZM226 144H225V145H226ZM0 145H2L1 142H0ZM34 145H35V143L33 144V146H34ZM42 145H43V144H42ZM46 145H48V144H46ZM85 145H84L83 148L87 147L89 144H87V146H85ZM93 145H94V144H93ZM104 145H105V143H104ZM104 145H103V146H104ZM121 145H122V144H121ZM125 145H126V144H125ZM125 145H124V146H125ZM130 145H131V144H130ZM147 145H148V144H147ZM147 145H146V146H147ZM179 145H178V147H177V145H176L175 147L180 148ZM190 145H191V144H189V146H188L189 149H190V147H192V146H190ZM18 146H19V144H18ZM18 146H16V147H18ZM23 146H24V145H23ZM33 146L31 147V149L33 148ZM58 146H60V144H58ZM75 146H78V145L75 144ZM107 146H108V145H107ZM107 146H106V147H107ZM118 146H119V145H118ZM127 146L129 147V145H127ZM133 146H134V145H133ZM135 146H136V145H135ZM146 146L143 145V147H142V149H143L142 152H143V153H144L145 151H147V150H145V148H144V147H146ZM151 146H152V145H151ZM154 146H155V145H154V143H153L152 148H154ZM200 146H201V144H200ZM208 146H207V147H208ZM7 147H8V146H7ZM55 147H56V146H55ZM60 147L63 148V145L60 146ZM71 147H74V146H71ZM106 147H101V148H103V149L106 151V149H107ZM136 147H137V146H136ZM149 147H150V146H147L148 151L152 149L151 147H150V148H149ZM160 147H162V146H160ZM163 147H164V146H163ZM210 147H211V146H210ZM0 148L2 149V146H1ZM3 148H5V147H3ZM58 148H59V147H58ZM79 148H78V149H79ZM87 148H90V147H87ZM92 148H93V149H96V148H94L93 146H92ZM101 148H100V149H101ZM105 148H106V149H105ZM109 148H110V146H109ZM109 148L107 149V151H109V153L114 151V150L112 151V148H113V147L110 148L111 151H110ZM119 148H120V147H119ZM125 148H127V147L125 146ZM125 148H123V149H125ZM130 148H131V147H130ZM132 148H134V147H132ZM155 148H154V151L152 150L153 153H155V150H156ZM173 148H174V147H173ZM177 148H175L176 152H177V150H178ZM199 148H200V147H199ZM217 148H219V147H217ZM5 149H6V148H5ZM20 149H21V148H20ZM25 149H26V148H25ZM33 149H34V148H33ZM33 149H32V150H33ZM49 149H50V148H49ZM59 149H60V148H59ZM65 149L67 150V148H65ZM69 149H71L70 146H69ZM75 149H77V147L74 148V149H72V150H74V151L76 152ZM120 149H121V148H120ZM135 149H138V148H135ZM135 149H134V150H135ZM140 149H141V147H140ZM189 149H188V150H189ZM205 149H206V148H205ZM219 149H220V148H219ZM221 149H222V148H221ZM224 149H225V146H224ZM224 149H223V150H224ZM18 150H19V148H18ZM43 150H45V149H43ZM43 150H42V152H43ZM60 150H61V149H60ZM60 150H59V153H60ZM72 150H70V151H72ZM81 150H82V149H81ZM83 150H84V149H83ZM83 150H82V151H83ZM85 150H86V149H85ZM91 150H92V149H91ZM116 150H118V149L116 148ZM116 150H115V151H116ZM132 150H133V149H132ZM134 150H133V151H134ZM144 150H145V151H144ZM158 150H159V149H158ZM173 150H174V149H173ZM173 150H172V151H173ZM206 150H207V149H206ZM209 150H211V148H209ZM3 151H4V150H3ZM47 151H48V150H47ZM63 151H65V150L63 149ZM67 151H69V150H67ZM67 151H65V155H66V152H67ZM82 151H81V152H82ZM87 151H89V150H87ZM87 151H86V153H87ZM93 151H94V150H93ZM102 151H103V150H102ZM133 151H131V152H133ZM148 151H147V152H148ZM164 151H165V149H164ZM164 151H163V152H164ZM179 151H180V150H179ZM179 151H178V153H179ZM183 151H184V150H183ZM186 151H187V149H186L184 152H186ZM192 151H193V150H192ZM219 151H220V150H218V154H219V155H222L223 153H221V152H224V151H220V153H219ZM29 152H30V150H29ZM32 152H33V151H32ZM39 152H40V151H38L37 153L39 154ZM42 152H41V153H42ZM52 152H53V151H52ZM72 152H73V151H72ZM77 152H78V151H77ZM77 152H76V153H77ZM79 152H80V151H79ZM120 152H121V151H120ZM122 152H123V150H122ZM135 152H136V151H135ZM156 152H157V151H156ZM168 152H170V151H168ZM251 152H255V154L257 155V157H258V159H259V161H260V164H261V170H260V172L257 173L256 176H255L256 179H257L255 183H252V182L250 183V182H249V180H250V178H251V175H252V172H253V167H254V166H252V163H251V161H250L251 158L249 159V157H248V155H249ZM17 153H18V152H17ZM22 153H23V151H22ZM35 153H36V152H35ZM37 153H36V156H37ZM43 153H44V152H43ZM47 153H48V152H47ZM62 153H63V152H62ZM68 153H69V152H68ZM133 153H134V152H133ZM136 153H138V150H137ZM140 153H141V152H140ZM153 153H152V154H153ZM173 153H174V152H173ZM193 153H194V152H193ZM193 153L190 152V154H193ZM208 153H209V151H208ZM208 153H207V154H208ZM210 153H211V152H210ZM210 153H209V154H210ZM8 154H9V153H8ZM13 154H14V153H13ZM28 154H29V153H28ZM28 154H27V155H28ZM48 154H49V153H48ZM73 154H75V153H73ZM95 154H96V153H95ZM107 154H108V153H107ZM113 154H114V153H113ZM152 154H151V152H150L149 156L152 155ZM164 154H166V153H164ZM167 154H168V153H167ZM171 154H172V153H171ZM182 154H183V153L181 152V153H179L177 156L182 155ZM22 155H23V154H22ZM31 155H32V154H31ZM63 155H64V154H63ZM63 155L61 154V157H62ZM65 155H64V156H65ZM76 155H77V154H76ZM79 155H80V154H79ZM79 155H78V156H79ZM88 155H89V157H90V156H93V154H92V155L88 154ZM104 155H105V153H104ZM125 155H126V154H125ZM128 155H129V154H128ZM131 155H132V154H131ZM138 155H140V154L138 153ZM138 155H137V156H138ZM160 155H161V154H160ZM193 155H194V154H193ZM197 155H198V154H197ZM201 155H203V154H201ZM205 155H206V153H205ZM219 155H218V157L220 158ZM8 156H9V155H8ZM34 156H35V155H34ZM39 156H41V155L39 154ZM46 156H47V155H46ZM51 156H52V155H51ZM53 156L56 157L57 155L55 154V155H53ZM53 156H52V157H53ZM58 156H59V154H58ZM69 156H70V155H69ZM69 156L67 155L66 157H69ZM71 156H72V155H71ZM71 156H70V157H71ZM73 156H74V155H73ZM101 156H102V153H101ZM106 156H107V155H106ZM119 156H120V155H119ZM141 156H142V155H141ZM141 156H140V159L142 158ZM143 156H146V155H143ZM161 156H162V155H161ZM171 156H172V155H171ZM185 156H186V155H185ZM190 156H191V155H190ZM190 156H189V157H190ZM203 156H204V155H203ZM203 156H202V157H203ZM209 156H210V155H209ZM213 156H214V155H212V157H213ZM5 157H6V156H5ZM27 157H28V156H27ZM37 157H38V156H37ZM42 157H44V156H42ZM52 157H51V158H52ZM81 157H82V156H81ZM83 157H84V156H83ZM102 157H103V156H102ZM112 157H113V156H112ZM127 157H128V156H127ZM127 157H126V163H125V160H124V163L121 162V165L123 164V165L125 166V164H128V163H129V162L127 163V159H128ZM132 157L134 158L133 155H132ZM132 157H131V159H130V162H132V161H131V160H132ZM147 157H148V155H147ZM167 157L169 158L170 155L167 156ZM186 157H187V156H186ZM189 157H187V159H189ZM204 157H205V156H204ZM204 157H203V158H204ZM212 157H211V158H212ZM215 157H216V156H215ZM218 157H217V158H218ZM15 158H16V157H15ZM45 158H46V157H45ZM56 158H57V157H56ZM62 158H63V157H62ZM71 158H72V157H71ZM78 158H79V157H78ZM78 158H77V159H78ZM91 158H92V157H91ZM93 158H95V156H94ZM93 158H92V159H93ZM135 158H137V157H135ZM143 158H145V157H143ZM149 158H150V157H149ZM160 158H161V157H160ZM162 158H163V157H162ZM173 158H175V154H174V157H173ZM176 158H177V159H175V161H177L179 157H176ZM190 158H194V156H193V157L191 156ZM199 158H201V157H199ZM4 159H6V158H4ZM7 159H8V158H7ZM11 159H12V158H11ZM32 159H33V158H32ZM41 159H42V158H41ZM46 159H47V158H46ZM49 159H50V158H49ZM54 159H55V158H54ZM59 159H60V158H59ZM64 159H66V158H64ZM79 159H80V158H79ZM101 159H102V158H101ZM107 159H109V158H105L104 163H107V161H106ZM138 159H139V158H137L136 160H137L138 163H139V160H140V159H139V160H138ZM146 159H147V158H146ZM150 159H151V158H150ZM152 159H153V158H152ZM165 159H166V158L163 159L164 162L161 161V163H162L161 166H162V167L158 165V166L160 167L161 170L163 169V166H164V165L166 166V164H168V165L170 164V163L168 162V161H171L170 158H169V159H166L167 161H165ZM171 159H172V157H171ZM181 159H182V158H181ZM205 159H207V158H205ZM214 159H215V158H214ZM222 159H223V158H222ZM225 159H226V158H225ZM17 160H18V159H17ZM28 160H29V159H28ZM44 160H45V159H44ZM52 160H53V158L51 159V161H52ZM67 160H68V159H67ZM83 160H84V158H83ZM119 160H120V159H118V161H119ZM133 160H134V159H133ZM136 160H135V161H136ZM144 160H145V159H144ZM172 160H173V159H172ZM184 160H185V159H184ZM184 160L182 159V161H184ZM201 160L204 161L202 158H201ZM34 161H35V160H34ZM45 161H46V160H45ZM49 161H50V160H49ZM55 161H56V160H55ZM55 161H54V162H55ZM58 161H59V160H58ZM61 161H62V160L60 159L59 163H60ZM64 161H65V160H64ZM70 161H71V159L68 160V163H69L68 165H69V166L67 165V167H70V166H71V168H72V164L70 165ZM81 161H82V160H81ZM93 161H94V160H93ZM102 161H103V160H102ZM108 161H109V160H108ZM115 161H117V160H115ZM137 161H136V162H137ZM141 161H142V159L140 160V162H141ZM173 161H174V160H173ZM189 161H192V159H191V160L189 159ZM202 161H201V162H202ZM28 162H29V161H28ZM28 162H23V163H28ZM54 162H53V164H54ZM71 162H73V159H72ZM79 162H80V160H78V163H79ZM85 162H86V161H85ZM112 162H113V161H112ZM119 162H120V161H119ZM143 162H144V161H143ZM147 162H148V161H147ZM153 162H154V161H153ZM158 162H159V161H156L155 163H158ZM167 162H168V163H167ZM198 162H200V161H198ZM198 162H197V164H198ZM201 162H200V164H201V166H203ZM206 162H207V161H206ZM23 163H21V165L24 166ZM34 163H37V162H34ZM34 163H33V164H34ZM43 163H45V162H44V161H43L42 163L40 162V163H39L40 166H41ZM59 163H57L56 165H59ZM61 163H62V162H61ZM80 163H81V162H80ZM80 163H79V164H80ZM82 163H83V161H82ZM93 163H94V162H93ZM117 163H118V162H117ZM117 163H116V164H117ZM134 163H135V162H134ZM148 163H149V162H148ZM151 163H152V162H151ZM155 163H154V164H155ZM159 163H160V162H159ZM171 163H173V162H171ZM179 163H180V162H179ZM222 163H223V162H222ZM222 163H221V164H222ZM255 163H256V162H255ZM3 164H4V163H2V165H3ZM13 164H15V162H14ZM31 164H32V163H31ZM33 164H32V165H33ZM45 164H46V163H45ZM45 164H43L41 167L43 168ZM51 164H52V162L50 163V165H51ZM63 164H65V163H63ZM73 164H74V163H73ZM76 164H77V163H76ZM76 164H74L75 167H76ZM90 164H91V163H90ZM96 164H97L98 166H99V165H102V164H98V163H96ZM96 164H95V165H96ZM132 164H133V163H132ZM145 164H146V163H145ZM163 164H164V165H163ZM180 164H182V163H180ZM185 164H188V162H186V163L184 162V164H182V167H183V165H185ZM189 164H192V163L190 162ZM256 164H257V163H256ZM29 165H30V163H29ZM35 165H36V164H35ZM65 165H66V164H65ZM65 165H63V166H65ZM74 165H73V166H74ZM92 165H93V164H92ZM108 165H109V163H108ZM119 165H120V164H119ZM121 165H120L119 167H121ZM128 165H129V164H128ZM130 165H131V164H130ZM135 165H136V163H135ZM149 165H150V164H149ZM149 165H148L147 168H149ZM155 165L157 166V164H155ZM155 165H154V166L150 165V166L153 168L151 174H152V173H155L154 171H155L157 168H159V167L156 168ZM168 165H167V167H168ZM171 165H172V164H170V167H168V168H173V166H171ZM207 165H209L208 162H207ZM25 166H26V164H25ZM27 166H28V165H27ZM33 166H34V165H33ZM33 166H32V167H33ZM40 166H38V167H39L38 169H40ZM54 166H55V165H54ZM78 166H79V165H78ZM78 166H77V168H78ZM83 166H84V164H83ZM86 166H88V164H86ZM86 166H85L84 169H86ZM111 166H112V165H111ZM114 166H115V165H114ZM114 166H113V167H114ZM132 166H133V165H132ZM139 166H140V165H139ZM165 166H164V167H165ZM193 166H194V165H193ZM193 166H192V167H193ZM197 166H198V165H197ZM219 166H220V165H219ZM221 166H223V165H221ZM256 166H257V165H256ZM28 167H29V168H32V167H30V166H28ZM51 167H53V166H51ZM57 167H58V166H57ZM57 167L55 166L56 170H58ZM80 167H82V166H80ZM80 167H79V168H80ZM108 167H110V165H109ZM108 167H107V168H108ZM140 167H141V166H140ZM154 167H155V168H154ZM167 167H165V170L163 169L164 173H165ZM205 167H206V165L204 166V168H205ZM208 167H210V166H208ZM208 167H207V168H208ZM4 168H5V167H4ZM14 168H16V167H14ZM14 168L12 167V171H14V170H13ZM18 168H19V167H18ZM21 168H22V167H20V169H21ZM23 168H24V167H23ZM33 168H34V167H33ZM42 168H41V170H43ZM63 168L66 169L65 167H63ZM87 168H88V167H87ZM93 168L95 169V168H97V166H96V167L94 166ZM107 168H106V169H107ZM131 168H135V166H133V167H131ZM176 168H178V167H176ZM193 168H194V167H193ZM193 168H192V169H193ZM257 168H258V167H257ZM20 169H15V171H18V170H19V171H22V170H23V169H22V170H20ZM34 169H35V168H34ZM34 169H32V170L34 171ZM67 169H68V168H67ZM75 169H76V168H75ZM89 169H90V168H88V170H89ZM113 169H114V168H113ZM125 169H126V168H125ZM137 169H138V168H137ZM178 169H180V167H179ZM185 169H188V168L185 167ZM185 169H184V170H185ZM216 169H217V170H216ZM0 170H1V169H0ZM41 170H40V171H41ZM47 170H48V168H47ZM56 170H55V172H56ZM71 170H72V169H71ZM71 170H70V168H69V171L73 173V171H71ZM79 170H81V169H79ZM82 170H83V168H82ZM95 170H96V169H95ZM95 170H94V171H95ZM102 170H103V169H102ZM110 170H111V169H110ZM110 170H109V172H110ZM118 170H119V169H118ZM118 170H117V171H118ZM138 170H139V169H138ZM144 170H145V169H144ZM147 170H149V169H146V171H147ZM171 170H172V169H171ZM180 170H181V169H180ZM180 170H179V172H180ZM184 170H183V171H184ZM204 170H206V169H204ZM204 170H203V171H204ZM212 170H211V171H212ZM12 171H11V172H12ZM19 171H18V172H19ZM24 171L27 172V170H24ZM28 171H29V169H28ZM48 171H49V172L51 171V172H50V175H51V174H52V168H51V169L49 168ZM59 171H60V170H59ZM59 171H58V174H59ZM65 171H66V170H65ZM69 171L66 172V173L68 174ZM74 171H75V170H74ZM86 171H87V170H86ZM92 171H93V170H92ZM119 171H120V170H119ZM128 171L130 172V170H128ZM128 171H127V172H128ZM163 171H162L161 174H160V173H159V170H158V173H155V174H156V175H157V174H160V175H161V178H160V176H159V178H160V180H161L162 177H163L162 180H163V182H164V181H165L164 179L170 174L169 172H171V171L169 170V172H168L169 174H168V175H167V171H166V176H164L165 174L163 173ZM172 171H173V170H172ZM183 171H181V172L183 173ZM206 171H207V170H206ZM213 171H212V172H213ZM8 172H9V171H8ZM25 172H24V174H25ZM30 172H31V170H30ZM79 172H80V171H79ZM82 172H83V171H82ZM88 172H89V171H87V173H85L86 176H87ZM103 172H104V171H103ZM103 172H102V173H103ZM105 172H106V171H105ZM113 172L116 173L115 170H114ZM123 172H124V175L121 174L122 177L125 176V174H127V173H125V171H124L123 168H122V173H123ZM156 172H157V170H156ZM181 172H180V173H181ZM197 172H198V171H197ZM200 172H202V171H200ZM200 172H199V174H200ZM208 172H209V171H208ZM45 173H47V171L44 170V174H45ZM72 173H71V174H72ZM74 173L77 174L76 172H74ZM74 173H73V174H74ZM83 173H84V172H83ZM102 173H101V176H102ZM130 173H132V172H130ZM138 173H139V172H138ZM145 173H146V172H145ZM162 173H163L164 175H163ZM210 173H211V172H210ZM11 174H12V173H11ZM19 174H20V173H19ZM24 174H23V175H24ZM38 174H39V172H38ZM44 174H43V176H44ZM47 174H48V173H47ZM58 174H57V175H58ZM67 174H66V176H67ZM85 174H84V175H85ZM93 174H94V173H93ZM107 174H108V173H107ZM107 174L105 173V174H103V175H106V176H107ZM118 174H119V173H118ZM143 174H144V173H143ZM149 174H150V172H149ZM171 174H172V173H171ZM171 174L169 175L170 177L173 175V174H172V175H171ZM187 174H188V173H187ZM195 174H197V173H195ZM199 174H198V175H199ZM201 174H202V173H201ZM211 174H212V173H211ZM211 174H210V175H211ZM9 175H10V174H9ZM14 175H15V173H14ZM25 175H26V174H25ZM28 175H29V174H28ZM34 175H37V174H34ZM34 175H33V177H35ZM54 175H56V173H55ZM57 175H56V176H57ZM79 175H80V173H79ZM84 175L82 174L81 176H77V177H75V179H77L78 177H83V178L86 177V176H84ZM88 175H89L88 177H90L91 174L89 173ZM99 175H100V174H99ZM156 175H155V176H156ZM162 175H163V176H162ZM180 175H181V174H180ZM198 175H197V178L199 177ZM204 175H205V174H204ZM204 175H202L201 177H199V179H202V177H203ZM207 175H208V174H207ZM254 175H255V174H254ZM10 176H11V175H10ZM17 176H18V174H17ZM46 176H47V175H46ZM51 176H53V175H51ZM58 176H60V174H59ZM74 176H75V175H74ZM106 176H105V177H106ZM108 176L110 177V175H108ZM112 176H113V175H111V177H112ZM127 176H129L128 178H130V174H127ZM127 176H126V178H127ZM133 176H134V175H133ZM141 176H142V173H141ZM144 176L146 177V175H144ZM149 176H150V175H149ZM151 176H153V175H151ZM151 176H150V177H147L146 180L149 179V178L151 179ZM157 176H158V175H157ZM157 176H156V177H157ZM173 176H176V175H173ZM184 176H186V175H184ZM187 176L189 177L190 175L188 174ZM194 176H196V175H193V177H194ZM22 177H23V176H22ZM25 177H26V176H25ZM68 177H69V175H68ZM91 177H92V176H91ZM102 177H103L102 180H101V179H100V180L103 181V182L105 181L104 183H106V179L109 178V177H106V178H104V176H102ZM113 177H114V176H113ZM117 177H119V176L117 175ZM137 177H138V176H137ZM156 177H154V178H156ZM191 177H192V176H191ZM255 177H253V178H255ZM43 178H44V177H43ZM49 178H50V176H49ZM52 178H53V177H52ZM59 178H61V177H59ZM70 178H71V177H69V179H70ZM86 178H87V177H86ZM100 178H101V177H100ZM135 178H136V177H135ZM152 178H153V177H152ZM154 178H153V181L156 180V179H158V177H157L156 179H154ZM171 178H172V177H171ZM186 178H187V177H186ZM208 178H209V176H208ZM253 178H252V179H253ZM0 179H2V178H0ZM34 179H35V178H34ZM96 179H98V176H97V175H96V177H95V180H93V183H92V184H94V186H93L94 188H95V184L98 183V182L95 183L94 181H99V180H96ZM111 179H113V178H111ZM116 179H117V181H118V178L115 177V179H114L115 182H116ZM123 179H124V178H123ZM123 179H120V180L124 181ZM168 179H169V177H168ZM193 179H194V178H193ZM199 179H197V180H199ZM206 179H207V180H206ZM30 180H31V179H30ZM30 180H29V183H30ZM47 180H48V179H47ZM66 180H67V179L65 178V181H66ZM78 180H79V179H78ZM78 180H77V181L75 180V181L78 182ZM87 180L89 181V179H87ZM90 180H91V179H90ZM120 180H119V181H120ZM131 180H132V179H131ZM139 180H140V179H139ZM143 180H144V178H143ZM160 180H159V181H160ZM169 180L171 181V179H169ZM169 180H168V185H169V184L171 185V183H169V182H170ZM172 180H173V178H172ZM174 180H175V179H174ZM174 180H173V181H174ZM188 180H189V179H188ZM188 180H186V181H188ZM194 180H196V179H194ZM194 180H193V182H194ZM197 180H196V183H197ZM254 180H255V179H254ZM2 181H3V180H2ZM32 181H33V180H31V183H32ZM34 181H36V180H34ZM34 181H33V182H34ZM44 181H45V179H44ZM44 181H42V182H44ZM63 181H64V180H63ZM70 181H71V180H70ZM126 181H127V179H126ZM159 181H157V185H156V186H158V185L160 186V185H161V186H162L161 189L164 188L163 186L166 185L165 183H167V180H166V182H164V183H161L162 181H160V184H158ZM173 181H172V183H173ZM183 181H185V180H183ZM186 181H185V182H182V183L185 184ZM25 182H26V181H25ZM37 182H38V180H37ZM42 182L39 181L38 183H42ZM72 182H73V181H72ZM124 182H125V181H124ZM127 182H128V181H127ZM129 182H130V181H129ZM129 182H128V185L130 184ZM137 182H139V181H137ZM137 182H136V183H137ZM141 182H143V181H141ZM151 182H152V179H151ZM189 182H190V181H189ZM8 183H9V182H8ZM64 183H66V182H64ZM67 183H68V181H67ZM67 183H66V184H67ZM88 183H89V182H88ZM99 183H100V182H99ZM104 183H103V185H104ZM113 183H114V182H113ZM125 183H126V182H125ZM149 183H150V182H149ZM149 183H148V184H149ZM180 183H181V181H180ZM180 183H179V185H180ZM194 183H195V182H194ZM196 183H195V184H196ZM2 184L5 185V183H3V182H2ZM25 184H26V183H25ZM35 184H37V183H36V182L33 183V185L35 186V189H36V185H35ZM42 184H43V183H42ZM42 184H41V185H42ZM51 184H52V182H51ZM66 184H65V185H66ZM83 184H85V183H83ZM83 184H82V185H83ZM90 184H91V183H89V185H90ZM119 184H120V183H119ZM119 184H118V186L122 185V184H120V185H119ZM126 184H127V183H126ZM131 184H132V183H131ZM138 184L140 185V183H138ZM145 184H146V183H145ZM163 184H165V185H163ZM176 184H177V183H176ZM184 184H183V185H184ZM186 184L188 185V183H186ZM186 184H185V185H186ZM198 184L201 185V184H202V181H201V182H198ZM205 184H206V185H205ZM209 184H208V185H209ZM29 185H31V184H29ZM46 185H47V184H46ZM46 185H44V186H46ZM71 185H73V184L71 183ZM89 185H88V186H89ZM110 185H111V184H110ZM116 185H117V184H116ZM128 185H127V186H128ZM168 185H166V186H168ZM183 185H181L180 187H182ZM187 185H186V187H187ZM189 185H190V184H189ZM189 185H188V186H189ZM192 185H193L192 189H193V188H194V189L196 188V190H197V187H194V184H192ZM196 185H197V184H196ZM19 186H20V185H19ZM34 186H33V187H34ZM37 186H39V185L37 184ZM67 186H69V185H67ZM83 186H84V185H83ZM86 186H87V185H86ZM97 186H98V188H99L101 185H100V186L97 185ZM97 186H96V187H97ZM129 186H130V185H129ZM129 186H128V187H129ZM133 186H135V184L132 185V187H133ZM136 186H137V185H136ZM141 186H142V185H141ZM141 186H139L140 189H141ZM147 186H149V185H147ZM147 186H146V188H147ZM202 186H201V187H202ZM1 187H2V186H1ZM21 187H22V184H21ZM39 187L42 189L43 186H42V187L39 186ZM48 187H49V185H48ZM48 187H47L46 189H48ZM89 187H90V186H89ZM89 187H88V188H89ZM116 187H117V186H116ZM116 187H115V188H116ZM186 187L184 186V188H186ZM201 187H199V188L201 189ZM211 187H210V188H211ZM2 188H3V187H2ZM26 188H27V187H26ZM64 188H66V187H64ZM64 188H63V189H64ZM69 188L73 189V190H72L73 192H74V191H76V192L78 191V190H74V189H75L74 187H69ZM81 188H83V187H81ZM90 188H91V187H90ZM103 188H104V186H103ZM111 188H113L112 185H111ZM118 188H120V187H118ZM118 188H117V190H118ZM146 188H144V189H146ZM187 188L190 189V188H191V185H190V188H189V187H187ZM187 188H186V189H187ZM203 188L205 189V187H203ZM203 188H202V189H203ZM212 188H211V189H212ZM16 189H18V188H16ZM27 189H28V188H27ZM27 189H25V190H26L25 192L28 193L29 191H28ZM29 189H30V188H29ZM33 189H34V188H33ZM43 189H44V187H43ZM43 189H42V191H43ZM60 189L62 190V186H61V188L58 189V192H57L56 194L59 193ZM96 189H97V188H96ZM123 189H124V188H123ZM128 189H129V188H128ZM128 189H127V190H128ZM131 189H133V188H131ZM135 189H136V188H135ZM138 189H139V188H138ZM144 189H143L142 193L144 192ZM147 189H151V188H147ZM152 189H154V188H152ZM158 189H159V187L157 188V190H158ZM168 189H169V186H168ZM174 189H176V188H174ZM180 189L183 190V187L180 188ZM186 189H184V190H186ZM188 189H187V192H186V191H181V193H183V192L185 193V192H186V194H185L186 197H187V193H189V190H188ZM192 189H191V191H192ZM200 189L198 190L200 193H198V192L196 193V192H195V193H196V198H193V197H192V198L194 199V201H195V200H198L199 197L201 198V195L203 194V192H201ZM239 189H240V190H239ZM19 190H20V187H19ZM39 190H40V189H39ZM52 190H54V189L52 188ZM83 190H85V189H83ZM87 190H88V189H87ZM87 190H86V192H87ZM93 190H94V189H93ZM99 190H100V189H99ZM127 190H125V192H126ZM166 190H167V188H166ZM170 190L172 191V188H171ZM1 191H2V190H1ZM14 191H15V190H14ZM46 191H47V194L44 193V195H45V196H46V195H50V194H49L50 191H49V190H46ZM48 191H49V193H48ZM67 191H68V189H67ZM70 191H71V190H70ZM103 191H104V190H103ZM110 191H112V190H110ZM110 191H109V193H111ZM113 191L116 192L115 189H114ZM139 191H141V190H139ZM139 191H138V192L135 191V192L140 194ZM153 191H154V194H155V192H156L155 189H154ZM162 191H165V190L163 189ZM176 191H177V190H175V192H176ZM191 191H190V192H191ZM194 191H195V190H194ZM62 192H63V193H62ZM64 192H65V191H61L62 194H65ZM76 192H75V193H76ZM81 192H82V191H81ZM88 192H89V191H88ZM92 192L95 193V191H92ZM92 192H91V193H92ZM97 192H98V191H97ZM99 192H100V191H99ZM127 192H129V190H128ZM133 192H134V191H133ZM133 192H132V193H133ZM135 192H134V193H135ZM157 192H158V191H157ZM165 192H167V191H165ZM173 192H174V191H173ZM17 193H20V192L18 191ZM17 193H16V194H17ZM23 193H24V192H23ZM38 193H40V192H38ZM41 193H42V192H41ZM129 193H131V192H129ZM136 193H135V194H136ZM144 193H145V192H144ZM146 193H147V192H146ZM151 193H152V191L149 192V195H150ZM158 193H159V192H158ZM158 193H157V194H158ZM192 193H193V191H192ZM192 193H189V195L191 194L190 197L192 196ZM9 194H10V193H9ZM51 194H52V193H51ZM56 194H55V195H56ZM83 194H86L85 191H84ZM88 194H89V193H88ZM122 194H123V193H122ZM126 194H127V193H126ZM152 194H153V193H152ZM154 194H153V195H154ZM162 194H164V192H162ZM167 194H168V193H167ZM167 194H166V195H167ZM178 194H179V193H178ZM197 194H200V195H197ZM207 194H208V193H207ZM3 195H4V193L2 194V196H3ZM10 195H11V197H14V196H12V194H10ZM22 195H23V194H22ZM52 195L54 196V194H52ZM58 195H60V193H59ZM68 195H69V194H68ZM81 195H82V194H81ZM89 195H90V194H89ZM89 195H88V196H89ZM99 195H100V194H99ZM99 195H97V193H96V194L94 195L93 198H99V197H98ZM112 195H114V193H112ZM133 195H134V194H133ZM141 195H142V194H141ZM166 195H164V196H166ZM174 195H175V194H174ZM181 195H183V194H181ZM194 195H195V194H194ZM203 195H204V194H203ZM0 196H1V195H0ZM45 196H43V198H44ZM62 196H63V195H62ZM65 196H66V194H65ZM65 196H64V198H63V197H62V198L65 199V198L67 197V196H66V197H65ZM76 196H77V195H76ZM110 196H111V195H110ZM116 196H117V195H116ZM116 196H115V197H116ZM134 196H135V195H134ZM136 196H137V194H136ZM164 196H162V197H164ZM178 196H179V195H178ZM183 196H184V195H183ZM48 197H49V196H47L46 198H48ZM50 197H51V196H50ZM57 197H58V196H57ZM59 197H60V196H59ZM59 197H58V198H59ZM90 197H92V195H91ZM103 197H104V196H103ZM121 197H122V196H121ZM121 197H120V198H121ZM128 197H129V196H128ZM131 197H132V196H131ZM160 197H161V194H160ZM168 197H170V196H168ZM188 197H189V196H188ZM188 197H187V199H188ZM190 197H189V198H190ZM213 197H214V198H213ZM8 198H9V197H8ZM43 198H42V199H43ZM71 198H72V197H71ZM71 198H70V197L68 198V199H69L68 202L70 201V202H69L70 205H69V204H68V205H69L70 207H71V203H72V202H71ZM81 198H82V196H81ZM111 198H112V200H114L113 197H111ZM150 198H151V197H150ZM150 198H149V199H150ZM175 198H176V197H175ZM183 198H184V197H183ZM183 198H182V199H183ZM197 198H198V199H197ZM9 199H10V198H9ZM9 199H7V200H9ZM11 199L13 200V198H11ZM15 199H17V198H14V201H15ZM34 199H35V198H34ZM51 199H52V197L50 198V201L53 200V199H52V200H51ZM63 199H62V200H63ZM76 199H77V198H76ZM76 199H75V200H76ZM78 199H79V198H78ZM115 199H116V198H115ZM124 199H125V198H124ZM127 199H128V198H127ZM129 199H130V198H129ZM146 199H147V198H146ZM156 199H157V198H156ZM160 199H161V198H160ZM162 199H163V198H162ZM182 199H181V200H182ZM187 199L185 198L186 201H187ZM236 199H237V198H236ZM263 199H264V198H263ZM7 200H6V201H7ZM43 200H45V198H44ZM46 200H47V199H46ZM48 200H49V199H48ZM65 200H66V199H65ZM65 200H64L63 202H65ZM90 200H91V198H90ZM105 200H106V199H105ZM110 200H111V199H110ZM112 200H111V202H113ZM119 200H120V199H117L116 201L114 200V202H116V204H117V201H119ZM122 200H123V199H122ZM122 200L119 201V202H122ZM136 200H137V199H136ZM136 200H135V201H136ZM144 200H145V199H144ZM163 200L166 201L165 199H163ZM169 200H170V199H169ZM185 200H184V201H185ZM188 200H191V199H188ZM240 200H242V201H240ZM258 200H257V201H258ZM260 200H259V201H260ZM9 201H10V200H9ZM66 201H67V200H66ZM80 201H81V199H80ZM88 201H89V197H88ZM124 201H125V200H124ZM127 201H128V200H127ZM152 201H153V203H151V204H153V207H155V205H154V199H153ZM152 201H151V202H152ZM157 201H158V199H157ZM159 201H160V200H159ZM176 201H177V199H176ZM192 201H193V200H192ZM192 201H191V204L194 203V205H195V202L193 201V203H192ZM261 201H263V200H261ZM33 202H34V201H33ZM46 202H48V201H46ZM53 202L56 203V201H54V200H53ZM63 202L61 203V205L64 204ZM68 202H65V204L68 203ZM90 202H91V201H90ZM142 202H143V199H142ZM179 202L181 203V201H179ZM182 202H183V201H182ZM237 202H236V203H237ZM13 203H14V202H13ZM77 203H78V202H77ZM92 203H93V202H92ZM125 203H126V201H125ZM144 203H145V201H144ZM156 203L159 204L160 202H156ZM166 203H167V202H166ZM166 203H165V204H166ZM196 203H197V201H196ZM200 203H202V201L200 202V200H199V204H198V206L200 205ZM261 203H262V202H261ZM1 204H2V203L0 202V205H1ZM8 204H11V203H8ZM45 204H46V203L43 202V201H42V202H37V203L35 204L36 209L34 210V209H32L31 207H29V208L26 210V213H27L29 216H31V217H35V218H36V221H38L39 224H40V223H41V220H43L41 216L46 215L47 212L49 213V210H51V209H53L54 207H56V204H55V206H53L54 204H52L53 208H51L49 205H46V209H45ZM47 204H48V203H47ZM65 204H64V205H65ZM78 204H79V203H78ZM104 204H107V203H104ZM109 204H110V203H109ZM111 204H112V203H111ZM113 204H114V203H113ZM113 204H112V205H113ZM121 204H123V203H121ZM126 204H127V203H126ZM142 204H143V203H142ZM146 204H147V202L145 203V205H146ZM151 204H150V201H148V205H151ZM158 204H157V206H159ZM168 204H170V203H168ZM185 204H186V203H185ZM185 204H183V205L185 206ZM191 204H189V205L191 206ZM12 205H13V204H12ZM15 205H17V204H15ZM74 205H75V204H74ZM91 205H92V204H91ZM91 205H90V206H91ZM112 205H111V206H112ZM118 205H120V204L118 203ZM135 205H136V206H140V205H137V204H135ZM135 205H134V206H135ZM143 205H144V204H143ZM143 205H142V206H143ZM163 205H164V204H163ZM174 205H175V203L173 204V206H174ZM177 205H178V204H176V206H177ZM180 205H181V204H180ZM180 205H179V208H181ZM194 205H192V206H194ZM196 205H197V204H196ZM196 205H195V206H196ZM240 205H241V204H240ZM253 205L255 206V204H253ZM256 205L258 206V205H259V202H257ZM69 206L67 207V211L69 210ZM90 206H89V209L91 208ZM102 206H103V205H102ZM102 206H101V208H102ZM107 206H108V204H107ZM116 206H117V205H116ZM124 206H125V205H124ZM127 206H128V205H126V207H127ZM136 206H135V207H136ZM157 206H156V207H157ZM173 206H172V204H171V207H172V209L174 210V207H173ZM192 206H191V207H192ZM200 206H202V204H201ZM200 206H199V207H200ZM207 206H206V207H207ZM241 206H242V205H241ZM5 207H6V206H5ZM15 207H16V206H15ZM60 207L64 208L63 206H60ZM76 207H78V206H76ZM80 207H81V206H80ZM80 207H79V208H80ZM92 207H93V206H92ZM112 207H113V206H112ZM121 207L123 208V205H122ZM121 207H120V208H121ZM156 207H155V208H156ZM164 207H165V206H164ZM164 207H163V208H164ZM168 207H169V206H168ZM171 207H170V208H171ZM202 207H205V206H202ZM210 207H209L208 209H210ZM239 207H240V206H239ZM245 207H246V206H245ZM7 208H9V207H7ZM56 208H57V207H56ZM72 208L74 209V207H72ZM107 208H108V207H107ZM132 208H133V207H132ZM132 208H131V209H130V207H129V209L127 208V209H128V210H127V211H128L127 213H131V211L129 212V210H132ZM140 208L142 209V207H140ZM140 208H138V210H141ZM148 208H151V210H153V209H152V206H148ZM170 208H169V210H170ZM197 208H198V207H197ZM241 208H242V207H241ZM243 208H244V207H243ZM246 208H247V207H246ZM58 209H59V211H60V208H58ZM77 209H78V208H77ZM84 209H85V206H84ZM89 209H88V210H89ZM95 209H97V208H95ZM136 209H137V207H136ZM146 209H147V208H146ZM158 209H159V207H158L155 211H157ZM161 209H162V208H161ZM172 209H171V210H172ZM187 209H188V208H187ZM191 209H192V208H191ZM195 209H196V207H195ZM195 209H194V210H195ZM199 209H200V208H199ZM234 209H235V208H234ZM239 209H240V208H239ZM239 209H238V210H239ZM244 209H245V208H244ZM256 209L258 210V207H257ZM261 209H262V208H261ZM261 209H260V210H261ZM263 209H264V207H263ZM12 210H13V209H12ZM12 210H11V211H12ZM54 210H55V208H54ZM56 210H57V209H56ZM56 210H55V211H56ZM64 210H66V208H64ZM98 210H99V209H98ZM98 210H97V213L99 212ZM101 210L103 211V209H101ZM106 210H107V209H106ZM121 210H122V209H121ZM143 210H144V209H143ZM148 210H149V209H148ZM148 210H147V211H148ZM169 210H168V211H169ZM173 210H172V211H173ZM177 210H179V211H180V210L183 211V210H185V207H184V209H177ZM194 210H193L192 212H194ZM203 210H204V209H203ZM235 210H236V209H235ZM254 210H255V209H254ZM71 211H72V210H71ZM81 211H82V209H81ZM85 211H86V209H85ZM94 211H95V210H94ZM102 211H101V212H102ZM112 211H113V210H112ZM112 211H110V213H111ZM132 211H133V210H132ZM141 211H142V210H141ZM141 211H140V212H141ZM159 211H160V210H159ZM164 211H165V210H164ZM172 211H171V212H172ZM179 211H178V215L180 216V215H181V212H180V214H179ZM187 211H188V210H187ZM198 211H199V210H198ZM207 211H208V210H207ZM236 211H237V210H236ZM236 211H234V212H236ZM239 211H240V210H239ZM242 211H243V210H242ZM245 211H246V210H245ZM5 212H6V211H5ZM51 212H53V211H51ZM63 212H64V211H63ZM103 212H104L103 214H105V213L107 212V211H105V206H104V211H103ZM140 212L137 211V214L140 213ZM144 212H146V210H145ZM144 212H143V213H144ZM162 212H163V211H162ZM171 212H169L170 215H171ZM176 212H177V211H176ZM195 212L197 213V211H195ZM195 212H194V213H195ZM255 212H256V211H255ZM260 212H262V210H261ZM263 212H264V211H263ZM263 212H262V213H263ZM12 213H13V212H12ZM14 213H15V211H14ZM54 213H55V212H54ZM54 213H53V214H54ZM57 213H58V210H57ZM64 213H65V215H66V214L68 215L67 212H64ZM75 213H77V212L75 211ZM82 213L84 214L85 212H82ZM118 213H120V212H118ZM132 213H133V212H132ZM135 213H136V212H135ZM141 213H142V212H141ZM149 213H151L150 210H149ZM158 213H160V212H158ZM169 213H168V215H169ZM198 213H199V212H198ZM239 213H240V212H239ZM256 213H258V212H256ZM1 214H2V211H1V208H0V215H1ZM18 214H19V213H18ZM55 214H56V213H55ZM92 214L94 215V213H91V215H92ZM99 214H100V213H99ZM99 214H98V215H99ZM101 214H102V213H101ZM101 214H100V216H99L98 218H102V217H103V214H102V217H101ZM145 214H146V213H145ZM165 214H166V213H165ZM165 214H164V215H165ZM172 214L175 215V213H172ZM182 214H183V212H182ZM184 214H185V213H184ZM188 214H189V213H188ZM201 214L203 215V213H201ZM232 214H233V213H232ZM240 214H241V213H240ZM258 214H259V213H258ZM258 214H257V215H258ZM12 215H13V214H12ZM57 215H58V214H57ZM61 215H64V214L62 213ZM91 215H90V216H91ZM110 215H111V214H110ZM114 215H116V214H114ZM118 215H119V214H118ZM129 215H130V214H128V215H126V216H128V218H129ZM131 215H132V214H131ZM131 215H130V216H131ZM133 215H134V217H135L136 214H133ZM133 215H132V216H133ZM138 215H140V214H138ZM155 215H156V214H155ZM158 215L160 216L161 214H158ZM162 215H163V214H162ZM166 215H167V214H166ZM168 215H167V216H168ZM255 215H256V214H254V216H255ZM263 215H264V214H263ZM4 216H6V217L8 218V220H5ZM4 216H3L2 218L0 217V256H1V255H4V254H5V251H6L5 248H4L6 244L4 245V243H3L4 239H5V238H12V236H13V234H14L13 232H15V231L18 230L17 227H15L16 230H15V231H14V230L11 231V230H12V229L10 230L11 223H12V221L10 220L11 217H10V218L8 217L7 212L5 213ZM71 216H72V215H71ZM77 216H79V215H77ZM87 216H88V215H87ZM141 216H142V214H141ZM143 216H144V215H143ZM175 216H177V215H175ZM179 216H178V217H179ZM181 216H183V215H181ZM181 216H180V217H181ZM197 216L200 218V215H197ZM223 216H224V218H223ZM16 217H17V215H16ZM44 217H45V216H44ZM61 217H62V216H61ZM61 217H60V218H61ZM63 217H65V216H63ZM63 217H62V218H63ZM73 217H74V216H73ZM114 217H115V216H114ZM116 217H117V216H116ZM116 217L114 218L115 220L117 219ZM121 217H122V216H121ZM134 217H131V218L134 219ZM137 217H138V216H137ZM145 217H147V216H145ZM145 217H141V218H142V219H145ZM163 217H165V216H163ZM171 217H172V216H171ZM185 217H186V216H185ZM198 217H197V220H196V216H194V217L191 219V221H190V219H189V220H187L186 222H189V221H190V224H191L190 226H191V227L198 226V223H197V221H198V219H199ZM203 217H204V216H203ZM226 217H229V219H232V218H233V219H232V223H231V224L228 223V225L230 224L229 226H223V225H222V219H225ZM231 217H232V218H231ZM255 217H256V216H255ZM259 217H260V216H259ZM261 217H262V216H261ZM7 218H6V219H7ZM46 218H48V217H46ZM69 218H70V221H71V220H72V217H69ZM77 218H78V217H77ZM107 218H108V217H107ZM141 218H140V219H141ZM173 218H174V216H173ZM173 218H172V219H173ZM175 218H176V217H175ZM175 218H174V219H175ZM183 218H184V217H183ZM262 218H263V217H262ZM12 219H14V216H12ZM31 219H32V218H31ZM54 219H55V221H56V218H54ZM65 219H66V218H65ZM67 219H68V218H67ZM78 219H79V218H78ZM95 219L97 220V217H96ZM164 219H166V218H164ZM164 219H163V220H164ZM169 219H170V218H169ZM174 219H173V220H174ZM177 219H178V218H176V220H177ZM180 219H181V218H180ZM259 219H260V218H259ZM259 219H258V220H259ZM57 220H58V218H57ZM73 220H74V219H73ZM75 220H77V219H75ZM92 220H93V219H92ZM115 220H114V221H115ZM125 220H126V219H125ZM128 220H130V218L127 219V223H128ZM134 220H135V219H134ZM138 220H139V219H138ZM159 220H160V219H159ZM200 220H201V219H200ZM202 220H203V219H202ZM258 220H257V221H258ZM13 221H14V220H13ZM15 221H16V220H15ZM17 221H18V220H17ZM30 221H31V220H30ZM32 221H33V220H32ZM60 221H61V220H60ZM79 221H81V217H80V220H79ZM79 221H78V220H77V221H74V223H77V222H79ZM98 221H99V220H98ZM111 221H112V220H111ZM136 221H137V220H136ZM142 221H143V222H142ZM145 221H146V219H145ZM145 221H144V220H141V221L139 220L138 222H139V223H140V222L144 223ZM148 221H150V220H148ZM165 221H166V220H165ZM171 221H172V220H171ZM183 221H184V219H183ZM205 221H206V220H205ZM229 221H231V220H229ZM257 221H256V222H257ZM263 221H264V219H263ZM263 221H262V223H263ZM28 222H29V221H28ZM56 222H57V221H56ZM72 222H73V221H72ZM96 222H97V221H96ZM100 222H101V221H100ZM112 222H113V221H112ZM130 222H131V220H130ZM152 222H154V221H152ZM167 222H170V220L167 221ZM202 222H203V221H202ZM225 222H226V221H225ZM259 222H261V221H259ZM58 223H59V220H58ZM58 223H57V224H58ZM83 223H85V222H83ZM133 223H135V222H132V224H133ZM139 223H137V224H139ZM142 223H141V224H142ZM158 223H159V221H158ZM173 223H174L175 227L177 228V230L180 231V229H178L179 226H178L175 222H173ZM179 223H180V221H179ZM207 223H208V222H207ZM65 224H66V225L68 224L67 229H69V228L71 227V226L69 227L70 222H69V223H68V222H67V223L65 222ZM80 224H82V223L80 222ZM98 224H99V223H98ZM111 224H113V223H110L109 225H111ZM115 224H116V221H115ZM141 224H140V225H141ZM149 224H150V223H149ZM152 224H153V223H152ZM152 224H151V225H152ZM187 224H188V223H187ZM205 224H206V223H205ZM208 224H209V223H208ZM17 225H18V224H17ZM17 225H15V226H17ZM58 225H59V224H58ZM58 225H57V226H58ZM62 225H63V224H62ZM109 225H108V226H109ZM142 225L144 226L145 223L142 224ZM142 225H141V229H143V228H142ZM176 225H177V226H176ZM183 225L185 226V224H183ZM255 225H258V224H255ZM23 226H28V227H29V223H27V224H25V225H23ZM53 226H54V225H53ZM124 226L126 227L127 225H124ZM136 226H137V225H136ZM136 226H135V227H136ZM160 226H161V225L158 226L159 229L161 228ZM188 226H189V225H188ZM261 226H262V225H261ZM59 227H60V226H59ZM59 227H58V228H59ZM63 227H65V229H66V226H65V225H63ZM63 227H62V228H63ZM73 227H74V226H73ZM81 227H82V226H81ZM116 227H117V226H116ZM116 227H115V228H116ZM168 227H169V226H168ZM202 227H203V226H202ZM262 227H263V226H262ZM29 228H30V227H29ZM54 228H55V227H54ZM97 228H99V227H97ZM107 228H109V227H107ZM110 228H111V227H110ZM147 228H148V227H147ZM152 228H153V227H152ZM170 228H171V227H170ZM63 229H64V228H63ZM65 229H64V231H65ZM173 229H174V227H173ZM55 230H56V229H55ZM71 230H72V229H71ZM100 230H101V226H100ZM100 230H99V231H100ZM131 230H132V229H131ZM160 230H162V229H160ZM160 230H159V231H160ZM188 230H189V229H188ZM190 230H191V228H190ZM197 230H199V229H197ZM19 231H20V230H19ZM60 231H63V230L61 229ZM69 231H70V229H69ZM102 231H103V230H102ZM102 231H100V232H102ZM127 231H128V230H127ZM137 231H140V229L137 230ZM141 231L143 232L144 229L141 230ZM146 231H147V230H146ZM148 231H149V230H148ZM150 231L152 232L153 229L150 230ZM150 231H149V232H150ZM179 231H178V232H179ZM55 232H56V231H55ZM104 232H105V231H104ZM104 232L100 233V234H101V237H103L102 235H103ZM117 232H118V231H117ZM121 232L123 233V231H121ZM121 232H120V233H121ZM156 232H157V230H156ZM170 232H174V231H173V230H170ZM188 232L190 233V231H188ZM188 232H186V233L189 235ZM12 233H13V234H12ZM60 233H61V232H60ZM62 233H63V232H62ZM124 233H128V234H127L128 238H129V236L132 235V233H131V235H129V231H128V232H124ZM124 233H123V234H124ZM137 233H138V232H137ZM147 233H148V232H147ZM147 233H146V234H147ZM153 233H154V232H153ZM161 233H162V232L160 231L158 234L160 235ZM166 233H167V232H165V235H166ZM15 234H16V233H15ZM96 234H97V232H96ZM104 234H105V233H104ZM156 234H157V233H156ZM156 234H155V235H156ZM169 234H170V233H169ZM169 234H168L167 238H169V237H170V238H169V239H166L165 242H167V240H169V242H170V239H171V236H172L171 234L174 235V233H171L170 236H169ZM197 234H199V233H197ZM21 235H22V234H21ZM40 235H41V234H40ZM55 235H56V234H55ZM55 235H54V236H55ZM57 235H59V234H57ZM57 235H56V236H57ZM81 235H82V234H81ZM81 235H80V236H81ZM89 235L92 237L93 234H92V235L89 234ZM98 235H99V234H98ZM98 235H94L95 238H98V239H99ZM109 235L111 236V234H109ZM139 235H140V237H141V233H140ZM150 235H151V234L149 233L148 237H149ZM185 235H186V234H185ZM199 235H200V234H199ZM82 236H84V235H82ZM87 236H88V235H87ZM94 236H93V239H94ZM96 236H97V237H96ZM99 236H100V235H99ZM104 236H106V235H104ZM119 236H120V235H119ZM124 236H125V235H124ZM127 236L124 237L125 240H126ZM134 236H135V235H134ZM146 236H147V235H146ZM146 236H145V237H146ZM157 236H158V235H157ZM157 236H156V237H157ZM161 236H162V235H161ZM200 236H201V235H200ZM200 236L197 235V237H199V238H198V241H195L194 243L199 242V241L201 240V239H200ZM205 236H206V235H205ZM261 236L263 237V234H261ZM15 237H16V236H15ZM27 237H28V236H27ZM45 237H46V239H48L47 237H50V236H48V234H47V236L45 235ZM51 237H52V236H51ZM74 237H75V236H74ZM84 237H85V236H84ZM88 237H89V236H88ZM88 237H87V238H88ZM91 237H90L89 239H87L86 242H88V240H90ZM122 237H123V236H122ZM148 237H147V238H148ZM150 237H151V236H150ZM150 237H149V238H150ZM175 237H176V236H175ZM195 237H196V235H195ZM208 237H209V236H208ZM208 237H207V238H208ZM210 237H209V238H210ZM18 238L20 239V237H18ZM111 238H112V236H111ZM117 238H119V237H117ZM128 238H127V239H128ZM159 238H160V236L158 237V241H155V242L157 243V249H156V247H155V250L158 251V252H159V250H158V242L160 243V246H159V247H162V249L160 248L161 251H163V246H161V245H162V244H161V241H159V240H161V238H160V239H159ZM163 238H164V237H163ZM173 238H174V237H173ZM181 238H182V237H181ZM181 238H179V239H181ZM188 238H189V237H188ZM209 238H208V239H209ZM16 239H17V238H16ZM30 239H31V238H30ZM46 239H45V240H46ZM51 239H52V238H51ZM70 239H71V238H70ZM72 239H74L73 236H72ZM75 239H76V237H75ZM78 239H79V238H78ZM84 239L86 240V238H84ZM119 239H120V238H119ZM121 239H122V238H121ZM131 239L134 240V238H131ZM137 239H138V238H137ZM139 239H140V238H139ZM139 239H138V241H139ZM153 239H154V238H153ZM182 239H183V238H182ZM193 239H196V238H193ZM199 239H200V240H199ZM210 239H211V238H210ZM14 240H15V239H14ZM49 240H50V239H49ZM82 240H83V239H82ZM111 240H112V239H111ZM111 240H109V241H111ZM125 240H124V241H125ZM129 240H130V239L126 240L125 243L127 244V242H128ZM141 240H142V237H141ZM148 240H149V239H148ZM148 240H144V241H145L144 243H147ZM155 240H157V239H155ZM164 240H165V239H164ZM183 240H184V239H183ZM212 240H209L210 245H211ZM262 240H263V238H262ZM20 241H21V240H20ZM69 241H70V240H69ZM78 241H79V240H78ZM103 241H104V240H103ZM105 241H107V240H105ZM105 241H104V245H105ZM109 241H108V242H109ZM116 241L118 242V240H116ZM136 241H137V240H136ZM153 241H154V240H152V242H153ZM177 241H178V240H177ZM177 241H176V242H177ZM187 241H188V240H187ZM187 241H186V242H187ZM6 242H7V240H6ZM16 242H17V241H16ZM22 242H23V241H22ZM50 242H51V241H50ZM76 242H77V241H76ZM112 242H113V241H111L110 243L112 244ZM129 242H130V241H129ZM129 242H128V243H129ZM142 242H143V241H142ZM152 242L150 241L149 243H152ZM163 242H164V241H163ZM181 242H182V241H181ZM181 242H180V243H181ZM186 242H185V243H186ZM201 242L204 243V241H201ZM217 242H216V243H217ZM251 242H252V244H251ZM23 243H24V242H23ZM72 243L75 244L74 242H72ZM101 243H103V242H101ZM122 243L124 244V242H122ZM131 243H132V240H131V242L129 243V245H127V246H128V247H129V246L132 247V246L130 245ZM156 243H155V245H156ZM182 243H183V242H182ZM182 243L179 244V242H178L177 244L180 246V245H182ZM185 243H184V244H185ZM187 243H188V242H187ZM8 244H9V243H8ZM8 244H7V245H8ZM12 244H14V242H12ZM69 244H70V243H69ZM91 244H92V243H91ZM93 244H94V243H93ZM108 244H109V243H108ZM111 244H110V245H111ZM114 244L116 245V243H114ZM147 244H148V243H147ZM153 244H154V242L152 243V246H153ZM184 244H183V245H184ZM197 244L199 245V246H198L199 253H201L202 250L205 248V247H203V249H202V246H205V244H203L201 247H200V245H201L202 243H197ZM212 244H214V240H213V243H212ZM257 244H256V246H257ZM7 245H6V246H7ZM71 245H72V244H71ZM79 245H80V243H79ZM86 245H87V243H86ZM86 245H85V247L83 248V247H82V244H81L79 250H81L80 252L84 253L85 257L87 256L88 259H89V255H90V253H91L90 251H93V250H89L90 253H89L88 255H86V254H85V253H86V250H85V249H86ZM94 245H97V242H96ZM104 245H102V247H105ZM115 245H113V246H115ZM119 245H120V247H122L121 249H123V252L125 253V246H121V242H120ZM119 245H118V246H119ZM124 245H125V244H124ZM138 245H139V244H138ZM138 245H137V246H138ZM142 245H143V244H142ZM148 245H149V244H148ZM168 245H169V243L167 244V247H168ZM172 245H173V244H172ZM178 245H177V246H178ZM193 245H195V244H193ZM210 245H209V246H210ZM46 246H47V245H46ZM91 246H92V245H91ZM145 246H146V245H145ZM174 246H175V244H174ZM174 246H173V248H174ZM179 246H178V248H179ZM235 246H237L236 248H237L238 253H235V252L233 251V249H235V248H234ZM8 247H9V246H8ZM8 247H7V248H8ZM12 247H13V246H12ZM18 247H19V246H18ZM29 247H30V245H29ZM32 247H33V246L31 245L30 248H32ZM73 247H74V246H72V248H73ZM94 247H95V246H94ZM100 247H101V246H100ZM102 247H101V248H102ZM107 247H108V246H107ZM109 247H110V246H109ZM116 247H117V245H116ZM120 247H119V251H118V249H117V253H116V255H118V252H120ZM123 247H124V248H123ZM138 247L140 248V247H142V246L139 245ZM143 247H144V245H143ZM147 247H150V249H151V246H147ZM180 247H181V246H180ZM211 247H212V245H211ZM213 247H214V246H213ZM10 248H11V247H10ZM19 248H20V247H19ZM69 248H71V247H69ZM69 248H68V249H69ZM82 248H83V249H82ZM97 248H98V247H97ZM101 248H99V250H101ZM126 248H127V247H126ZM139 248H138V249H139ZM12 249L14 250V248H12ZM12 249H11V250H12ZM24 249H25V248H24ZM74 249H75V248H74ZM74 249H71V250L74 251ZM88 249H93V248H88ZM107 249H108V248H107ZM115 249H116V248H115ZM140 249H141V248H140ZM148 249H149V248H148ZM174 249H175V248H174ZM196 249H197V248H196ZM206 249H207V248H206ZM210 249H211V248H210ZM64 250H65V248H64ZM76 250H77V249H76ZM79 250H78V251H79ZM94 250H95V249H94ZM102 250L105 251V249H102ZM102 250H101V251H102ZM109 250H111V249H109ZM109 250H108V251H109ZM143 250H144V249H143ZM143 250H142V251H143ZM168 250H169V249H168ZM191 250H192V249H191ZM69 251H70V250H69ZM73 251H72V252H73ZM78 251H77V252H78ZM83 251H84V252H83ZM96 251H97V249H96ZM106 251H107V250H106ZM108 251H107V253H108V255H110V254H109L110 251H109V252H108ZM115 251H116V250H115ZM188 251H189V255H188V257L190 256V258H192V256H193V262H196V261L198 262V260H195V257H194V255H193V253H192V255H190V249H189ZM195 251H196V250H195ZM205 251H206V250H205ZM205 251H204V252H205ZM244 251H245L246 253H249V259H247V258L245 257L246 255L244 254ZM66 252H67V251H66ZM66 252H65V253H66ZM70 252H71V251H70ZM72 252H71V253H72ZM98 252H99V251H98ZM113 252H114V251H113ZM127 252H128V255H130L132 251L130 252V250H129V251H126V253H127ZM129 252H130V253H129ZM136 252H137V250H136ZM204 252H203V253H204ZM8 253H9V252H8ZM8 253H7V255H8ZM10 253H11V252H10ZM10 253H9V254H10ZM67 253H69V252H67ZM67 253H66L65 256H67ZM73 253H74V252H73ZM73 253H72V254H73ZM94 253H95V252H94ZM105 253H106V252H105ZM120 253H121V252H120ZM126 253H125V254H126ZM150 253H151V252H150ZM150 253H149V254H150ZM159 253H160V252H159ZM168 253H169V252H168ZM199 253H198V255H199ZM203 253H202V254H203ZM75 254H76V253H75ZM98 254H99V253H98ZM202 254H200V255H202ZM70 255H71V254H70ZM70 255L68 254L67 259L69 258ZM93 255H94V254H93ZM96 255H97V254H96ZM104 255H106V254H104ZM151 255H152V257L154 256V254H152V253H151ZM198 255H197V256H198ZM63 256H64V255H63ZM63 256H62V258L65 257V256H64V257H63ZM97 256H98V255H97ZM113 256H114V255H113ZM134 256H135V255H134ZM29 257H30V256H29ZM42 257L45 258L44 256H42ZM42 257H40V258H42ZM48 257H49V256H48ZM79 257H82L83 259H86L85 257H83V255H82V256H79ZM79 257H77V258H79ZM93 257H94V256H93ZM99 257H101V256H98V258H99ZM103 257H105V256H103ZM106 257L108 258L109 256H106ZM128 257H130V256H128ZM152 257H150V261H149L148 264H151V262L153 263V261H151V258H152ZM188 257L185 256V255H182V256L180 257V262H179V261L177 260V258L175 257V261L177 260L176 263L179 262L180 264H191V263H188V262H191V261L188 260ZM199 257H201V256H199ZM205 257H206V256H205ZM230 257H228V258H230ZM82 258H81V260H82ZM123 258H124V257H123ZM125 258L127 259V257H125ZM153 258H154V257H153ZM159 258H160V255H159ZM159 258H158V260H159ZM190 258H189V259H190ZM24 259H26V258L24 257ZM32 259H33V258H32ZM71 259H74V257L72 256ZM88 259H87V260H88ZM95 259H97V257L94 258V261H95V262H98V263H96V264H99V261H100V260H99V261H96ZM100 259H101V258H100ZM104 259H105V258H104ZM111 259H113V258H111ZM160 259H161V258H160ZM30 260H31V259H30ZM33 260H34V259H33ZM62 260H64V259H62ZM79 260H80V258H79ZM87 260H86V261H87ZM105 260H106V259H105ZM115 260H116V259L114 258L113 261H115ZM117 260H118V262H120L119 259H118V256H117ZM133 260L135 261V259H133ZM166 260H167V258H166ZM191 260H192V259H191ZM230 260H231V259H230ZM24 261H25V260H24ZM24 261L22 260L23 264H24ZM41 261H42V260H41ZM43 261H44V260H43ZM43 261H42V262H43ZM46 261H47V260H46ZM84 261H85V260H84ZM111 261H112V260H111ZM134 261H132V264H133ZM156 261H157V260H156ZM156 261H155V262H156ZM6 262H7V261H6ZM6 262H5L4 264H7ZM20 262H21V261H20ZM20 262H18V264H19ZM28 262H30V261H28ZM42 262H41V264H42ZM81 262H82V261H81ZM95 262H94V263H95ZM116 262H117V261H115V263H113V264H116ZM128 262H129V264H130L131 261H129V259H127V262H126V263H128ZM142 262H143V260H142ZM165 262H166V261H165ZM173 262H174V261H173ZM233 262H234V261H233ZM13 263H14V261H13ZM15 263H16V262H15ZM15 263H14V264H15ZM31 263H32V264H35V260H34V262H32V260H31ZM62 263H65V262H62ZM84 263H89V262L87 261V262H84ZM167 263H168V262H167ZM174 263H175V262H174ZM20 264H22V263H20ZM70 264H71V263H70ZM79 264H80V263H79ZM82 264H83V262H82ZM91 264H92V263H91ZM117 264H118V263H117ZM138 264H140V262H138ZM154 264H155V263H154ZM158 264H159V262H158Z\"/></svg>",
  "mask_w": 264,
  "mask_h": 264
}]
</instances>
